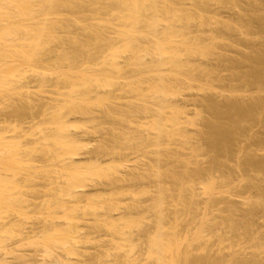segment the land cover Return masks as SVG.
Segmentation results:
<instances>
[{"label":"bare ground","instance_id":"obj_1","mask_svg":"<svg viewBox=\"0 0 264 264\" xmlns=\"http://www.w3.org/2000/svg\"><path fill=\"white\" fill-rule=\"evenodd\" d=\"M190 1V0H189ZM194 1V2H193ZM200 1H202V0H200ZM208 1V0H207ZM206 0H205V3H203L204 1H202V3L203 4H205V5H203V6H201V4L200 5H198L197 3V8L200 10V8L201 7H204V6H206L207 4H208V9L210 8V7H212L213 5H214V3H213V5H212V3H210L209 1H211V2H213L212 0H209L208 2H207ZM216 2H217V4H218V6H219V2H223L224 3V1L225 0H222V1H217V0H215ZM228 1V0H227ZM226 1V3H227V5H229V3ZM230 1V0H229ZM234 1V0H233ZM233 1H230L231 2V4H230V6L232 5V2ZM238 1V0H237ZM253 1V0H252ZM258 1V0H257ZM256 1V2H257ZM188 1L187 0H0V105H2V106H4V105H9V106H11L12 105V110H11V113H9L10 115L12 114V112H14V117L19 113V112H21V111H19V110H23L21 113H20V115L18 116V120H19V117L21 118H23V116H25L24 117V119L26 120V119H29V120H31V118H33L34 117V119L36 118V116H34V114L35 115H37V112L39 113V112H41L42 114H40V115H42V117H40V119L42 118V121L40 120V119H38V118H36V121H37V119L38 120H40L42 123H41V125H38V128L36 129L35 127V132H37L36 133V135H37V139H35V136L36 135H34V134H25L24 132H26V130H24L25 128H23V129H21V127H19V126H17V123H15V125H14V122H8L9 123V125H7V119H5V122L3 123V122H1L0 124H2L3 125V128H2V125L0 126V264H9V262L10 261H13V260H9V262H8V257L11 259H16V261L17 262H19V264H77V263H74V262H78V261H76L75 260V258H73L74 260H72V257H78V255L80 254H78L77 252H81V251H79L78 250V248L80 247L79 246V243H80V245H81V243H83V242H81V239L83 240L84 239V247H86L85 245H86V242H87V239L89 240V238H87V237H90V236H92V234L89 236H86V238H84L85 237V235L83 234V232H82V229L80 230H78V228L80 227L79 225L82 223V222H84V221H82L81 223L80 222H78L81 218L79 217L81 214H82V217H83V215L84 214H88V213H90V214H88V215H93V214H95L94 215V217L95 216H99V217H96V218H98V221H100V222H98L97 220V222L98 223H96V221L94 222L93 221V223H95V224H98L99 225V228L100 229H98V227H97V225L95 226V225H93V226H95L97 229H95L96 230V234H97V232L100 234V232L99 231H97V230H102L101 231V233L103 232V236H102V239L100 238V240H102V243L104 242L103 241V239H105V241H108V240H110V242H111V244H109V243H107V244H109V245H111L112 246V250H113V247H114V250H117V253H114L113 252V254H111L109 251H110V249H111V247H110V249H108V253H110L111 255H112V257H113V255L114 254H116V255H114V260L113 261H116L115 260V256L118 258V253H119V251H120V253L122 254L123 253V249H127L128 248V244L127 243H130L131 245L133 244V247L131 248V247H129V248H131L133 251H136V250H138V246H139V249H140V247L141 246H143L142 245V243H144V246L146 247H144L143 246V248L144 249H147V252H146V254H145V256H147V258L148 259H146V264H190V263H192V262H195L197 259H198V256H197V253H195V252H197L198 251V249H200L199 251H198V254H199V252L200 251H203V253H204V256H205V254H208V252H209V255H208V260L209 259H213L212 257H214V256H216L217 255V257L220 255V257H221V253L219 254V253H216V255L214 254V253H212L213 251L211 250V248L212 247H219V246H222V245H224L225 243H226V241H227V243L228 244H225L224 246H222L221 247V249H222V251H226V252H229L230 251V247H231V250H233V251H230V252H232V253H234V249H235V247L234 246H236L237 245V243L239 242L238 241V239H237V241H232L231 239H225V238H223L224 239V241H225V243H223V239H222V235H224V234H222L221 232V234L219 235V234H216L215 232H217L218 233V231H217V229L216 230H214V229H212V226L214 225V223H216L217 221V219H219V217L221 216V217H223L224 218V216L223 215H225V213H223L224 212V207H225V209H229V211H230V209L232 210L233 209V207H234V210L236 209L235 208V205H233V206H231L232 204L230 203V202H232V201H230V200H232L233 199V197H235L236 195V193H234L235 191H238V189H237V184L234 182V185H232V183H233V181H230L228 178H231L229 175H231V173L235 170H237V169H234V168H236V167H238V165L237 164H239V170L241 169V166H242V168L243 169H246V170H243V169H241L239 172H242L243 174H244V171H245V173H251V172H255L256 170H257V173H258V170L260 171L261 170V168H260V166H259V168L260 169H256L255 170V168L258 166L257 164H259V160L258 159H256V160H258L257 162H256V160H255V158L256 157H254L253 155H255L256 156V153H251V152H248L247 151V149H245V151L247 152H242L243 154L240 156V154L241 153H239V156H238V159L239 158H241L242 156H244V158H245V156L247 157V158H243L242 159V161H245L246 162V164H244L242 161H241V163H243L244 165H241L238 161H237V164H236V162L235 163H233L232 165H230V163H229V165L231 166V167H233V169L234 170H230V171H228L229 172V175H227L228 177L226 178L225 176H224V179H227V180H225L227 183H231V184H226V186H224L225 184H224V179H223V181H222V178L223 177H220V182H223V185L218 181L219 179H218V177L220 176V175H222V173H224L225 172V170H222V167L221 166H223V169H224V165H225V163H226V161L228 160L226 157H229V156H227V155H230V157H231V155H233V154H229V150H231V149H233L232 148V144H233V147H235L234 145H237L238 146V144H239V141L241 142V140H239V141H237L236 143L237 144H234L235 143V141H236V138L238 139L239 138V136H240V138L239 139H241L242 137H241V135L239 134L240 132L242 133V134H247L248 132H246V127H248L247 125H251V122L250 121H254V119L256 118V120H258V117L260 118L259 120H261V117H260V115L259 114H257V115H259V116H257L256 115V113L257 112H261L259 109H260V107L261 106H259L258 107V111H257V105H262L263 106V108H264V104H262V99H260V98H258V99H260V104H258V102L259 101H254V103H257V104H253L252 102H250V103H252L251 105H250V103H249V105L247 106H244L243 104H244V102H245V104H246V101H244V100H242L243 102H242V104H241V102L239 103H232L231 102V104L229 105V102H227L228 104H225V106H229V107H227L228 109H227V111L226 110H223L224 108H223V106H219V108H218V106H217V108L219 109V111H218V109H216V107L214 108H212L211 106H214V105H216L215 104V102L214 101H211V102H214V105H213V103H211L210 102V99H208L207 98V100L205 101V103H204V101L202 102V103H204V104H202L203 106V108L205 107V105H206V107H205V110L203 111V109H202V111H203V113H205L207 110H209V109H207V106H208V103L207 102H210L209 103V105H211L209 108H210V110H212L213 111V113H212V111L210 112L211 113V117L213 116V118L214 119H212L211 117V120H210V118H209V116H207V119L206 118H203V115H202V113H201V118L199 117H196V116H198V115H196L195 117H196V119H193L194 121H192L191 119H190V117L187 119L188 121H192V123H194V124H191V122H190V125L191 126H193V125H196L197 127H199L198 125H199V123L201 122V120H202V118H203V121H206V123H204L203 121V123H200V125L201 124H203L201 127H199L200 128V130H198L197 129V127H196V129H197V131H199V135H198V132H190V134L192 135H194V136H196V138H197V142H195L196 140H194L195 139V137H193L194 139H192V136H191V140H190V136H187V137H185L187 134H189V130L188 129H186V131H185V128H189V129H191L190 127H188L187 125H189L188 124V122H187V120H186V122L184 121V119L183 118H185V115H187V114H185V113H187V112H185L184 110H185V108L184 107H182L183 105H181L180 107L179 106H177L176 107V109L178 108L179 109V111L181 112V114L183 113V114H185L184 115V117L182 118H180V113L178 112V109L176 110L174 107H173V105H171V104H173V103H177L176 101L175 102H173L175 99V97H176V99H177V97L178 96H182V94H183V92L187 89H185V86L187 87L188 85V83L190 84L189 86H192L191 84H197V83H195L197 80V78L198 77H200L201 76V78H202V76H203V80L204 81H206L207 80V82H210L209 84H211L212 82L214 83L215 81H214V78H215V74H214V76H213V73H212V76H211V72H209L208 70V72L210 73V75L209 74H207L208 72L206 71V69L208 68H206V67H204V69L205 70H203L202 69V65H205L206 64V62H205V60H211V59H213V60H215V58H216V62L219 60V58L221 57V55L219 54V53H217L216 55V57H215V53H213V51H215L216 50V48L213 50L212 48H214V47H216V45H214L213 43H214V39H216V41L215 42H219L218 43V45L220 44V41H222V39L223 38H220V37H222L224 34H223V32L227 29L228 30V33H230L229 31H230V29L232 28V25H233V27H234V24H232L231 25V22H230V24H229V22H228V25H231V28L229 29V28H226V29H223L222 27V29H223V32L221 33V31L222 30H219L220 31V34L222 35H219L218 36V34H219V31H216V29L218 28H216L215 29V31L216 32H218V34L216 35L215 34V38H214V35L213 34H211L212 36L211 37H213V38H211V39H213V40H210L209 38H204V40L203 41H206V42H209L210 43V41H213V43L211 42L210 44H208L210 47H212V48H208V47H206V44H205V46L203 47V41H201V40H199L198 38V41H200V43L199 44H196L197 43V39H194L195 41H196V45H192V43H193V41L192 42H189L191 39H189L188 40V38L190 37V31H192L194 28V25H193V23H195L196 24V22H195V20L197 21V19L199 18L198 17V15H199V10H198V13L196 12V14H198L197 16H196V14H195V16L196 17H198V18H195V16L193 15V17H194V21H192L193 20V17H192V14L194 13H191L192 11H195L194 9H196V5H194L193 6V3L195 4V0H192V1H190V3H187ZM193 2V3H192ZM239 2H242V1H239ZM184 3V4H183ZM189 4V5H192V8H190L191 6H188V10L187 11H184L185 10V8H184V10H182L183 8H182V5L183 6H186L185 4ZM223 3L221 4V5H223ZM226 3H224V6H225V4ZM243 3V2H242ZM217 4H215V5H217ZM252 4H254V3H252ZM259 4V3H258ZM257 4V5H258ZM210 5H212V6H210ZM214 5V6H215ZM260 5V4H259ZM258 5V6H259ZM262 5H264V2H263V4ZM212 7L213 8V10L215 11V8H217V7ZM234 6V5H233ZM252 6V5H251ZM251 6H249V7H251ZM258 6L256 7V6H254V7H256V8H258ZM174 7H177V9H175ZM178 7H179V10H178ZM222 7V6H221ZM187 8V7H186ZM194 8V9H193ZM205 8L206 7H204V8H201L202 10H200L201 12L203 11V9L205 10ZM232 8V7H231ZM235 8V7H234ZM239 8V7H238ZM241 8V7H240ZM261 8H263V6H261ZM175 9V11H176V13L173 11ZM189 9H191V10H189ZM242 9V8H241ZM206 10H207V8H206ZM213 10H211V8H210V10L208 11V12H211L212 14L214 13L213 12ZM216 10H218V9H216ZM233 10V9H232ZM237 10V9H236ZM235 10V11H236ZM243 10V9H242ZM248 10V9H247ZM249 10H251L250 12H252V10H253V12H257L258 13V11H259V13L257 14H253V12L252 13H250V14H252V15H257L258 16V18L264 13H261V10L259 9H253L252 7H251V9H249ZM256 10H258V11H256ZM171 11H173V12H171ZM180 11V12H179ZM189 11V12H188ZM226 11V10H225ZM200 12V13H201ZM206 12V11H205ZM216 12H218V11H216ZM223 12V11H222ZM234 12V11H233ZM171 13H174L175 14V16H174V14H171ZM177 13H179L180 14V16L179 15H177L176 16V14ZM188 13V14H187ZM190 13V14H189ZM204 13V11L201 13V15H199L201 18H199L198 19V21H199V23H198V29H200L199 27H201V29L200 30H198V31H201V30H203V28L202 27H205V25L207 24V26L209 27V25H208V23H205L206 22V20L207 19H204V18H207V16H203V19L204 20H202V14ZM211 13H207L208 15H210ZM261 13V14H260ZM206 13H205V15H207ZM210 15V17L209 18H211V19H209L208 18V20H211L212 21V19H213V17H211V16H214L215 14H217V13H214L213 15ZM259 14H260V16H259ZM220 15V14H219ZM230 15V14H229ZM245 15V14H244ZM252 15H248V16H250V17H252ZM174 16V17H173ZM217 16H218V14H217ZM217 16H215L216 18H217V20H218V22L216 21V23H218L219 25H221L220 24V22H219V19H221V18H218ZM247 16V17H248ZM257 16H253V17H255V20H257V22L259 23L260 21L259 20H262L263 19V16H261L262 17V19H259L258 20V18H256ZM214 17V18H215ZM220 17V16H219ZM235 18V17H234ZM224 19L225 18H223L222 20L224 21ZM241 19V18H240ZM245 19V18H244ZM249 19V18H248ZM254 19V18H253ZM207 20V22H209ZM226 20V19H225ZM230 20V19H229ZM246 20V19H245ZM252 20V19H251ZM201 21H202V24H201ZM209 22V23H211V24H213V22ZM223 21H222V23H223ZM244 21V20H243ZM254 21V20H253ZM252 21V25H255L256 23H255V21L253 22ZM204 22V23H203ZM225 22H227V20L225 21ZM262 23H261V26H262V24H264L263 22H264V19H263V21H261ZM234 23V22H233ZM251 23V22H250ZM201 24V25H200ZM203 24H205L204 26H202ZM211 24H210V26H211ZM242 24V23H241ZM246 24V23H245ZM200 25V26H199ZM227 25V26H228ZM247 25V24H246ZM251 25V26H252ZM260 24H258V26L257 25H255L256 27H259L258 29L259 30H264V27L262 26V29H260L261 27L259 26ZM193 26V27H192ZM213 26V25H212ZM215 26V25H214ZM222 26H226V25H222ZM226 26V27H227ZM238 26H240V24H238ZM238 26H235L234 27V29H236V32H235V30L232 28L231 29V32H233L234 34H236L237 32H239L238 30H237V28H238ZM255 26H253L254 28H255ZM191 27H192V30H189V28L191 29ZM195 27H197L196 25H195ZM208 27H205L204 29H207ZM216 27V26H215ZM241 27V26H240ZM250 27V26H249ZM249 27H248V29H249ZM195 29H197V28H195ZM208 29H210V28H208ZM241 29H242V27H241ZM241 29H239L240 31H242ZM244 30L243 31H245V28H243ZM188 30H189V32H188ZM227 30L225 31V32H227ZM234 30V31H233ZM250 30V29H249ZM249 30H247V31H249ZM252 30H254V29H252ZM185 31H187L186 33H188L187 34V37H186V35H185ZM206 32H207V30H205ZM205 31H202L203 33H205ZM210 31V30H209ZM193 32V31H192ZM191 32V33H192ZM195 32V31H194ZM193 32V35L191 34V36L193 37V38H195L194 36L195 35H197V33L195 34ZM246 32V31H245ZM244 32V33H245ZM184 33V34H183ZM213 33H215V32H213ZM232 33V34H233ZM242 33V32H241ZM244 33L243 34H240V33H238L241 37H242V35H244ZM195 34V35H194ZM202 34V33H201ZM231 34V33H230ZM246 34V33H245ZM249 34V35H248ZM248 37L250 36V33L248 32ZM253 34V33H252ZM198 35H200V34H198ZM197 35V36H198ZM226 35V34H225ZM237 35V34H236ZM238 35V36H239ZM256 35V34H255ZM200 36H203V34L202 35H200ZM208 36H210V35H208ZM216 36L218 37V39H219V41H217L218 39L216 38ZM227 36L228 35H226V37H225V39H227ZM232 36L233 35H230V37L229 38H231V39H235V38H232ZM239 36V37H240ZM258 36V35H257ZM264 36V35H263ZM203 37H206V36H203ZM255 37V36H254ZM261 37V36H260ZM192 38V39H193ZM229 38H228V40H229ZM245 38V37H244ZM250 38V37H249ZM200 39H202L201 37H200ZM205 39H208V40H210V41H208V40H205ZM261 39V38H260ZM226 41V40H224L223 39V42L224 41H226V43H228L229 41V43H231L232 41L231 40H229V41ZM263 40V39H262ZM194 41V42H195ZM250 41V40H249ZM205 42V43H206ZM248 42V41H247ZM191 43V44H190ZM222 43V42H221ZM225 43V42H224ZM223 43V44H224ZM233 43H234V41H233ZM232 43V44H233ZM254 43V42H253ZM194 44V43H193ZM201 44V45H200ZM214 46H213V45ZM217 45V49H218V47H220V45L218 46ZM222 45V44H221ZM225 45V44H224ZM228 45H231V44H228ZM248 45V44H247ZM261 45V44H260ZM226 47V46H225ZM235 47V46H234ZM210 49V50H212L211 52H210V50H209V52H210V54H205L206 53V51L208 50V49ZM236 48V47H235ZM239 48V47H238ZM250 48V47H249ZM262 49H264V48H262ZM233 50V49H232ZM238 50H240V48L238 49ZM246 50V49H245ZM181 51V52H180ZM182 51L184 52L185 51V53H182ZM218 51H219V49H218ZM260 51L261 52H257V53H261V54H257V55H259V56H257L256 55V52H253V53H255V54H252V55H249V57H248V53H247V56H245V57H248L247 59L246 58H244L243 56H244V54H242L243 56H242V58L244 59V60H240V62L241 63H245L244 61H246V65L244 64V65H242L241 63H239V62H236V63H233V60H232V64H234V66H236V65H238L239 67L242 65L243 67H246L245 69H246V71H247V69L249 68V67H251L250 68V74L248 73L249 72V69H248V72H247V79H248V77H249V79L251 78H253V80L254 81H256V82H261V86H262V89H263V87H264V53H262V50L260 49ZM187 52V53H186ZM216 52V51H215ZM243 52H245V51H243ZM183 54V55H182ZM214 56H213V55ZM181 55V60L180 59H178V57ZM185 55H187V56H190V64H191V57H193L194 58V56L195 57H197V55L198 56H201L200 58H202L203 56H205L206 57V55H208L207 57L208 58H202V59H204V60H202L201 59V61H195V60H200L199 58L198 59H196L195 58V60H193V58H192V61H193V63L195 64V63H200L201 65V67L198 65V63H197V65H198V67H197V65L195 64V66L197 67V68H199L200 67V69H199V72H198V69L196 70V69H191L190 71H189V73L188 74H190L191 72H192V70H193V72L196 70L197 72H195V76H193L192 74H190V75H187V74H185L186 73V71L187 70H189L190 68H192V67H194V65L193 66H191L189 63H188V60L189 59H187V62H186V58H189V57H185V62H184V59L182 58V57H184ZM210 55V56H209ZM212 55V56H211ZM220 57H219V56ZM223 55V54H222ZM246 55V54H245ZM253 55H255V56H253ZM261 55H263V57H261ZM210 57V58H209ZM212 57V58H211ZM214 57V58H213ZM227 58V57H226ZM232 58V57H231ZM220 59H223L222 61L224 62V58H220ZM239 59V58H238ZM246 59V60H245ZM179 60V61H178ZM230 60V59H229ZM229 60H228V63H225L226 65H228V64H231V63H229ZM234 60H237V59H234ZM181 61H183V62H181ZM195 61V62H194ZM202 61H204L205 62V64L202 62ZM221 61V62H222ZM239 61V60H238ZM151 64H150V63ZM159 62H161V66H159ZM181 62V63H180ZM202 62V63H201ZM213 62V61H212ZM215 62V63H216ZM227 62V61H226ZM163 63V64H162ZM239 64H241V65H239ZM248 64V65H247ZM214 65V64H213ZM250 65V66H249ZM207 66V65H206ZM233 66V65H232ZM237 66V67H238ZM240 67L238 70H239V73H240V69H241V71H243L242 70V68L243 67ZM161 67H164V68H169V69H172V71H176V70H174V69H179V68H182V69H184L185 67H186V69L187 70H183V71H176L177 72V75H178V73H181V75L179 74V76H177L176 75V77H178V78H176L175 77V75H173V73H175L176 74V72H171V71H169V72H166L167 71V69H165L166 71H164V68H163V70H161ZM184 67V68H183ZM188 67H190L189 69H188ZM228 67H230V66H228ZM237 67L235 68V70L237 69ZM227 68V67H226ZM130 71V73H129V81L128 80H126V84L125 85H123V83L122 84H119V79H122L123 81H125V79L124 78H126L127 77V71L128 70ZM201 69H202V71H201ZM224 69H225V67H224ZM229 69V68H228ZM228 69H226V71L228 70ZM232 69H234V68H232ZM231 69V70H232ZM126 70V71H125ZM211 70V69H210ZM215 70V69H214ZM213 70V71H214ZM230 70V69H229ZM230 70V75H229V77L231 78L232 77V79L235 81V82H233L235 85H237L238 83L240 84V87L242 86V84L244 85V83L243 82H245V77H244V74H242V73H244V72H246L245 70L243 71V72H241L240 73V77H241V75H242V77L243 78H245V79H243L242 77H241V79H242V81H241V79H240V82H238L239 81V78H238V76L236 75L237 73H235V71H234V73L232 74V71ZM237 70V71H238ZM163 71H164V73H163ZM203 72V71H205V74H207V75H209L208 77H205L204 76V73H201V72ZM184 72V75L182 74ZM192 72V73H193ZM221 72V71H220ZM225 72V71H224ZM126 73V74H125ZM196 73H197V75H196ZM199 73L200 74H203V75H200L199 76ZM239 73H238V75H239ZM194 74V73H193ZM222 74V73H221ZM246 74V73H245ZM248 74H249V76H248ZM124 75V76H123ZM186 75H187V77H186ZM192 75V76H191ZM206 75V76H207ZM220 75V74H219ZM218 74H217V76H219ZM235 75L237 76V78L235 77ZM122 76V77H121ZM181 76H183V77H181ZM197 76V77H196ZM217 76H216V78H217ZM228 76V75H227ZM168 77V78H167ZM172 77H174V78H172ZM192 78L191 79V82H190V79L189 78ZM193 77H196V78H193ZM212 77H214V78H212ZM235 77V78H234ZM147 78H149V79H151L152 78V80L154 81V82H152L151 80H148ZM170 78H172V79H177V81L175 82V80H174V82H172L173 80H171ZM200 78V79H201ZM229 78V79H230ZM32 79H34L33 81H32ZM131 79V80H130ZM167 79H169L170 81L168 82V80ZM186 79H189L187 82H185V80ZM201 79V80H202ZM208 79L209 80H211V81H208ZM221 79H222V77H221ZM226 79V78H225ZM237 79H238V81H237ZM133 80V82H132V84H130L129 85V82L131 83V81ZM196 80V81H195ZM198 80H199V78H198ZM202 80V81H203ZM121 81V80H120ZM122 81V82H123ZM128 81V82H127ZM146 81L148 82V84L149 85H145L146 84ZM202 81H200V82H202ZM216 81H217V79H216ZM227 81V80H226ZM252 82V84H253V86L255 87V85L257 84H254L255 82ZM151 82H152V84H151ZM207 82H206V84L204 83V85H208L207 84ZM218 82V81H217ZM223 82H225L224 80H223ZM222 82V83H223ZM238 82V83H237ZM121 83V82H120ZM128 83V84H127ZM141 84V85H143V86H140L139 84ZM171 83L173 84V85H171ZM176 83H178L179 85H175ZM185 83V84H184ZM187 83V84H186ZM227 83H228V81H227ZM229 83H231L230 81H229ZM248 83V82H247ZM249 83H251V80H249ZM248 83V84H249ZM259 83L257 84V86L256 87H258V85H259ZM34 84V85H33ZM141 87V88H138L139 86ZM168 84L170 85V86H173V88H171L170 87V89H169V86H168ZM201 84V83H200ZM200 84H198V85H200ZM217 84H219V82L217 83ZM223 84H225V83H223ZM248 84H246L247 86H248ZM33 85V86H32ZM150 85H152V87H151V89H150V87H148V86H150ZM183 85H185L184 87H182ZM204 85H202L203 86V89H204ZM213 84H211V86H212ZM225 85H227V84H225ZM246 85H244V89H245V86ZM178 86H179V89H180V87H181V89L182 88H184L181 92H182V94L180 95V91H179V89H178ZM189 86H188V88H189ZM209 86V88L211 87L210 85H208ZM214 86V85H213ZM216 86V85H215ZM250 86H251V84H250ZM253 86H252V88H253ZM261 86L259 87V91L260 90H262V89H260L261 88ZM127 87H128V90H127ZM145 87V88H147L148 87V90H144L143 88ZM174 87H177V89H178V91L176 92V90H174ZM194 87V86H193ZM196 87V86H195ZM194 87V88H195ZM207 87V86H206ZM205 87V88H206ZM218 87L219 88H223V87H221L220 85H218ZM218 87H214V89L216 88H218ZM232 87V86H231ZM235 86H233L232 88H234ZM239 87V86H238ZM249 87V86H248ZM247 87V88H248ZM255 87V88H256ZM39 89V90H35V91H39L38 93H36V94H38V95H40L41 96V94H43L42 95V97H44V95L46 94V93H49V95H51V96H49L51 99H52V103H51V101H50V99H49V101H50V105L49 104H46V102H45V104H46V106L50 109H42L43 107L44 108H47V107H45V106H42V104H40L41 105V111H39L40 109L39 108H37L38 106H40V105H38V102H36V103H34V101L31 99V95H29V94H32V92L30 93V91H31V89ZM191 88V87H190ZM189 88V89H190ZM198 88V87H197ZM208 88V89H209ZM218 88V90H216V92L217 91H219V90H221V89H219ZM226 88V87H225ZM231 88V89H232ZM243 88V87H242ZM251 88V87H250ZM250 88H248L249 90H250ZM252 88H251V90H252ZM99 89H101L102 91L103 90H106L104 93L105 94H108L109 93V91H111V93H109V94H112V92H114V90L115 91H117V93L119 92V91H123V94L125 95V93H124V90H125V92H129L130 93V91H132L130 94H132L133 93V91L136 93V95H135V93H133L135 96H136V98H135V96L131 99V100H133V102H132V105H130V103H131V101L130 102H128V104H127V106H128V112L126 111V107L124 106V109H122L121 110V108L120 107H123V104L126 102L125 100H130L129 98L128 99H125L124 101H122V106H117L116 107V105H115V107L117 108V109H115V107H114V109H112V108H108V106H106V105H104V106H106L107 107V109L109 110V111H107V112H105L106 111V109H105V111L103 112L101 109H99V110H101L100 112H101V114H100V112H99V110L97 111L98 112V115L100 114V117H98L97 116V112H96V117L98 118V120H101L102 118V120L104 121L103 123L105 124V126H106V123H107V125L109 124V125H112V127H114L115 129H112L113 131L115 130L116 131V129H117V132H115L114 131V133H109V134H107L106 133V135L104 136V135H102L103 137H105V139L103 138L102 140H104V142L105 141H107L106 139H108L109 141V144H108V142L106 143V145L108 144L109 145V147H108V145H107V147L105 146V148H103V149H98L99 151H97L96 149V151L94 150L93 152H91V153H93V154H91V153H89V154H91V155H88V156H90L89 158H88V156H87V158L90 160V159H94V153H96L97 154V152H98V154H100V155H104L105 157L107 156V157H109V156H113V155H115L116 156V154L118 155L119 153H121L120 154V156L122 155V153L124 152H126V151H132L131 153H133V151H136L132 156L134 157V155L135 154H137L138 156L137 157H139V159H137V160H140V155L139 154H142V157L141 158H143L144 157V155L146 154L147 156H149L150 158H151V156H152V159H151V165H150V163H147V161H149L150 162V160H148V158H147V156L145 155V158H146V162H145V158H144V164L143 163H141V164H143L142 166H141V164H139L140 162H143L142 160L141 161H138L137 162V160H135L137 163H135V161H134V163H135V165H136V168L133 170V173H132V168H130L128 171H130L131 170V172H130V176H132V180L129 178H127V175L125 176V177H120L119 179H115L114 181H109V178H107V176H105V175H109V173H111L112 172V170H114V169H112L111 170V166L109 165V167H108V165H107V169L105 168V170H103V171H101L102 172V174H98V176H105L107 179H108V182H111L109 185L110 186H114V188L116 189L117 188V191H118V187L120 186V184L122 183V185L123 184H125L126 183V181L127 182H130V181H132V182H134L135 183V187H137V185L138 186H140V188L143 190V188L144 187H146V191H148V193L146 194V195H144V196H147V198H146V201L149 199V202L151 203H149V202H146V204H147V209H146V207L145 208H143V209H146V210H144L145 212H143L142 211V209H141V211L145 214V213H151V215H153L154 214V217L156 218V220H155V218H151L152 220H153V223H155L153 226H151V228L149 227L148 229H146L145 230V228H144V232L142 233L141 232V238H140V240H139V242H140V244H138V243H136V244H138V246L135 244V242H134V240L136 239V238H134V240H133V238H132V240L130 239V240H128V238H131L132 236H134L133 234L135 233V231L133 232V234H132V232H131V230L133 231V230H135L134 228L136 227L137 228V226H140V224H142L143 223V218L141 219L140 217L141 216H143L144 217V219L145 218H150L151 217V215L148 217L146 214V216L147 217H145V215L144 214H142V212L141 213H139V215H141L139 218H137V217H135L134 219L133 218H131L129 215H126V210H125V214H122V215H119V219L118 218H115L114 216H115V214H113L114 213V208H116V206L118 205L117 204V202L118 203H121V202H119L121 199H122V197H123V195H122V190L123 189H119L120 191H121V194H119L120 193V191H118L119 193V199H116L117 200V202H116V204L114 203L116 200H115V198H114V200L112 199L113 197H111V199L114 201H110V205L108 206L107 204V206L109 207V208H111V209H109V208H107V210L106 211H108L107 213L105 212V211H103L102 210V208L100 209V207H102V206H100L99 207V211H100V213H99V211L97 210L98 209V207L97 206H94V205H91V204H93V202H92V199L94 200V198H95V196L93 197L92 196V198L91 197H89V200H87V205H89V207L87 206V208H85V213L83 212V213H80V210L78 211V208L80 209V204H79V202H76V200H75V197H76V199L77 198H82V196H83V194H82V191H83V189L84 188H86L87 189V186L85 187L84 186V184H87V182L89 181H94V178H96L95 177V175L97 174L96 172H98V170H99V168L98 167H95V168H93L94 169V171L96 170V168H97V170H96V172H95V174H94V172H93V169L91 168L92 167V161L93 160H91L89 163H91V164H88V161L87 160H85L86 158H84L83 159V155H84V153H82L83 155H81L79 152L77 153L76 151H78V149H80V148H83V147H81L82 145H81V140L79 139V141H77L75 138H77V134H76V137L75 138H73V135L74 134H71V133H73L72 131H70L72 128H74V129H76L77 128V130H75V131H79V128H80V130H81V127L82 128H84L85 127V125H83L84 124V122L82 121L83 119H84V121L85 122H87L88 123V119L90 120H92L93 118L95 119V120H97V118H95V117H93V115H94V112H92L93 110L91 109V106L93 105V104H98V106L99 105H101V104H105V102H107V100H109L110 98H112V99H114L115 97V92L112 94V95H110V96H112V97H107V95H105L102 91H100ZM139 89V90H138ZM141 89H143L144 91H146V92H144V91H142ZM150 89V90H149ZM173 89V90H172ZM196 89V88H195ZM195 89H193L192 88V91L193 90H195ZM200 89H202L201 88V86H200ZM199 89V90H200ZM202 89V90H203ZM211 90H212V87L210 88ZM230 89V90H231ZM241 89V88H240ZM254 89V88H253ZM98 90L101 92V93H103L104 95V97L102 96L101 98H100V96L102 95L100 92H99V95L98 94H96V96H94L95 95V92L96 93H98ZM130 90V91H129ZM171 92V94L173 93V91L177 94H179L178 96L176 95V96H174L173 94H175V93H173L172 95L174 96H169V92ZM199 90H195L196 92H198ZM226 90V89H225ZM224 90V92H228V91H225ZM228 90V89H227ZM234 90V89H233ZM236 90V89H235ZM247 90V89H246ZM245 90V91H246ZM148 91V92H147ZM187 91H188V89H187ZM186 91V93H188ZM201 91V90H200ZM199 91V92H200ZM205 91V90H204ZM263 91H264V89H263ZM262 91V92H263ZM106 92H108V93H106ZM127 92V93H128ZM206 93L208 92V91H205ZM204 92V93H205ZM214 92V91H213ZM229 92H231V91H229ZM228 92V94H230V96H231V94H233L234 92H232V93H229ZM241 92V91H240ZM247 92V91H246ZM41 93V94H40ZM45 93V94H44ZM169 93V94H168ZM219 93V92H218ZM217 93V94H218ZM236 93L238 94L239 92H237L236 91ZM235 93V94H236ZM242 93H244V92H242ZM250 93V92H249ZM251 93H253V92H251ZM250 93V94H251ZM21 94V95H20ZM94 94V95H93ZM101 94V95H100ZM109 94H108V96H109ZM119 94V93H118ZM121 94V93H120ZM123 94H121V96L123 95ZM168 94V95H167ZM194 94V93H193ZM201 94V93H200ZM199 94V95H200ZM221 94V93H220ZM261 94V93H260ZM20 95V96H19ZM27 95V96H26ZM33 95V94H32ZM97 95H98V97L100 98H98L97 97ZM117 95V94H116ZM183 95H185V94H183ZM212 95V94H211ZM210 95V96H211ZM222 95V94H221ZM221 95H219V96H221ZM225 95V94H224ZM223 95V96H224ZM239 95V94H238ZM244 95V94H243ZM243 95H241L240 94V97L241 96H243ZM245 95H247V93L245 94ZM256 95H258V94H256ZM28 96H31L30 97V99H29V97ZM34 96H35V94H34ZM37 96V95H36ZM117 96H119V95H117ZM116 96V97H117ZM120 96V98H122ZM128 96V94L126 95V97ZM138 96V97H137ZM186 96V95H185ZM185 96H182V97H185ZM227 96V95H226ZM229 96V97H230ZM236 96V95H235ZM247 96H249V94L247 95ZM255 96V95H254ZM259 96V95H258ZM18 97V98H17ZM26 97V98H25ZM97 97L98 99H95V98ZM107 97V98H106ZM114 97V98H113ZM125 97V96H124ZM171 97H173V98H171ZM244 97V96H243ZM16 98H17V100H16ZM20 98H24L25 100H28L29 99V106H28V108H25V110H24V108H23V106H25L26 107V105H27V101H26V103H25V100L23 99V100H21ZM45 98H46V95H45ZM94 98V99H93ZM109 98V99H108ZM117 98H119V97H117ZM117 98H115L116 100H118L119 101V99H117ZM180 98V97H179ZM188 98V97H187ZM214 98V97H213ZM224 98V97H223ZM228 98V97H227ZM226 98V99H227ZM236 98H238V97H236ZM247 98V97H246ZM251 98V97H250ZM253 99L255 98V97H252ZM33 99H35V98H33ZM39 99V98H38ZM114 99V100H115ZM123 99V98H122ZM169 99H171V100H169ZM174 99V100H173ZM190 99V98H189ZM216 100H217V98H215ZM241 99V98H240ZM256 100H257V98H255ZM15 100H16V102L19 100H21V102H20V105H17V103L15 102ZM36 101H37V99H35ZM111 100V99H110ZM138 100V101H137ZM173 100V101H172ZM185 100V99H184ZM192 100V99H191ZM209 100V101H208ZM213 100V99H212ZM235 100V99H234ZM238 100H239V98H238ZM24 102V104H26V105H23V102ZM30 101L31 102H33L34 104L32 105V103H30ZM40 101V100H39ZM42 101V100H41ZM40 101V102H41ZM121 101V100H120ZM119 101V102H120ZM140 101V102H139ZM170 103H169V102ZM231 101H233V100H231ZM240 101V100H239ZM263 101H264V98H263ZM11 102H13V104H14V102L16 103V105L18 106V108H19V106H21V105H23V106H21L23 109H21V108H19V110L16 108V107H14V105L11 103ZM110 102H112V101H109V106L111 105L110 104ZM114 102V101H113ZM143 102H146L147 104L149 103V102H151V103H153L154 104V106H153V108H150V106L151 105H153V104H146V105H143ZM166 102H168L167 103V105L169 104L170 105V108H169V105L167 106L166 105ZM173 102V103H172ZM178 102H179V100H178ZM192 102V101H191ZM220 102V101H219ZM233 102H235V101H233ZM10 103H11V105H10ZM22 103V104H21ZM41 103H43V102H41ZM108 103V102H107ZM118 103V102H117ZM117 103H113V104H117ZM141 104V106L140 105H138L137 106V104ZM180 103V102H179ZM207 103V104H206ZM247 103V104H248ZM44 104V105H45ZM118 104H121V103H118ZM117 104V105H118ZM195 104V103H194ZM32 105V106H31ZM38 105V106H37ZM49 105V106H48ZM51 105H53V108L51 107ZM125 105V104H124ZM136 105L137 107H135V110L134 109H131V107H134V106ZM177 105H179V104H177ZM219 105V104H218ZM224 105V104H223ZM2 106L0 107V108H2ZM8 106V107H9ZM94 106V105H93ZM92 106V107H93ZM98 106H97V108H98ZM114 106V105H113ZM130 106V107H129ZM145 106V107H144ZM149 106V107H148ZM172 106V107H171ZM176 106V105H175ZM30 107V108H29ZM94 107H96V105L94 106ZM142 107V109H140ZM155 107V108H154ZM198 107H199V104H198ZM3 108H5V107H3ZM9 108H11V107H9ZM13 108H16L15 110H13ZM52 108V109H51ZM97 108H96V110H97ZM136 108L138 109L137 111H136ZM167 108V109H166ZM172 108L173 109H175L174 111H173V113H172ZM180 108H181V110H180ZM184 108V110H182ZM197 108V107H196ZM34 109L37 111L36 113L34 112ZM90 109L92 110V111H90ZM93 109H95V108H93ZM110 109H112L113 111L111 112V110ZM131 109V112H130V114H129V110ZM152 109H154V111H155V113H153L152 114ZM156 109V110H155ZM169 109V113L167 112V110ZM222 109V111H224V112H222V111H220ZM225 109H226V107H225ZM3 110V109H2ZM7 109H5V111H6ZM44 110V111H43ZM104 110V109H103ZM133 110V111H132ZM140 110H141V115L142 114H145L146 113V115H149V116H152L151 118L153 119V117L156 119L155 121L156 122H154V119H153V121H152V119L150 118L149 119V121L147 120V122H149L150 123V125L149 124H147V126L144 124V122H146L145 121V119L143 118V120H144V122L143 121H141V119H134L133 117H134V115L135 116H137L139 113H140ZM149 110H151L150 112H148ZM4 110H3V112H5ZM18 111V112H17ZM124 111H126L125 113H124ZM138 112L137 113V115H136V113L133 115H131V113L133 112ZM166 111V112H165ZM257 111V112H256ZM8 112H10V111H8ZM91 112L93 113V114H91ZM103 112V113H102ZM111 112V113H110ZM150 113V114H148V113ZM167 113V114H169V115H167L168 117L171 115V114H173L174 116H175V112L177 113L178 112V115L176 114V116H175V118L177 117V119H179V123H180V119H183V121H181V123L182 122H185V123H183V124H181L180 123V125H179V123L177 124V123H175V122H173V126H174V123L176 124V125H178V126H176L175 125V127L177 128L178 127V129H174V128H172V124L170 123V127H171V129H169V126H167V124L169 125V123H164L165 122V119L163 120V118L164 117H166L165 115V113ZM262 112H263V109H262ZM261 112V113H262ZM6 113V112H5ZM74 114V115H76V114H79V115H77V116H83V117H81V118H79V119H81V121H79V123H78V120H77V122H76V120H75V122L74 121H71L72 119V117L69 115V114ZM76 113V114H75ZM128 113V114H127ZM171 113V114H170ZM209 113V111H208V114H210ZM264 113V112H263ZM1 114V113H0ZM9 114H8V116H9ZM16 114V115H15ZM22 114V115H21ZM128 116H130V118L128 117L127 118V115ZM155 114V115H154ZM183 114L181 115V116H183ZM39 114H38V116H40ZM90 115L93 117V118H91L90 117ZM206 115H207V112H206ZM263 115V114H262ZM261 115V116H262ZM1 116V115H0ZM131 116H132V118L133 119H131ZM140 115H138V117H139ZM144 117H145V115H143ZM156 116H158V117H162V116H164L161 120H157V118L158 117H156ZM173 116V117H174ZM187 116H189V115H187ZM252 116H257V117H252ZM6 117V116H5ZM10 117V116H9ZM13 117V116H12ZM74 118H76L75 116H73ZM86 117H90V118H86ZM102 117V118H101ZM147 117V116H146ZM171 117H172V115H171ZM171 117H169L170 119H171V121H172V119L173 120H175L174 118H171ZM179 117V118H178ZM194 117V118H195ZM204 117H206V116H204ZM249 117H251V118H249ZM263 118H264V115L262 116ZM125 118L126 119H128V120H126V122L127 123H125ZM135 118H137V117H135ZM148 118V117H147ZM167 118V117H166ZM169 118H167V119H169ZM225 118L226 119H228V120H225ZM249 118V122L250 123H248V121H247V123H245V121H246V119H248ZM0 119H1V121H3V119H2V117H0ZM17 119V118H16ZM23 119V120H24ZM33 119V120H34ZM85 119H87V120H85ZM159 119V118H158ZM166 119V120H167ZM170 119H169V121H170ZM176 119V120H177ZM190 119V120H189ZM200 119V120H199ZM219 119H222V121L224 122V121H227V122H222L221 120L219 121ZM252 119V120H251ZM12 120H13V118H12ZM11 120V121H12ZM33 120L32 121H29V122H31V123H33ZM123 121L124 120V123L125 124H121L120 123V121ZM137 120H140V122L139 121H137ZM151 120V121H150ZM163 120V121H162ZM198 120H199V122H198ZM257 121L258 123H260V122H262V120H264V119H262L261 121ZM28 121V120H27ZM35 121V120H34ZM121 121V122H122ZM160 121L162 122V125H163V123H164V125L166 126V127H164V125L162 126V127H160L159 129L157 128L156 130H158L159 131V134L157 135V131H155V132H151L153 129H151L150 128V132L152 133V134H156V136H154V137H148L147 139H149V140H147L146 139V137L145 136H149L150 134H147V135H145L147 132H149L148 130L146 131V128L145 127H150L151 126V124L153 123V128H156V127H158L157 125H160ZM169 121H167V122H169ZM170 121V122H171ZM252 121V124H254V122ZM19 122V121H18ZM38 122V121H37ZM97 122V121H96ZM99 123H100V121H98ZM102 122V121H101ZM115 122V123H114ZM141 122H143V123H141ZM177 122V121H176ZM198 123V124H196V123ZM264 122V121H263ZM6 123V124H5ZM22 123V122H21ZM25 123V122H24ZM28 123V122H27ZM87 123H86V125H87ZM91 122H89V124H90ZM132 123V125L133 124H135L136 125V127H135V125L134 126H131V127H133V128H124V125H128V124H131ZM157 125H156V124ZM245 123V126L243 125ZM255 123H256V121H255ZM258 123H256V124H258ZM36 124V123H35ZM38 124V123H37ZM92 125H93V122L91 123ZM90 124V125H91ZM94 124H97V123H94ZM119 124H121L120 126H119ZM141 124L142 125H144V126H141ZM184 124H186V127H184ZM247 124V125H246ZM261 124V123H260ZM260 124H258L259 126H260ZM4 125H6V128H7V126H9L8 128H10L9 130V132H11V129H12V132L13 131H15V132H18L19 134H20V136H18V137H10L11 135L10 134H15V133H6L7 132V129L5 130L4 129ZM22 125V124H21ZM29 124H27L26 126H28ZM99 125V124H98ZM103 125V124H102ZM141 127H144L143 129L142 128H139L140 126ZM261 125H263V123L261 124ZM34 126V125H33ZM88 126V125H87ZM116 126H119V127H116ZM129 126V125H128ZM161 126V125H160ZM251 126H253V125H251ZM256 126V125H255ZM29 127V126H28ZM76 127V128H75ZM89 127V126H88ZM92 127V126H91ZM96 127V126H95ZM126 127V126H125ZM168 127V128H167ZM184 129H183V128ZM203 127V128H202ZM87 128V127H86ZM90 128V127H89ZM89 128H88V132L91 130H89ZM103 128V127H102ZM106 128V127H105ZM123 128V129H122ZM161 128L162 129H164V130H161ZM249 128V127H248ZM251 128V127H250ZM32 129H33V127H32ZM85 129V128H84ZM110 129H111V127H110ZM128 131H127V130ZM140 129H141V131H140ZM148 129V128H147ZM167 129H168V131L169 132H171L172 131V133H171V135H170V133L167 131ZM173 129V130H172ZM179 129L181 130V131H184V132H187V133H183V135H184V137L182 138V136H181V134L182 133H180V131H179ZM192 129H195V126H194V128L192 127ZM192 129H191V131H192ZM238 129H241V130H243V131H241V130H238ZM18 130V131H17ZM83 130V129H82ZM81 130V131H82ZM87 130V129H86ZM92 130H93V128H92ZM98 131L99 132V129H95V131ZM155 130V129H154ZM188 130V131H187ZM29 131H30V128H29V130L26 132V133H29ZM32 131H34V130H32ZM32 131H30V132H32ZM80 131V132H81ZM94 131V130H93ZM93 131H92V133H93ZM94 131V133H96ZM109 131V130H108ZM142 131H145V132H142ZM174 131V132H173ZM236 131H239L238 132V134H239V136H236L237 134H235V132ZM245 131V132H244ZM248 131V130H247ZM71 132V133H70ZM84 132V131H83ZM87 131H85L84 133H86ZM97 132V133H98ZM102 132V131H101ZM104 132V131H103ZM102 132V133H103ZM138 132H140L139 133V135L140 134H143V133H145V134H143L141 137L139 136V135H136ZM142 132V133H141ZM244 132V133H243ZM252 132V131H251ZM258 132V131H257ZM260 132V131H259ZM69 133L71 134V136H69ZM77 133V132H76ZM79 133V132H78ZM91 133V132H90ZM89 133V134H90ZM91 133V134H92ZM105 133V132H104ZM128 133H130V135H128ZM237 133V132H236ZM253 133V132H252ZM25 134V135H24ZM82 134V133H81ZM100 134V133H99ZM135 134V135H134ZM154 134V135H155ZM196 134V135H195ZM246 134H245V140H246V137L248 136V138H252V139H254V138H256V137H254L255 136V134L253 135V137H249V133L247 134V136H246ZM251 134V133H250ZM22 135V136H21ZM32 136V137H30V138H32V140L34 139V141H36V143L35 142H33L32 141V144L33 143H35V145H34V148L33 147H30V145H27V141L26 140H23V142H22V139L23 138H26V139H29V137L28 136ZM79 135H80V133H79ZM84 135V134H83ZM126 135H128L127 137H126ZM145 135V136H144ZM176 135H179V136H176ZM260 136H262L261 134H259ZM259 135H258V140L260 141V139H259ZM13 136H15V135H13ZM33 136H34V138H33ZM81 136V135H80ZM89 136V135H88ZM106 136H109V137H107L106 138ZM129 136L130 137H133L134 138V136H138V137H140V138H143V139H140V138H137V140L135 139H133V138H130L129 139V141H127L128 139L127 138H129ZM144 136V137H143ZM153 136V135H152ZM178 139H185V141L187 140V143H189L190 141V145H192L193 143L192 142H195V144H193L195 147H197V148H195V147H193L192 148V146H189V145H187V143L184 141L183 142V140H182V142L185 144V146H184V144L182 143V142H180V141H178L177 140V138ZM198 136H199V139H198ZM71 137V138H70ZM85 137V136H84ZM126 137V138H125ZM175 137V139L178 141V143L179 144H181L180 146L182 147V149H183V153H184V151L186 150V152L183 154V153H181V148L179 149V147L180 146H177L176 144L174 145V140L172 139V138H174ZM200 137L201 138H203L202 139V141H200L201 139H200ZM243 137V138H244ZM79 138H81V137H79ZM83 138V137H82ZM86 138H88V137H86ZM95 138V137H94ZM147 140V142L148 141H150L149 142V144H146V145H144V142L143 141H141V140H145V139ZM151 138V139H150ZM172 139L171 141H170V139ZM247 138V139H248ZM40 139L42 140V141H40ZM85 139V138H84ZM99 139H100V136H99ZM133 139V140H132ZM139 139V140H138ZM251 139V140H252ZM261 139L263 140L264 138H262L261 137ZM146 140H145V143H147L146 142ZM175 140V141H176ZM189 140V141H188ZM204 140V141H203ZM243 140V139H242ZM251 140H249L248 139V142L249 141H251ZM262 140L260 141V142H262ZM25 141V142H24ZM31 140H29V142H30ZM85 141V140H84ZM168 141H170V144H172V146H171V148H173V149H175V147H176V152H177V150L178 151H180L179 153H181V154H183V155H185V156H181V157H176L178 154H176V156H173V155H175V153L173 152V149H171V151H172V153H174L173 155H171L172 153H171V151H170V149L168 148V147H170V145L169 146H167L166 147V144H168L169 142ZM177 141L175 142V143H177ZM205 142L206 143V145H202V147H201V145L199 144L200 142ZM253 141V140H252ZM254 141H257V140H254ZM258 141V142H259ZM86 142V141H85ZM85 142H84V144H85ZM88 142V141H87ZM100 142H101V139H100ZM103 142V143H104ZM137 144H139V145H137ZM142 142H143V144H142ZM39 143H44V145L43 146H46V147H42L41 145H39ZM102 143V144H103ZM198 145H197V144ZM243 143V142H242ZM245 143V142H244ZM243 143V144H244ZM251 143H254V142H251ZM257 143V142H256ZM29 144V143H28ZM83 144V143H82ZM83 144V145H84ZM92 144H94V143H92ZM92 144H90V145H92ZM100 144V143H99ZM204 144V143H203ZM39 145V146H38ZM96 145V144H95ZM187 145V146H186ZM240 145H242V144H240ZM251 145V144H250ZM257 145V144H256ZM89 145H87V147H88ZM97 146H100V145H97ZM164 146V147H163ZM208 147V148H206V147ZM236 146V147H237ZM244 146H246V143L244 144ZM249 146V145H248ZM247 146V147H248ZM253 146V148H254V146L255 145H252ZM264 146V145H263ZM39 147V148H38ZM40 147H42V149H40ZM163 147V148H162ZM165 147L167 148V149H169V151H170V153H169V151L167 150V149H165ZM178 147V148H177ZM198 147H200V148H202L203 150H204V147H205V150L206 149H209L210 150V152L211 151H214V152H212V153H215L216 152V154H214V155H219L220 157H222L218 152H221L222 150H223V152H224V157H222V159H225V160H221V158L220 157H218V159H219V163L217 164L216 162H218V160L217 159H213L214 158V155H212L213 157H209V158H211L210 160L206 157V155H208L210 152L208 151L207 152V150L205 151H203V150H201V149H199L200 151H201V153H200V155L201 156H203V153L204 152H206V153H208V154H205L204 153V157H202V159H205V157L208 159V161L209 162H207L208 164L210 163V165H212L211 164V162L213 163V165L212 166H214L215 167V169H220L221 168V170L223 171L222 173H220V175H219V173L218 172H221V170H218V172H216L217 170H215V172H216V174H215V172L213 171L214 169V167H210L209 166V170H210V173L213 175V176H217L216 178L218 179L217 181L220 183V185L221 186H224V187H221L220 185L219 186H217L218 184H216V182H215V184L213 183V182H211L212 181V178L209 176V175H207V176H205V175H203L205 178H204V180L202 179L203 177L202 176H200L201 177V179H202V181L201 182H199L201 179L199 178V174H200V171H201V173L203 174H206L207 172V174H209V171H208V165H206L205 164V162L207 161V159L206 160H204L203 161V163H202V159L200 158V156H199V154H198V157L200 158V161H201V165H200V161H199V159H198V157H197V154H196V152L198 153ZM228 147H230L229 148V150H228V153H226L225 154V151L224 150H226L227 151V149H228ZM258 147V146H257ZM46 148H47V150H46ZM185 148H188V149H191L192 148V151L195 149H197L198 151H193V152H195V156L197 157V158H195L194 157V159L197 161H193V160H191V161H193V163L194 164H196L197 165V168H198V164L200 165V167L199 168H202V169H204L205 170V172H203V170H198V171H196L197 172V174L198 175H196L195 173L196 172H193L192 170V175H193V173H194V178H193V176L191 175V173H189V172H191L190 171V169H192V168H195L196 169V166L195 165H192L191 163L189 164V163H187L186 161H185V159H186V154H187V152H188V156L190 155L191 156V159H193L192 157V152L190 151V153H189V151H187V149H185ZM238 148V147H237ZM239 148H241V146H239ZM243 148V147H242ZM241 148V149H242ZM244 148H246V147H244ZM243 148V149H244ZM252 148V147H251ZM251 148L249 147L248 149H250L251 150ZM259 148H261V154H262V147H260V145H259ZM264 148V147H263ZM130 149H133V150H130ZM240 149V150H241ZM255 149V148H254ZM253 149V150H254ZM49 150H50V152L52 151L53 153H50L49 152ZM81 151H83L82 149H80ZM84 150H86V149H84ZM146 150V151H145ZM239 150V151H240ZM103 151V152H102ZM142 153H141V152ZM144 151V152H143ZM199 151V152H200ZM232 151V150H231ZM234 151H236L237 152V150L235 149ZM244 151V150H243ZM264 151V150H263ZM146 152V153H145ZM148 152V153H147ZM222 152V153H223ZM233 152V151H232ZM231 152V153H232ZM254 152V151H253ZM255 152H257V150H255ZM258 152H260V151H258ZM257 152V153H258ZM49 153V155H48V157H47V154ZM139 153V154H138ZM151 153V154H150ZM234 153V152H233ZM252 155H251V154ZM50 154H52V155H50ZM81 155V156H83L82 158H80V156H78V155ZM95 154V155H96ZM98 154H97V157H98ZM149 154V155H148ZM180 154V155H181ZM245 154V155H244ZM264 154V153H263ZM53 155H55V156H53ZM86 155V154H85ZM124 155V154H123ZM126 155V154H125ZM125 155H124V157H125ZM226 155V156H225ZM236 155V154H235ZM258 155H260V154H258ZM257 155V156H258ZM44 156H46V158H47V163L45 162V158H43ZM74 156V157H73ZM113 157V158H116V157ZM119 156V155H118ZM132 156H130L129 158L131 159V158H133ZM136 156V155H135ZM171 156H173L175 159L172 161V159L173 158H171ZM188 156H187V159H189V162H190V158H188ZM189 156V157H190ZM210 156H211V154H210ZM50 157V158H49ZM56 157V158H55ZM86 157V156H85ZM106 157V158H107ZM123 157V156H122ZM127 157H128V155H127ZM183 157H185V158H183ZM234 156H232L230 159H231V161H227V162H231L232 163V158H233ZM235 157H237V156H235ZM259 157V156H258ZM40 159V161H42L43 159H44V164L46 165L47 164V166L46 167H48V169L45 167V165L44 164H41L42 162H39V159ZM53 159V161H55V163L54 162H48L49 161V159ZM104 158V157H103ZM149 158V159H150ZM155 158V159H154ZM216 158V157H215ZM261 158V157H260ZM259 158V159H260ZM34 159H37V160H34V162H32ZM51 159V160H52ZM57 159V160H56ZM79 159H81V160H85V161H87V162H81V163H83V164H80V161H78ZM97 159V158H96ZM98 159H99V157H98ZM97 159V160H98ZM122 159H124V158H122ZM128 159V158H127ZM154 159V160H153ZM229 159V160H230ZM235 159V158H234ZM100 160H102L101 158H100ZM99 160V161H100ZM107 160V159H106ZM126 160V159H125ZM240 160V159H239ZM255 160V161H254ZM263 160H264V158H263ZM263 160H261V161H263ZM36 161V162H35ZM94 161H96V160H94ZM97 162V163H100V162ZM158 161V162H157ZM214 161V162H213ZM224 162V164H222L221 162ZM236 161V160H235ZM260 161V162H261ZM39 162V164H41V165H38L37 163ZM78 162V163H77ZM116 162H120V165H124V160H122V161H117L116 160ZM121 162H122V164H121ZM124 162V163H123ZM157 163V165H154V164H156ZM254 162H256V163H254ZM264 162V161H263ZM262 162V163H263ZM32 163V164H31ZM49 163V164H48ZM118 163L116 164L115 162L114 163H112V165H114V166H116V167H118L117 165H118ZM130 161H129V165H130ZM149 164V165H146V164ZM154 163V164H153ZM159 163V164H158ZM216 163V164H215ZM221 163V164H220ZM256 164V166H252L251 164ZM262 163H261V166H262ZM34 164V165H33ZM87 164H88V166H87ZM96 163L94 162V165H95ZM103 164V163H102ZM116 164V165H115ZM133 164V163H132ZM137 164H139V167H138V165ZM175 164V165H174ZM186 164H188V166L186 167V168H188V167H190V169L188 170V169H184V170H182L183 168H182V166H184V165H186ZM203 164V165H202ZM215 164V165H214ZM237 166H236V165ZM42 165H43V168H42ZM52 165V166H51ZM86 165V166H85ZM94 165H93V167H94ZM125 165H127V164H125ZM124 165V166H125ZM128 165V166H129ZM169 165H170V167H169ZM176 166V167H172L171 168V166ZM206 165V166H205ZM228 164H226L225 165V168H226V166L227 167H229L230 169H231V167L229 166ZM233 165H235V166H233ZM241 165V166H240ZM248 165H250V166H252L253 168V171H251V169L249 170V167L247 168V167H244V166H248ZM263 165H264V163H263ZM35 166L37 167V166H41L40 167V169L37 167L36 169L37 170H39V172L35 169ZM55 166H57L58 168L56 169V167ZM101 166V165H100ZM102 166H104V165H102ZM133 166V165H132ZM154 166V167H153ZM193 166V167H192ZM195 166V167H194ZM85 167H87V168H85ZM105 167V166H104ZM119 167H122V166H119ZM138 167V168H137ZM184 167V168H185ZM207 169H205V168ZM220 167V168H219ZM31 168L33 169L32 170V172L30 171L31 170ZM42 168V169H41ZM60 168V169H59ZM90 168H91V170H90ZM114 168V167H113ZM122 168H125V167H122ZM168 168H171L170 170L168 169ZM174 168H175V170L176 169H179L180 168V170L181 171H183V173H185V170H186V175H187V177L190 179V178H192L191 179V182L189 183V179L187 180L186 179V177L184 178L183 176H186L185 174H183L181 171H175L174 170ZM182 168V169H181ZM198 168V169H199ZM211 168L213 169V170H211ZM262 168H264L263 166H262ZM37 171H35V170ZM86 169V170H85ZM102 169H104V168H102ZM116 169H118V168H116ZM172 169L175 171H172ZM195 169H194V171H195ZM60 170V171H59ZM100 170H101V168H100ZM107 170V171H106ZM108 170H110V171H108ZM122 169H120V171H121ZM197 170V169H196ZM251 171V172H248V171ZM255 170V171H254ZM33 171L36 173V175H40V176H38V178H40L41 176H45L46 177V179L47 178H49V180L48 181H52V184L50 183V187H49V189H52L53 190V188H52V185L55 183H57L59 180H60V185H58V184H56L57 186H56V188L58 189V186H59V192L60 193H58V195H60V196H58V197H56L55 199L57 200V198H58V200H59V198L61 199L62 197V199H61V201L59 200V202L57 203V201L53 198V196L51 197L52 198V200H50L49 198V200L47 201V202H49V201H53V199L56 201V206H60V207H57V210H55L56 208V206L54 207V208H52V210L54 209L56 212H54L55 214H58L57 215V218L55 217V215H54V218H52V220L53 221H51V215H50V219L49 218H47L48 216L46 215L47 213H45V215L47 216L46 218H45V216H44V220L46 219V221H48V220H50V225H49V221L48 222H45V224L44 223H42V224H39V225H43L44 224V226H46V224L48 223V226L50 227V229H49V227L47 228V229H49V231L47 232V230H44L45 229V227L43 228V230H44V232L42 231V233H41V228H39L40 229V231H38V232H40V234L39 233H37L36 235H35V233H31V234H34L33 236L32 235H30V236H25L24 234H23V231H19V226H21V223H20V225L18 224V221L16 222V220H17V218H16V220L14 219V223L16 224L17 223V225H19V226H14L15 228L17 227V229H15L13 226H12V228L10 227V226H8L7 224H9V223H7V222H10V219H9V217H11V216H9L10 215V213L12 214V212L13 213H15V212H18L19 214H21V215H19L20 216V220H21V216L22 215H24V216H22V219H27V217L26 218H24L25 216H26V214H27V211L29 210L28 208L29 207H31V206H33V205H31V198L29 197V194H33V192L35 193V189L37 188H33V187H30L28 190V192H27V189L25 190V189H20L19 188V186H18V188H17V185L16 184H19L20 186L22 185H24L23 187H25L26 185L28 186H30V182L31 181H29L30 179H34V177H37L36 175H34L33 174ZM41 171V172H40ZM93 173H92V172ZM104 171H105V173H104ZM119 171V172H120ZM170 171V172H169ZM207 171V172H206ZM214 172V174L212 173V172ZM232 171V172H231ZM235 171L233 172L234 174H235ZM238 171H237V173H238ZM247 171V172H246ZM61 172H65L66 174H64V173H62L63 175L61 176ZM100 172V171H99ZM98 172V173H99ZM114 172H115V170H114ZM126 172V171H125ZM173 172V173H172ZM263 172V171H262ZM26 174L25 176H26V178H25V181H27V182H29V184L27 183L26 184V182H24V184H20V182H21V180H24V177H22L23 179H21L20 181H19V176L21 175V174ZM29 173V174H28ZM31 173V174H30ZM38 173V174H37ZM116 173V172H115ZM123 173V172H122ZM227 173V172H226ZM257 173H251L253 176V179H254V175H256ZM261 173V172H260ZM19 176H18V175ZM23 174H22V176H23ZM91 174H92V176H91ZM104 174V175H103ZM117 174V173H116ZM228 174V173H227ZM250 174V175H251ZM259 174V173H258ZM29 175V176H28ZM64 175H66V177L63 179V183H66L65 182V180L67 181V183L68 184H66V185H68L69 186V188H67L66 187V185L65 184H63V185H65V191L64 190H62V192H61V188H60V186H61V181H62V179H60V178H63V176ZM113 175V174H112ZM190 175H191V177H190ZM211 175V176H212ZM224 175V174H223ZM222 175V176H223ZM240 175V174H239ZM247 175V176H246ZM263 175V174H262ZM68 176V177H67ZM93 176H94V178H93ZM97 176V175H96ZM110 176H111V174H110ZM123 176H124V174H123ZM129 176V175H128ZM197 176V178H199L198 179V183H199V185H198V183H197V178H195ZM234 176V175H233ZM236 176V175H235ZM243 176V178H244V176H245V178L246 177H249V174H245V175H242ZM264 176V175H263ZM262 176V177H263ZM104 177V178H105ZM136 177V178H135ZM207 177H209V181H208V179H206ZM251 177V178H252ZM258 177V176H257ZM67 178V179H66ZM90 178V179H89ZM93 178V179H92ZM124 178V179H123ZM135 178V179H134ZM214 178V177H213ZM216 178H214V179H216ZM235 178V177H234ZM242 178V179H243ZM250 177L246 180L248 183H249V181H250V179H251ZM41 179V178H40ZM44 179V178H43ZM43 179L42 180H40V181H43ZM97 179H99L98 177H97ZM169 179H171L170 181L173 183L174 181V183H173V185L172 186H174L173 188L174 189H171L172 188V186H171V188H170V186H169V183H171L170 181H169ZM205 179H206V181L207 182H209V183H207V182H204L205 181ZM241 179V180H242ZM253 179H251V183H249L248 185H246L247 186V188L249 187L250 189H252V187H255L256 185H254L255 184V181L257 180V179H259V178H255L256 180H253ZM96 180V179H95ZM100 181L102 180V178L101 179H99ZM133 180H136V181H133ZM196 182H195V181ZM211 180V181H210ZM235 180H236V178H235ZM34 181H36L35 179H34ZM33 180H32V182L33 183H36V182H34ZM82 181V182H81ZM169 181V182H168ZM228 181H230V182H228ZM240 181V180H239ZM244 181H245V179H244ZM243 181V182H244ZM252 181H254V183H253V186H252ZM263 181V180H262ZM23 182V181H22ZM37 182H38V180H37ZM44 182H46L45 180H44ZM124 182V183H123ZM217 182V183H218ZM225 182V183H226ZM40 183V182H39ZM49 183V182H48ZM102 183H104V181H102ZM114 183V184H113ZM133 183V184H134ZM137 183V184H136ZM150 183V184H149ZM194 183H197V184H195V186L197 185V186H201L202 187V189H203V191H205L204 193H202V196H199L200 194H199V191H198V188L199 187H197V191H198V196L199 197H203V202H204V195L203 194H205V196H207L208 197V194H209V196H210V200L208 201V199L209 198H206L207 199V201L208 202H211L212 201V206L214 207H211V206H209L208 204H211V203H208L207 202V204H205V203H203V204H205L206 206H208L207 208H208V210H207V213H205L206 212V208H205V206H204V208H205V210H203L204 208H203V204L202 205H200L201 204V202H200V200H198L199 198L197 197V195H195V193H197V192H195L194 193V191H196V187L194 186V185H192V187L194 186V189L195 190H192V187L190 186L191 184H194ZM202 183H206L205 185H202ZM258 183V182H257ZM37 184V183H36ZM45 184V183H44ZM43 184V185H44ZM55 184L53 185V187L55 186ZM90 184H92V182L90 183ZM95 184V183H94ZM127 184V183H126ZM177 184V187H175V185ZM235 184H236V188H235V190H233V188H234V186H235ZM240 184V183H239ZM242 184V183H241ZM244 184H245V182H244ZM16 185V186H15ZM46 185H48V184H46ZM88 185V184H87ZM106 185V184H105ZM108 185V187H110ZM130 185V184H129ZM132 185V184H131ZM145 185V186H144ZM151 185V186H150ZM231 185V186H230ZM32 186H33V184H32ZM36 186V185H35ZM38 186V185H37ZM103 186V185H102ZM102 186H101V188H102ZM150 188H149V187ZM245 185H244V187H246ZM250 186H252V187H250ZM261 186H264V183H262L261 184ZM260 186V187H261ZM61 187H63V186H61ZM81 187H83L82 188V191H78L79 190V188H81ZM127 187V186H126ZM132 187H133V185H132ZM201 187L199 188L200 190H201ZM220 187V188H219ZM225 187H227V188H225ZM229 187H233L232 188V190H233V192H231L232 190H228L229 192H231V193H228V195L229 194H232V196L233 197H229L228 195H227V193H223V191H225V190H223L222 191V189L223 188H225L226 190L227 189H230ZM258 187V186H257ZM28 188V187H27ZM32 188V189H31ZM113 187H112V189H114ZM121 188V187H120ZM125 188V187H124ZM128 188V187H127ZM138 188V187H137ZM148 188V189H147ZM151 188H152V190H151ZM249 188L247 189V190H249ZM259 188V187H258ZM34 189V191L33 192H31L32 190ZM38 189H40V188H38ZM48 189V190H49ZM55 189V188H54ZM56 189V191H58ZM89 189V188H88ZM97 189V188H96ZM109 189V188H108ZM129 189V188H128ZM127 189V190H128ZM134 189V188H133ZM219 189H221V190H219ZM15 190V191H14ZM47 190V191H48ZM81 190V189H80ZM85 190V189H84ZM91 190V189H90ZM100 190V189H99ZM103 190V189H102ZM135 190H137V189H135ZM140 190V189H139ZM173 190V191H172ZM240 190V189H239ZM244 191L246 190V189H243ZM263 190H264V187L263 188H261V194L260 195H264V193H263ZM13 191V192H12ZM25 191L27 192V193H25ZM37 191V193H39V192H41V191H39V190H36ZM39 191V192H38ZM50 191V190H49ZM55 191V190H54ZM55 191V192H56ZM64 191V192H63ZM71 191V192H70ZM114 191V190H113ZM126 191V190H125ZM132 191V190H131ZM141 191V190H140ZM150 191L151 192H153V193H151V194H149L150 193ZM202 191V192H203ZM260 191V190H259ZM31 192V193H30ZM51 192V191H50ZM97 192V191H96ZM101 192V191H100ZM99 192V193H100ZM110 192V191H109ZM115 192H116V190H115ZM130 192V191H129ZM142 192V191H141ZM140 192V193H141ZM144 192V193H145ZM201 192V191H200ZM52 193H53V191H52ZM87 193V192H86ZM91 193H93V192H91ZM111 193H112V191H111ZM136 193V192H135ZM172 193V194H171ZM186 193H189L190 195H192L193 194V197L192 196H190V195H188L187 194V196L185 195ZM192 193V194H191ZM242 193V192H241ZM26 196H28L29 198V201L30 202H28L26 199H25V195ZM28 194V195H27ZM53 194H55V193H53ZM79 194H82V195H79ZM84 194H85V192H84ZM88 194V193H87ZM96 194V193H95ZM101 194V193H100ZM116 194H117V192H116ZM118 194H117V196H118ZM130 194V193H129ZM174 194V196H171V195H173ZM220 194H221V196H220ZM222 194H224L227 198H229V203L228 202H226V200L227 199H225L226 197L224 196V195H222ZM237 194H239L238 192H237ZM249 194H250V192H249ZM257 194V193H256ZM24 195V196H23ZM38 197H40V194H36ZM44 195V194H43ZM62 195H64V196H62ZM66 195V196H65ZM79 195V196H78ZM89 195V194H88ZM87 195V196H88ZM94 195V194H93ZM105 195V194H104ZM121 195H122V197H121ZM136 195V194H135ZM137 195H139L138 193H137ZM151 195V196H150ZM195 195V196H194ZM235 195V196H234ZM243 195V194H242ZM37 196H35V194L33 195V196H31V197H33V202L35 201L34 199H37L36 197ZM42 196V195H41ZM46 196V195H45ZM54 196H56V195H54ZM68 196V197H67ZM69 196H71V197H69ZM78 196V197H77ZM86 198H88L86 195H84ZM83 196V197H84ZM90 196V195H89ZM97 196V195H96ZM101 196V195H100ZM103 196V195H102ZM109 196H112L111 194L109 195ZM129 196V195H128ZM130 196H132V193H131V195ZM140 196V198H138V199H143V196L140 194L139 195ZM142 196V197H141ZM224 197V199L223 198H221L222 199V201L223 200H225V201H223L222 203L219 201L220 200V197ZM246 196V195H245ZM255 196V195H254ZM253 196V197H254ZM35 197V198H34ZM44 197V196H43ZM74 197V198H73ZM106 197V196H105ZM171 197H173L174 198V200H173V198L171 199ZM187 197H192L194 200H196V202H197V200L200 202V203H196L195 204V202H194V204L195 205H197V207L199 208V214L198 213H196L197 212V210H196V212H195V205L193 204V207H192V203H191V200H192V202L194 201L192 198H188L187 199ZM194 197H196L197 199H195ZM237 197H240V195L239 196H237ZM236 197V198H237ZM247 197H248V195H247ZM261 197H263V196H260L259 198L257 197V199H252L251 201H255V202H257L258 201V203H260V200H261V202H263L264 203V197H263V201H262V198ZM27 198V197H26ZM65 198H68L70 201H71V199L70 198H72V200H75V202L76 203H78L77 205L79 206H77V205H75V206H77V207H73V209H68V210H70V211H68V212H66V207L65 206H63V204L62 203H64L65 204V202H62V200H64ZM98 198V197H97ZM96 198V199H97ZM104 198V197H103ZM102 197L101 198H99L98 200L100 201V199L102 200L103 199ZM108 198V197H107ZM106 198V199H107ZM230 198H232V199H230ZM249 198V197H248ZM252 198V197H251ZM39 199H41V198H39ZM83 199V201L85 200V198H82ZM124 199V198H123ZM133 199V198H132ZM142 199H141V203L143 202L142 201ZM206 199H205V202H206ZM242 199V198H241ZM244 199H245V197H244ZM247 199V198H246ZM91 200V201H90ZM105 200V199H104ZM119 200V201H118ZM128 200H129V198H128ZM143 200H145V199H143ZM172 201V203H171V201ZM188 200H190V201H188ZM202 200V199H201ZM234 200V199H233ZM236 200V199H235ZM238 200H239V198H238ZM257 200V201H256ZM39 201H41V200H39ZM38 201V202H39ZM66 201H67V199H66ZM69 201V202H70ZM77 201H79V200H77ZM89 201V202H88ZM94 201H97V200H94ZM98 201V202H99ZM130 201V200H129ZM134 201H135V199H134ZM242 201V200H241ZM246 201V200H245ZM244 201V202H245ZM36 202V201H35ZM42 202V201H41ZM41 202H39L40 203V205H39V209H40V206H43V205H41ZM46 202V201H45ZM44 202V203H45ZM60 202H62L61 204H60ZM81 202V201H80ZM91 202V203H90ZM101 202H103V201H101ZM113 202V203H112ZM136 202V204H137V201H135ZM190 202V203H189ZM225 202H226V205L227 206H225ZM243 202V201H242ZM254 202V203H255ZM30 203V204H29ZM37 203V202H36ZM52 204H54L53 202H51ZM66 203H68V201L66 202ZM90 203V204H89ZM130 203V202H129ZM133 205L135 204L134 202H131ZM178 203V204H177ZM233 203V202H232ZM240 203V202H239ZM246 203V202H245ZM247 203H249L248 205H245V208H246V206H249V205H254V203H252V204H250L251 202H247ZM257 203V204H258ZM33 204H35V203H33ZM69 204V203H68ZM73 204H75V203H73ZM73 204H72V206H73ZM83 204H85V203H83ZM94 204L95 205H97V203L96 202H94ZM101 204H103V203H101ZM114 204V205H113ZM122 204H123V202H122ZM122 204H120V206H122ZM144 204V203H143ZM142 204V206H144ZM146 204H145V206H146ZM220 204H222L221 206L222 207H220L219 209H223L222 211L221 210H218V207L216 208L215 206H220ZM229 204H231L230 206L232 207H230L229 206ZM241 204V203H240ZM256 204V205H257ZM50 206L51 204H50V202L47 204V206ZM71 205V204H70ZM104 206H105V204H103ZM116 205V206H115ZM128 205H130V204H128ZM190 205V206H189ZM239 205V204H238ZM256 205H254V208H256L255 206ZM259 205H261V206H264L262 203L261 204H258L257 206H259ZM52 206V205H51ZM50 206V207H51ZM54 206V205H53ZM63 206V207H62ZM98 206H99V204H98ZM111 206V207H110ZM115 206V207H114ZM120 206H118V207H120ZM125 206H127V205H125ZM132 206V205H131ZM131 206H129V208L131 207ZM138 206H140V205H138ZM200 206H202V208H200ZM237 206V205H236ZM36 207V206H35ZM44 207H46V205L45 206H43V207H41L42 209L44 208ZM50 207H48V208H50ZM65 207V208H64ZM112 207H114L113 209H112ZM118 207H117V209H115L116 211L117 210H119L118 209ZM128 207V206H127ZM141 207V206H140ZM170 207H171V209H170ZM172 207L174 208L173 209V211H172ZM192 207V208H191ZM226 207H230V208H226ZM244 207V206H243ZM250 208L252 207V206H249ZM249 207H247L246 209H247V212H249V214H251L252 215V209L249 211ZM260 207V206H259ZM259 207H257V208H259ZM32 208V207H31ZM37 208V210H39L38 209V206L36 207ZM35 208V209H36ZM59 208V209H58ZM67 208H69V207H67ZM82 208V207H81ZM135 208V207H134ZM189 208H191V209H189ZM210 208H212V209H210ZM239 208V207H238ZM242 208V207H241ZM240 208V209H241ZM244 208V210L246 211V209ZM249 208V209H248ZM253 208V209H254ZM42 209H40L41 211H42ZM44 209H46V208H44ZM83 209H84V207H83ZM106 209V206H105V208H104V210ZM139 209V208H138ZM138 209H137V207H136V210L138 211ZM197 209V208H196ZM202 209V211H200ZM214 209H216L217 211L215 212V213H213V211H215ZM240 209H236L237 211H239ZM243 209V208H242ZM241 209V210H242ZM32 210V209H31ZM33 210H34V208H33ZM36 210V212H38ZM47 210V209H46ZM51 209L49 210L50 212H48V214L49 213H51V211H52ZM82 210V209H81ZM89 211V212H86V211ZM189 210H190V212L193 210L198 216L200 215V216H202V217H204L203 219H206V215L205 214H207V215H210V213L211 214H215L216 215V213L218 212L219 214H220V212H222L221 213V215L220 216H218L217 215V217L214 215V217H215V219L213 218V215H211L210 217L208 216L207 217V219L205 220V222H202L203 221V219H202V217H200L201 218V222L202 223H204L203 225L201 224V222L199 221H197V220H200V218H197V219H195L194 217H197V215L194 213V215H196V216H194V217H192L193 215V213L191 212V214H190V212H189ZM210 210V211H209ZM212 210V211H211ZM233 210V212L235 213V215L237 214V216L238 215H240V217H242L241 215L243 214H239V213H241L242 211H244V210H242L241 212H237L236 210V212ZM257 210V209H256ZM255 210V211H256ZM35 211V210H34ZM111 211H113V215L114 216H109V217H111V218H109L108 216H107V214H109V215H111ZM115 211V212H116ZM120 211V210H119ZM118 211V212H119ZM121 211H122V209H121ZM128 211V210H127ZM129 211L131 212V211H133V210H131V209H129ZM129 211H128V213H129ZM208 211H209V214H208ZM226 211V210H225ZM254 211V212H255ZM260 211V210H259ZM33 212V211H32ZM32 212H31V215H32ZM52 212V213H53ZM62 212H66L64 215L63 214H61ZM82 212V211H81ZM102 212H105V217L106 218H108V219H106V221H104V219H105V217L104 218H102L103 216H104V213L102 214ZM135 212L136 211H134V212H132V215H133V213L135 214ZM227 212V211H226ZM252 212V213H251ZM29 213H30V211H29ZM42 213H43V211H42ZM77 213V214H76ZM79 213H80V215H79ZM117 213V212H116ZM201 213L203 214L204 213V216L203 215H201ZM232 212H230V214H229V212H228V215H225L226 217H227V219H234L235 217H236V219L238 218L237 216H235L234 214V216H232V214H231ZM33 214H34V212H33ZM37 214V213H36ZM171 214V215H170ZM190 214V215H189ZM227 214V213H226ZM245 214H247V213H245ZM244 214V215H245ZM15 215V214H14ZM18 215H16V216H18ZM37 215H44V214H40V213H38ZM37 215H34V216H36L37 217ZM59 215H60V217H59ZM88 215H85L86 217L88 216ZM126 215V216H125ZM149 215V214H148ZM233 217V218H231V216ZM244 215H243V218H244V220H245V217H244ZM250 215V216H251ZM13 216V215H12ZM30 216V214H28V217ZM41 216V217H42ZM89 216V217H90ZM171 216H173V217H171ZM188 216H191V221H194V220H192L193 218L195 219V221L194 222H192L193 224L195 223V225L196 226H194L192 223H190V217L189 218H187ZM246 216V215H245ZM35 217V218H36ZM39 217V216H38ZM85 217V218H86ZM88 217V218H89ZM133 217H134V215H133ZM213 219H212V218ZM220 217V218H221ZM225 217V218H226ZM248 217L249 216H246V218L248 219ZM13 218V217H12ZM30 218L32 219V217L30 216ZM101 220H100V219ZM212 220H214V221H216V222H214L213 223V225L211 224V223H209L210 221H212ZM222 218V219H223ZM264 218V217H263ZM9 219V220H8ZM34 219V218H33ZM38 219V218H37ZM39 219H40V217H39ZM48 219V220H47ZM61 219H64V220H62L61 222H64V223H61L60 222V220ZM87 219V218H86ZM85 219V220H86ZM169 219H171V220H169ZM186 219V220H185ZM235 219V220H236ZM29 219H27L26 221H28ZM91 220V219H90ZM141 220H142V223H141ZM209 220V221H208ZM220 220V219H219ZM218 220V221H219ZM233 221V220H231V221H227L226 220V222H228V223H230L231 222V224H232V227H230V225L231 224H228V228H229V231H230V229H233V226L235 225V226H238L239 225V223L241 222L240 220H243L242 218H240V219H237L236 221L237 222H239L238 224L237 223H235L234 224V222H236V221ZM239 220V221H238ZM244 220L242 221V222H244ZM42 221V220H41ZM60 222V225L58 224L59 222ZM66 221V222H65ZM103 221V223H101ZM119 221L120 222H123L124 221V224H120L119 223ZM147 221V222H146ZM148 221H150V223L151 224H153L152 223V221L151 220H145V223L146 224H150V223H148ZM155 221V222H154ZM206 221H207V223L208 224H206ZM225 221V220H224ZM20 222V221H19ZM34 222V221H33ZM77 222H78V225H77V227H76V224H77ZM89 222V221H88ZM105 222V223H104ZM109 224H108V223ZM213 222V221H212ZM246 222H248V221H246ZM12 223V222H11ZM10 223V224H11ZM26 223V222H25ZM31 223V222H30ZM41 223V222H40ZM92 223V222H91ZM91 223H90V225H91ZM109 225V226H106L107 224ZM120 224V226L119 225H116V224ZM174 223H176V224H174ZM178 223V224H177ZM188 223H190L191 224V226L190 227H192V226H194V229L197 231H195L194 232V229H193V231H191V229L193 228H190L189 227V224ZM197 223H199V224H197ZM253 223V222H252ZM23 224H24V222H23ZM84 224V223H83ZM86 224V223H85ZM88 224V223H87ZM106 224V225H105ZM150 224V225H151ZM171 224H174L173 226H175V225H177L176 227H173ZM201 224V225H200ZM205 224H206V226L207 225H209L210 224V228H209V230L207 229L208 227H206L205 226ZM217 224L218 223H216V227H217ZM237 224V225H236ZM244 224V223H243ZM243 224H241V225H243ZM13 225V224H12ZM31 225H32V223H31ZM30 225V226H31ZM39 225L37 226V227H39ZM91 225V226H92ZM124 227H123V226ZM143 225H145L144 223H143ZM171 225V227H173L172 229H170L171 227H169ZM178 225H180V226H178ZM212 225V226H211ZM245 225H247V224H244V226ZM253 225V224H252ZM257 225V224H256ZM27 226H28V224H27ZM29 226V227H30ZM33 226V225H32ZM120 227V229H119V227ZM201 226H203V228L201 227ZM205 226V227H204ZM243 226V227H244ZM34 227H36V226H34ZM47 227V226H46ZM61 227H63V228H61ZM84 227V226H83ZM82 227V228H83ZM147 227V226H146ZM169 227V228H168ZM179 227V229H182V228H184V230L182 231V230H180V231H182V233L181 232H179V229H175V228H178ZM181 227V228H180ZM215 227V228H216ZM255 227V226H254ZM264 227V226H263ZM23 228V227H22ZM28 228V227H27ZM85 228V227H84ZM90 227H88V229H89ZM92 228V227H91ZM121 228H123V229H121ZM143 228V227H142ZM214 228V227H213ZM225 228V227H224ZM234 228H236V227H234ZM242 228V227H241ZM246 228H247V226H246ZM246 228H244L243 230H245ZM248 228L250 229V226H248ZM248 228H247V230H248ZM24 229V228H23ZM30 229V228H29ZM33 229V228H32ZM35 229V228H34ZM33 229V230H34ZM37 229V228H36ZM36 229H35V231H36ZM54 230V231H52V230ZM56 229V230H55ZM87 229V228H86ZM92 229H94V228H92ZM128 231H127V230ZM139 229H140V227L138 228V231H139ZM168 229H170V230H168ZM202 229H203V231H202ZM210 229H212V230H214V232H211V230ZM238 229V228H237ZM237 229H235L236 231H237ZM18 230V231H17ZM91 230V229H90ZM106 230H107V232H108V234H107V232H106ZM130 230V231H129ZM177 230H178V232H179V234H177L178 232H177ZM189 230H190V232H194L195 233V235H194V233H192L190 236L189 235H185V234H187V233H189ZM206 230H208V232H211L212 233V235L210 234V233H206L207 231ZM227 230V229H226ZM241 230V229H240ZM246 230V231H247ZM264 230V229H263ZM27 231H28V229H27ZM52 231V232H51ZM55 231H56V233H57V231H58V233L57 234H55ZM84 231V230H83ZM127 231V232H126ZM141 231V230H140ZM143 231V230H142ZM185 231V232H184ZM206 231V232H205ZM220 231V230H219ZM224 231V230H223ZM228 231V230H227ZM253 231H255L254 230V228H253ZM260 231V230H259ZM26 232V231H25ZM29 232V231H28ZM31 232V231H30ZM82 232V233H81ZM92 232V231H91ZM109 232L111 233L110 235H109ZM131 232V233H130ZM136 232H137V230H136ZM256 232V231H255ZM258 232V231H257ZM85 234H86V232H84ZM130 233V234H129ZM183 234V233H185V234H183L182 236H181V234ZM197 233V234H196ZM240 233H245V232H238V234H240ZM252 233V232H251ZM258 233H260V232H258ZM262 233H263V231H262ZM135 234H137V233H135ZM139 234H140V232H139ZM209 235L210 234V236H209V238H208V242H210L209 244H210V247H208V242L206 241L205 243L206 244H208L207 246H205L206 244H204L203 242L207 239V235ZM215 234V235H214ZM232 234V233H231ZM238 234H236V236H238ZM242 234H240L239 235V239L242 237L241 235ZM248 235L247 236H249V237H247L246 235H243V238H244V236H245V238L248 240V238H250L251 236L253 237L254 236V238L255 239H259V238H257V236L259 235V234H256L257 236H255V235H249V233H247ZM253 234V233H252ZM39 235V236H38ZM42 235V236H41ZM53 235H55V236H53ZM94 235H95V233H94ZM94 235H93V237H94ZM102 235V234H101ZM101 235H98V236H101ZM143 235V236H142ZM179 235H180V237H179ZM217 235V236H216ZM226 235H228V234H226ZM225 235V236H226ZM264 235V234H263ZM43 237V236H45L46 238H38L37 239V237ZM119 238H121V239H118L117 237ZM178 236V237H177ZM184 236V237H183ZM186 236V237H185ZM217 238H216V237ZM221 236V238H218V237H220ZM229 236V235H228ZM241 236V237H240ZM92 237V238H93ZM137 237V236H136ZM185 238V239H183V238ZM213 237V238H212ZM232 237H234L233 235H232ZM231 237V238H232ZM251 237V238H252ZM81 238V239H80ZM91 238V237H90ZM92 238L90 239L91 241H93V244L91 243L90 244V242L91 241H88V243L90 244V245H93L94 246V242H95V247H97L96 248V250L98 249V247H99V244H98V246H97V243L96 242H98V243H100L99 242V240L98 241H95L96 239L94 238V240H92ZM96 238H98V237H96ZM107 238H108V240H107ZM125 240H124V239ZM178 238H180L179 240H183L182 241V243H179V242H181V241H179L178 242ZM211 238L212 239H218V242H221L222 243V245H220V243H218L217 244V242H216V240H215V242L214 243H212L214 240H212V242L210 241L211 240ZM242 238V240H244L245 242H246V239L244 238L243 239ZM250 238V239H251ZM253 238V239H254ZM263 238V237H262ZM40 239V240H39ZM85 239H86V241H85ZM119 241H118V240ZM210 239V240H209ZM43 240V241H42ZM142 240V241H141ZM185 240V241H184ZM220 240V241H219ZM231 240V241H230ZM236 240V239H235ZM242 240H240V242L241 243H239L240 244V246H239V244L237 245V246H239L238 247V249H239V251H238V249H236L237 250V254H239L238 252H240V251H242V250H244L245 248L247 249V251H248V247H250L251 245V247H253V244L255 243L256 245L258 244V243H256V242H253L252 243V239L249 241L250 242V244H248V246L247 247H242ZM259 240H263V239H259ZM15 241H16V243L17 244H15ZM124 242L125 241V245L127 246V247H125L124 248V245H123V243L122 242ZM128 241V242H127ZM230 242V244H229V242ZM243 241V242H244ZM256 241V240H255ZM233 242V243H232ZM234 242H235V244L236 245H234V246H230L231 245V243L232 244H234ZM237 242V243H236ZM257 242H259V241H257ZM264 242V241H263ZM183 243H184V246H183ZM247 243H248V241H247ZM252 243V244H251ZM262 242L260 241V243L259 244H261ZM16 246H15V245ZM88 244V245H89ZM136 246H135V245ZM146 244V245H145ZM196 244H198L196 247H195V245ZM204 244V245H203ZM215 245V246H211V245ZM218 246H217V245ZM245 244V243H244ZM259 244L257 245V248H259V247H262V248H264V244L262 243L261 244V246H259ZM28 245H31L32 246V248H33V246H35V248H33V250L34 249H37V251H38V249H39V253H40V250L43 252V254L42 255H40L41 256V259H44L43 260V262L42 261H40L41 259L39 258L38 259V261H37V258L35 259V258H33V256L32 257H30L29 255H27L29 252H26L25 254H22V249H25V247H27ZM68 245L70 248H68L67 247V249H66V246ZM81 245V246H82ZM87 245V246H88ZM130 245V246H131ZM230 247H229V246ZM250 245V246H249ZM256 245H254V246H256ZM263 245V246H262ZM100 246H103L102 244L100 245ZM105 246V245H104ZM103 246V247H104ZM183 246V247H182ZM200 246V247H199ZM226 246V248L227 247H229V248H227V250L229 249V251H227V250H225L224 249V247ZM236 246V247H237ZM246 246V245H245ZM37 247V248H36ZM92 247V246H91ZM90 247V248H91ZM103 247H99V248H103ZM108 247V248H109ZM195 247V248H194ZM198 247V249H197V251L196 250H194L193 252H192V250L193 249H196ZM204 247H208L207 249H205ZM232 247H233V249H232ZM80 248H82V247H80ZM79 248V249H80ZM87 248H89V247H87ZM105 248V247H104ZM103 248V250H105ZM142 248V249H143ZM261 248V249H262ZM30 249V248H29ZM62 249H63V251H62ZM66 249V250H65ZM125 249V250H126ZM131 249H129L128 251L126 250V251H124L125 253H126V256L124 257V253L122 254L123 255V257H124V259H122V261H121V258H123V257H120L119 256V259H120V261H118V262H123V260H127L130 264H137L138 262H140L141 260H140V258L138 259V262H137V260H136V262H134V259H136L137 257H135V256H132V255H134V253L136 254V252H133ZM135 249V250H134ZM213 249V248H212ZM219 250H220V252H222L221 251V249H220V247L218 248ZM246 249H245V251L244 252H246ZM250 249H252V251H254L253 249H254V247L253 248H250ZM20 250H21V252H20ZM31 250V249H30ZM65 250V251H64ZM84 250H85V248H84ZM83 249H82V251H84ZM87 251H88V249H86ZM90 250V249H89ZM95 250V251H96ZM113 250V251H114ZM121 250H123L122 252H121ZM130 250H131V252H130ZM206 250H207V253H205L206 252ZM208 250H211V252L210 251H208ZM213 250H215L216 252H219V250H217L216 248H214ZM235 250V251H236ZM257 250V251H256ZM19 251V252H18ZM92 251V250H91ZM99 251V250H98ZM140 251V254H141V251L143 252V250H139ZM251 251V252H252ZM263 252V249H262V251L260 250V248L259 249H256V247H255V251L254 252H252L253 254L255 253V255H253V254H251V261H250V259H249V262H258L257 261V259H260L261 261L264 259L263 257H264V255H263V259H261V253L260 252ZM35 252V251H34ZM61 252V253H60ZM64 252V253H63ZM92 252H94V251H92ZM101 252V254H102V251H100ZM99 252V253H100ZM116 252V251H115ZM130 254H129V253ZM145 252V251H144ZM191 252L192 253H194L196 256H197V258H193V256H192V254H191ZM243 251H242V254H245ZM59 253V254H58ZM82 253V252H81ZM84 253H86V252H84ZM88 253H89V251H88ZM97 253V252H96ZM107 253V254H108ZM127 253H128V255H127ZM211 253V254H210ZM223 253V252H222ZM236 253V252H235ZM247 253H249V255H250V250H249V252H246V254L245 255H247ZM261 254L260 255V258H258L259 257V255H257V254ZM30 254V253H29ZM33 254H35V253H33ZM60 254H62V255H60ZM78 254V255H77ZM100 254V255H101ZM104 254H106L105 252H104ZM121 254H119V255H121ZM138 254V253H137ZM193 254V255H194ZM212 254H214L213 256H212ZM228 254V253H227ZM227 254L226 253H223V255H226V258L224 257V259H222V260H224L225 261V259L226 260H228V261H225V262H227V263H225V264H230V263H232V260L234 259V260H236V259H239V257H240V255L242 256V254L240 253L239 254V256L237 257H235V256H233L234 258H232V256L231 257H227ZM231 254V253H230ZM229 254V255H230ZM264 254V253H263ZM66 255V256H65ZM82 255V254H81ZM81 255H79L80 257L79 258H77V259H79V261L81 260V262H79V263H81L82 264V257L85 255H83V256H81ZM88 255V254H87ZM100 255H99V258H101L100 260H99V258H97L96 256L94 257V258H92L93 260L95 259V260H99V262H100V264H102L101 263V261H103L102 259H104L103 257H105V258H107L108 259V257H106V256H104L103 254V257H100ZM101 255V256H102ZM111 255H109L108 254V256H109V259L111 258L110 256ZM143 255V254H142ZM192 256V258L194 259V260H191L192 258H190L191 256ZM194 255V256H195ZM200 255L201 256H203V254H199V259H198V264H204V262H202L203 260L204 261H206V256L205 257H200ZM210 255L212 256L211 258H210ZM236 255V254H235ZM10 256H12V257H10ZM36 256V255H35ZM38 256V255H37ZM86 256V255H85ZM84 256V257H85ZM93 256V255H92ZM128 256V257H127ZM144 256V257H145ZM195 256V257H196ZM57 257V258H56ZM88 257V256H87ZM128 259H127V258ZM139 257V256H138ZM141 257V256H140ZM143 257V258H144ZM216 257V258H217ZM220 257H218V258H220ZM59 258V259H58ZM61 258H62V261H61ZM81 258V259H80ZM116 258V259H117ZM131 258V259H130ZM216 258L214 259V264H215V260H216ZM217 258V260H219ZM221 258H223V257H221ZM230 258L232 259L231 260V262H230ZM248 256L246 257V259H247V262H248ZM63 259H65V260H63ZM86 259V258H85ZM107 259H105L104 261H106V262H108V260ZM190 259V260H189ZM240 259H244V261L246 262V260H245V256H243V258L242 257H240ZM239 259V260H240ZM94 260V261H95ZM112 260L110 261L111 263H114V262H112ZM125 260V263L127 262ZM140 260V261H139ZM202 260V261H201ZM217 260H216V264L218 263V264H223V262L224 261H222V262H220L219 263V261L217 262ZM233 260V261H234ZM237 260V262L236 263H239L240 264V261H242V260ZM16 261H13V262H15V263H17ZM87 261V260H86ZM89 261V260H88ZM87 261V262H88ZM93 261V264L95 263V264H99L98 263V261H97V263H96V261L94 262ZM192 261V262H191ZM239 261V262H238ZM264 261V260H263ZM40 262H42V263H40ZM45 262V263H44ZM87 262H85V264H87ZM92 262V261H91ZM117 262V261H116ZM145 262H143L142 264H145ZM200 262H202V263H200ZM244 262V264H248V263H245ZM11 263V262H10ZM90 263V262H89ZM88 263V264H89ZM110 263V264H111ZM129 263H127V264H129ZM197 263V261L195 262V264ZM206 263V262H205ZM207 263H208V261H207ZM209 263L210 264H213V263H211V260H209ZM208 263V264H209ZM235 262H233L232 264H234ZM235 263V264H236ZM242 264H243V261L241 262ZM13 264V263H12ZM103 264H106V263H103ZM108 264V263H107ZM114 264H116V263H114ZM117 264H119V263H117ZM121 264V263H120ZM123 264H124V262H123ZM140 264V263H139ZM193 264V263H192ZM250 264V263H249ZM252 264V263H251ZM254 264H258V263H254ZM260 264H264V262L263 263H260Z\"/></svg>","mask_w":264,"mask_h":264},{"label":"rangeland","instance_id":"obj_2","mask_svg":"<svg viewBox=\"0 0 264 264\" xmlns=\"http://www.w3.org/2000/svg\"><path fill=\"white\" fill-rule=\"evenodd\" d=\"M187 1H188L187 3H190V1H192V0H190V1L187 0ZM196 1H197V2L199 1L200 3L198 2V3H199V4H198ZM202 1H204L203 3H205V0H202ZM202 1H200V0H195V4L193 3L194 1L192 2V3H193V6L196 5V6H195L196 9L193 8L195 11H192L191 9H189V10L192 11L191 13L194 12V13L192 14V17H193V15L195 16L196 12L198 13V10H199V9L197 8V7H198L197 4H198V5L201 4V6L205 5V4L202 3ZM206 1H207V0H206ZM208 1H209V0H208ZM208 1H207V2H208ZM212 1H213V0H212ZM217 1H218V0H217ZM219 1H222V0H219ZM219 1H218V2H219ZM226 1H227V0H225L224 3H226ZM230 1H233V0H230ZM230 1L228 0L227 2L229 3V5H227V3H226L225 6H224V3H223V2H222L223 5H221L222 3L219 2V6H218V4H217V2H216L215 0H214L213 2L209 1L210 3H212V5H213V3H214V5L217 4V5H215V6L213 5L214 7H217V8H215V11H214L213 8H212L213 6L210 5V6H212V7H210L211 10H213L214 13H217V14H218V16H217V14H215L214 16H211V17H213L212 21H211V20H208V18H209L210 15L212 14V13H211L212 11H211V12H208V11L210 10V8L208 9V7H209L208 4H207L206 6H204V7L207 8V10H206V8H205V10L203 9L204 13L202 14V20L207 19L209 22H210V21L213 22V24L207 22V20H206L205 23H208L209 27L207 26V24H206V25L203 24L202 26L205 25V27H208V28H210V29H208V28H207V29H204L205 27H202L203 30L198 31V30L201 29V27H199L200 29H198V23H199V21L201 20V19H200V20L198 21V19L201 18L199 15H201V13L203 12V11L201 12L200 10H202L201 8H204V7H201V8H200V10H199V15L196 14V16L198 15V17H199V18H198V17L195 16V18H198L197 21H196V20L194 19V17H193V20H192V21L195 20L196 24L193 23L194 27H193V26H192V27H193L194 29L192 30V27H191V29L189 28V30H192L193 32L195 31L194 33H195V34L197 33V35H198V34H200V35L203 34V36H206V37H203V36H200V35L197 36V35L194 34V35H195V36H194L195 38H193V37L191 36V34L193 35V32L190 31V33H189V34H190V37L188 36V37H189V38H188V37H187V34H188V33H186L187 31L184 32L185 35H186V37L188 38V40L191 39L189 42H192L194 39H197V38H198L199 40L203 41L204 38H209V37H210L209 39H210V40H213V39L215 38V34H216V35L218 34V32H216V31L222 30V31H221V33H222V32H223V29H226V28H229V27L231 28V25H232V24H234V27H235V26H238V24H240V26L242 27V29H241V27L238 26L237 30H238L239 32L236 33L237 35L234 34L233 32H231V29H232V28L234 29L233 25H232V28H231V29L229 28V29H230L229 32H230L231 34L228 33V30L226 29L227 32H225V31H226V30H225V31L223 32L224 35L222 34V35H223V36H222V35L220 34V31H219L218 36L221 35L222 37H220V38H223V39L226 40V41L228 40V38L230 37V35H233L232 38H235V37H236L235 39H231V38H229V40L232 41L231 43H229V42H230L229 40H228V41H229L228 43H226V41H224V42H225V43H224V42H223V39H222V41H220V44H219L220 47H218L219 51H218V49H217V45H218L219 42H218V43L215 42L216 39H214V40H215L214 43H213V41H210V40H208V39H205V40L210 41V43L212 42L214 45H216V47H214V48H212V47H210V46L208 45V44H210L209 42L203 41V44H204L203 47H204L205 44H206V47L209 46L208 48H212L213 50L216 48V50H215L216 52L213 51V53H215V54H214L215 57L217 56L216 54L220 52L219 54L221 55L222 58H224V62L222 61L223 59H220L221 57H220L219 55H218V56H219L220 58H219V60H218L217 62H216V58H217V57L215 58V60H213V59H211V60H210V59H209V60H208V59L205 60L206 64H205L204 61H202V62L205 64V65H202V69L205 70L204 67H206V68L208 67V68L206 69V71L208 70L209 72H211V76H212V73H213V72H214V73H213V76H214V74H215L216 76H217V74H218V75L220 74L219 76H217V78H216V76H215V78L212 77V78H214V81H215V82H214V83L212 82L211 84H213L214 86H213V85L211 86V84H209L210 82H207V80L204 81L205 79H204V80L202 79L203 76H202V78H201V76H200V75H203V74H200V73H199V76H200V77H198L199 80H198V78L196 79L197 81L195 80V81H196L195 83L198 82L196 85H195V84H191L192 86H189L190 84H189V83H188V84L186 83V84L189 86V88L191 87L190 89L188 88V86L186 87L185 85H183V86L181 85L182 87L185 86V89L187 88L188 91H187V89H186V90L183 92L182 90H183L184 88L181 89V87H180V89H179V86H180V85H179L178 83L175 84V85H179V86H178L179 91L181 90V91L183 92V94H185L186 96L183 95L181 91H180V95L182 94V96H185V97L178 96L179 94H178V93L176 94V93L173 91V93H175V94H173V93H172V94H173L174 96L177 95L178 97H177V99H176V97H175V98H174L175 100L173 99L174 101L172 100L173 102L176 101L177 103H173V102H172L173 104H171V105H173V107H174L175 109H176L177 106L180 107L181 105H183L182 107H184L185 110H184V108H183L182 110H184L185 112H187V113H185V114H187V115H189V116H187V115H185V114H183V113H182L183 116H181L182 114H181V112H180L179 109H178L179 107H178L177 109H178V112L181 114V115H180V118H181V117L183 118L184 115H185V118H183L185 122H186V120H187L189 117H190V119H191L192 121H194L193 119H196V117L199 118V117L201 116V113H202V115H203V118H206V119H207V116H209V118H210V117H211V116H210V115H211L210 112H211L212 110H210V108H209V107L211 106V105H209V103H210L211 101H214L215 104L217 103L216 105H214V102H211V103H213V105H214V106H211L212 108H213V107H214V108L216 107V109H218L219 106L222 104L221 106H223V108H224L223 110H226V111H227V109H228L227 107H229V106H225V104H228L227 102H229V101H230V102H229V105H230L231 102H232V103H238V102L240 103V102H241V104H242V102H243L242 100H244V101H246V104H245V102H244L243 105H244V106H246V105L248 106L250 102H252L253 104H257V103H254V101H256V102L259 101L258 104H260V103H261V102H260V99H262V100H261V101H262V104H264V101H263V98H264V91H263V89H264V87H263V89H262V86L260 85L261 82H260V83H259V82H256V81L253 80V78H252V79H251V78L249 79V77H248V79L246 78V77H247L246 75H247L248 69H249V72H248V73L250 74V68H251V67H249V68L247 69V71H246V69H245L246 67H243V66H242V65H244V64L246 65V61H244V62H245L244 64L240 62L241 59L244 60V59L242 58V56H243L242 54H244L243 57L247 59V58L249 57V55L255 54V53H253V52H256V51H257V52H258V51L261 52L260 49L262 50V53H264V49H262V48H264V36H263V35H264V30H259V29H258L259 27H256V26H255V25L258 26V24H260V25H259V26L261 27L260 29H262V26L264 27V24H262V26H261V23H262L261 21H263V19H264V13H263V12H264V5H262L263 2H264V0H258V1H257V0H253V1H252V0H238V1H237V0H234V1L232 2V5H231V6H230V4H231ZM239 1H242L243 3H242V2H239ZM256 1H257V2H256ZM187 3L185 4L186 6H183V5H182V8H183V7L185 8V10H184V8H183L182 10L187 11V10H188V6H191L190 8H192V5H189V4H187ZM196 3H197V4H196ZM252 3H254V4H252ZM258 3H259L260 5H259ZM183 4H184V3H183ZM190 4H191V3H190ZM202 4H203V5H202ZM257 4H258L259 6H258ZM233 5H234V6H233ZM251 5H252V6H251ZM221 6H222V7H221ZM249 6H251L253 9H258V10L260 9V10H261V13H263V14L261 15V16H263V19H262V17L260 16L261 13L259 14V16H260L259 18H258L257 15H252V14H250V13L253 12V10H252V12H250L251 10H249V9H251V7H249ZM254 6H256V7L258 6V8L254 7ZM261 6H263V8H261ZM186 7H187V8H186ZM231 7H232V8H231ZM234 7H235V8H234ZM238 7H239V8H238ZM240 7H241L243 10H242ZM174 8L177 9V7H174ZM175 9H174L173 11L176 13ZM197 9H198V10H197ZM216 9H218V10H216ZM232 9H233V10H232ZM236 9H237V10H236ZM247 9H248V10H247ZM178 10H179V7H178ZM225 10H226V11H225ZM235 10H236V11H235ZM258 10H256V11H258ZM173 11H171V12H173ZM205 11H206V12H205ZM216 11H218V12H216ZM222 11H223V12H222ZM233 11H234V12H233ZM179 12H180V11H179ZM188 12H189V11H188ZM200 12H201V13H200ZM205 13H206V14H207V13H211V14H210V15H208V14L205 15ZM214 13H213V14H214ZM256 13H257V12H256ZM256 13L253 12V14H256ZM258 13H259V11H258ZM258 13H257V14H258ZM171 14H174V13H171ZM187 14H188V13H187ZM189 14H190V13H189ZM213 14H212V15H213ZM219 14H220V15H219ZM229 14H230V15H229ZM244 14H245V15H244ZM177 15L180 16L179 13H177L176 16H177ZM248 15H252V17H250V16H248ZM174 16H175V14H174ZM174 16H173V17H174ZM203 16H207V18H204V19H203ZM208 16H209V17H208ZM215 16H217L218 18H221V19H219V22H220L221 25H219L218 23H216V21L218 22V20H217V18H216ZM219 16H220V17H219ZM247 16H248V17H247ZM253 16H257L256 18H258V20H259V19H262V20H259L260 22L258 23L257 20H255V17H253ZM214 17H215V18H214ZM234 17H235V18H234ZM223 18H225V19L227 20V22H225V21H226L225 19H224V21H223V20H222ZM240 18H241V19H240ZM244 18H245L246 20H245ZM248 18H249V19H248ZM253 18H254V19H253ZM209 19H211V18H209ZM229 19H230V20H229ZM251 19H252V20H251ZM215 20H216V21H215ZM243 20H244V21H243ZM253 20H254L255 23H256L255 25H252V21H253ZM222 21H223V23H222ZM254 21H253V22H254ZM228 22H229V24H230V22H231V25H228ZM233 22H234V23H233ZM250 22H251V23H250ZM203 23H204V22H203ZM241 23H242V24H241ZM245 23H246L247 25H246ZM263 23H264V22H263ZM201 24H202V21H201ZM201 24H200V25H201ZM210 24H211V26H210ZM195 25H196L197 27H195ZM200 25H199V26H200ZM212 25H213V26H212ZM214 25H215L216 27H215ZM222 25H226V26L228 25V26L226 27V26H222ZM251 25H252V26H251ZM249 26H250V27H249ZM253 26H255V28H254ZM217 27H218V28H217ZM221 27H222L223 29H222ZM248 27H249L250 30L248 29ZM195 28H197V29H195ZM216 28H217V29H216ZM235 28H236V27H235ZM243 28H245V31H246V32L243 31V30H244ZM215 29H216V31H215ZM239 29H241L242 31H240ZM252 29H254V30H252ZM189 30H188V32H189ZM205 30H207V32H206ZM209 30H210V31H209ZM234 30H235V32H236V29H234ZM234 30H233V31H234ZM247 30H249V31H247ZM202 31H205V33H203ZM191 32H192V33H191ZM211 32H212V33H211ZM213 32H215V33H213ZM241 32H242V33H241ZM244 32H245L246 34H245ZM248 32L250 33V36H249L250 38L248 37V35H249ZM184 33H183V34H184ZM201 33H202V34H201ZM210 33L214 35V38L211 37L212 35H211ZM232 33H233V34H232ZM238 33H240V34H243V33H244V35H242V37H241ZM252 33H253V34H252ZM225 34L229 36V37L227 36V39H225V37H226ZM247 34H248V35H247ZM255 34H256V35H255ZM208 35H210V36H208ZM238 35H239L240 37H239ZM257 35H258V36H257ZM254 36H255V37H254ZM260 36H261V37H260ZM200 37H201L202 39H200ZM244 37H245V38H244ZM192 38H193V39H192ZM211 38H213V39H211ZM216 38L218 39L217 36H216ZM220 38H219V39H220ZM260 38H261V39H260ZM198 39L196 40L197 43H196V41L194 40L195 42L193 41L194 44L192 43V45L199 44L200 41H198ZM219 39H218L217 41H219ZM262 39H263V40H262ZM249 40H250V41H249ZM233 41H234V43H233ZM247 41H248V42H247ZM198 42H199V43H198ZM205 42H206V43H205ZM221 42H222V43H221ZM253 42H254V43H253ZM195 43H196V44H195ZM223 43H224L225 45H224ZM232 43H233V44H232ZM190 44H191V43H190ZM213 44H212V45H213ZM221 44H222V45H221ZM228 44H231V45H228ZM247 44H248V45H247ZM260 44H261V45H260ZM200 45H201V44H200ZM210 45H211V44H210ZM214 45H213V46H214ZM219 45H218V46H219ZM225 46H226V47H225ZM234 46H235L236 48H235ZM238 47L240 48V50H238V49H239ZM249 47H250V48H249ZM208 48H207V49H208ZM232 49H233V50H232ZM245 49H246V50H245ZM209 50H210V49H208V50L206 51L205 54H207V53L209 52ZM211 51H212V50H210V52H211ZM243 51H245V52H243ZM252 51H253V52H252ZM180 52H181V51H180ZM210 52H209L208 54H210ZM246 52L248 53V57H245V56H247V53H246ZM257 52H256V55H257V54H261V53H257ZM182 53H185V51H184V52L182 51ZM186 53H187V52H186ZM222 54H223V55H222ZM245 54H246V55H245ZM182 55H183V54H182ZM212 55H213V54H212ZM212 55H211V56H212ZM214 55H213V56H214ZM190 56H191V55H190ZM190 56L185 55L184 57H182V58L184 59V62H185V57H189V58H186V62H187V59H189V60H188V63L190 64ZM207 56H208V55H206V57H205V56H203V57H204V58H208ZM209 56H210V55H209ZM253 56H255V55H253ZM257 56H259V55H257ZM200 57H201V56H198V55H197V57L194 56V58L191 57V64H192V65H191V64H190V65H191V66L194 65V67H192V68L188 67V69L190 68L189 70H187L186 67H185V68L183 67L184 69H182V68L177 69V68H176V69H174V70H176V71L187 70L185 74H187V75L192 74L193 76H195V72H197L196 70L198 69V72H199V69H200V67H201V66H200L201 64L198 63V62L201 61V59H202L203 57H202V58H200ZM226 57H227V58H226ZM231 57H232V58H231ZM261 57H263V55H261ZM180 58H181V55L178 57V59H180ZM192 58H193V60H195V58H196V59H198V58L200 59V60H195V61H198L197 63H198V65L200 66L199 68H197V67H198L197 63H195V64L197 65V67L195 66V64H194L193 61H192ZM209 58H210V57H209ZM211 58H212V57H211ZM213 58H214V57H213ZM238 58H239V59H238ZM229 59H230V60H229ZM234 59H237V60H234ZM246 59H245V60H246ZM180 60H181V59H180ZM202 60H204V59H202ZM228 60H229V63H231V64L226 65L225 63H228ZM232 60H233V63L239 62V63L242 64V65H241V64H239V65H241V66L243 67V68H242L243 71H244V70L246 71V72L242 73V74H244V77L246 76V77H245L246 79L243 78L242 75H241V77H242L243 79H245V82H243L244 80L242 81V79H241V77H240V73L243 72V71H241V69H240V73H239V70H238L241 66H240V67H239L238 65L234 66V64H232ZM238 60H239V61H238ZM178 61H179V60H178ZM195 61H194V62H195ZM212 61H213V62H212ZM221 61H222V62H221ZM226 61H227V62H226ZM181 62H183V61H181ZM181 62H180V63H181ZM202 62H201V63H202ZM215 62H216V63H215ZM149 63H150V62H149ZM150 64H151V63H150ZM160 64H161V62H159V66H161ZM162 64H163V63H162ZM213 64H214V65H213ZM206 65H207V66H206ZM232 65H233V66H232ZM247 65H248V64H247ZM228 66H230V67H228ZM237 66H238V67H237ZM249 66H250V65H249ZM224 67H225V69H224ZM226 67H227V68H226ZM236 67H237V69L235 70ZM163 68H164V67H161V70H163ZM228 68H229L230 70H231L232 68H234V69H232L233 71L231 70V71H232V74L234 73V71H235V73H237V72L239 73V75H238V73L236 74V75L238 76V78H239V81H238V79H237L238 82H240V79H241V81L244 83V85H246V84L249 83V80H251V83L248 84L249 87L246 85V86H245V89H244V85L242 84V86L240 87V84H239L238 82H237L238 84L235 85L233 82H235L236 80L234 79V80H235V81H234V80L232 79V77H231V78L229 77V75H230L231 73H230V70H229ZM165 69H167V71H166ZM191 69H196L194 72H193V70H192V72H193L194 74H193L192 72H191L190 74H188L189 71H190ZM202 69H201V71H202ZM210 69H211V70H210ZM214 69H215V70H214ZM226 69H228V70L226 71ZM127 70H128V69H127ZM213 70H214V71H213ZM237 70H238V71H237ZM125 71H126V70H125ZM164 71H166V72H169V71H171V72H176V71H172V69H169V68H167V67L164 68ZM164 71H163V73H164ZM201 71H200V72H201ZM208 71H207V72H208ZM220 71H221V72H220ZM224 71H225V72H224ZM128 72L130 73L129 70L127 71V74L125 73V74L127 75V77L124 78L125 81H123L122 79H119V84H122V83H123V85L126 84V80H128V79H129L128 77L130 76ZM209 72H208L207 74L210 75ZM201 73H204V76H205V77H208V76H209V75L205 74V71H203V72H201ZM221 73H222V74H221ZM235 73H234V74H235ZM245 73H246V74H245ZM179 74L181 75V73H178V75H177V72H176V74L173 73V75H175V77H176V75L179 76ZM182 74L184 75V72H183ZM249 74H248V76H249ZM128 75H129V76H128ZM187 75H186V77H187ZM192 75H191V76H192ZM196 75H197V73H196ZM206 75H207V76H206ZM227 75H228V76H227ZM236 75H235V77L237 78ZM123 76H124V75H123ZM121 77H122V76H121ZM181 77H183V76H181ZM196 77H197V76H196ZM196 77H193V78H196ZM221 77H222V79H221ZM235 77H234V78H235ZM167 78H168V77H167ZM172 78H174V77H172ZM172 78H170V79L173 80L172 82H174V80H175L176 78H178V77H176L175 79H172ZM200 78H201L203 81H202ZM208 78H209V77H208ZM225 78H226V79H225ZM229 78H230V79H229ZM147 79H148V80H151L152 82H154V81H153L154 79L152 80V78H151V79L147 78ZM189 79H190V82H191V79H192V78L190 77ZM189 79H186L185 82H187ZM216 79H217V81L219 82V84H217L218 82L216 81ZM33 80H34V79H32V81H33ZM120 80H121V81H120ZM130 80H131V79H130ZM167 80H168V82L170 81L169 79H167ZM192 80H193V79H192ZM223 80H224L225 82H223ZM226 80L228 81V83H227ZM122 81H123V82H122ZM128 81H129V80H128ZM128 81H127V82H128ZM176 81H177V79L175 80V82H176ZM193 81H194V80H193ZM200 81H202V82H200ZM208 81H211V80L208 79ZM229 81H230L231 83H229ZM253 81L255 82L254 84H256V83L258 84V83H259L258 87H256L257 84L255 85L256 88L253 86V84H252ZM120 82H121V83H120ZM132 82H133V80L131 81V83L129 82V85L132 84ZM152 82H151V84H152ZM206 82H207L208 85H210V86L212 87V90L210 89L211 87L209 88L208 85H204V83L206 84ZM222 82L225 83V84H227V85L223 84ZM247 82H248V83H247ZM124 83H125V84H124ZM200 83H201V84H200ZM127 84H128V83H127ZM138 84H139V83H138ZM138 84H137V85H138ZM173 84H174V83H173ZM173 84L171 83V85H173ZM184 84H185V83H184ZM198 84H200V85H198ZM250 84H251V86H250ZM33 85H34V84H33ZM33 85H32V86H33ZM139 85H140V86H143L144 84H143V85L139 84ZM139 85H138V86H139ZM145 85H149L147 81H146V84H145ZM202 85H204V89H203V86H202ZM215 85H216V86H215ZM218 85H220V86L223 87V88H219ZM263 85H264V84H263ZM140 86H139L138 88H141ZM168 86H169V89H170V87L173 88V86H170L169 84H168ZM193 86H194V87L196 86V87H195L196 89H195ZM200 86H201V88H202L203 90L200 89ZM206 86H207V87H206ZM231 86H232V87L235 86V87L232 88ZM238 86H239V87H238ZM252 86H253L254 89L252 88ZM260 86H261L260 89H262V90L259 91L258 89H259ZM148 87H150V89H151L152 85H150V86H148ZM148 87H147V88L144 87L145 89H144L143 87H142V88H143L144 90H148ZM197 87H198V88H197ZM205 87H206V88H205ZM214 87H218V88L221 89V90H219V91L216 92V90H218V88H217V89L215 88V89H216V90H215ZM225 87H226V88H225ZM242 87H243V88H242ZM247 87H248V88L251 87L252 90H251V88H250V90H249ZM175 88L177 89V87H174V90H176ZM192 88L195 89L196 91L199 90V89H200L201 91H200V90H199L200 92H199V91L196 92L195 90L192 91ZM208 88H209V89H208ZM231 88H232V89H231ZM240 88H241V89H240ZM257 88H258V89H257ZM36 89H37V88H36ZM36 89H35V88H34V89H33V88L31 89L30 93L32 92L33 95H32V94H29V95L32 96V97H31V96H28L29 99H30V97H31V99L34 101V103L38 102V105L42 104V106H45V107H47L46 104H49L50 101H51V103H52V99L49 97V96H51V95H49V93H46V94L44 93V94L46 95V98H45V95H44V97H42L43 94H41V93H40L41 96L38 95V94H36V93L39 92V91H38V92L35 91ZM143 89H141V90L144 91ZM150 89H149V90H150ZM178 89L176 90V92L178 91ZM225 89H226V90H225ZM227 89H228V90H227ZM230 89H231V90H230ZM233 89H234V90H233ZM235 89H236V90H235ZM246 89H247V90H246ZM37 90H39V89H37ZM99 90L102 91L101 89H99ZM99 90H98V93L95 92V95H94V94H93V95H94V96H96V94L99 95V92H100ZM127 90H128V87H127ZM138 90H139V89H138ZM172 90H173V89H172ZM204 90H205V91H208V92L206 93ZM224 90H225V91H228V92L231 91V92H229V93H232V92H234V93L231 94V96H230V94H228V92H224ZM245 90H246L247 92H246ZM105 91H106V90H103L102 92L104 93ZM129 91H130V90H129ZM167 91H168V90H167ZM169 91H170V90H169ZM169 91H168V92H169ZM186 91H187L188 93H186ZM213 91H214V92H213ZM236 91L239 92V93H238L239 95L236 93ZM240 91H241V92H240ZM262 91H263V92H262ZM114 92H115V96H114L115 98H117V97L120 98L121 94H123V91H122V90L118 92L119 94H118L117 91H115V90H114ZM114 92H112V94H113ZM127 92H128V91H127ZM127 92H125V90H124L125 95L123 94V95L121 96L123 99H122V98H120V99L117 98V99H119V101L121 100L120 102H119L118 100H116V99L113 97L115 100L112 99V98H110V99H111V100H110V99L108 98V99H109V100H107L108 103L105 102V104H101V105H99V106H98L97 103H96V104H93L94 106L96 105V107H94L93 105H92L93 107L91 106V109H92L93 111L90 109V111H92V112L95 111L93 117L97 118L95 115H96V112H97L99 109H101L103 112H104L105 109H106L105 112H107V111H109V110L107 109L106 106H108V108L110 107V108L114 109L115 105H116V107H117V106H122V104L124 103V102L122 103V101H124L125 99H128V98H129L130 100H129V101H128V100H125V101H126V102L124 103L125 105L123 104V107H120L121 110L124 109V106L126 107L127 104H128V102H130V101H131L130 105H132L133 100H131V99L136 95V93L133 91V93H135V95H134L133 93L130 94L132 91H130V93H129V92L127 93ZM144 92H146V91H144ZM147 92H148V91H147ZM171 92H172V91H171ZM171 92H169L170 94L168 93L169 96L172 95ZM204 92H205V93H204ZM218 92H219V93H218ZM242 92H244V93H242ZM249 92H250V93L253 92V93L250 94ZM100 93H101V92H100ZM103 93H101L102 95L100 94V95H101L100 98L105 94V93H104V94H103ZM106 93H108V92H106ZM109 93H111V91H109ZM109 93H108V94H109ZM120 93H121V94H120ZM193 93H194V94H193ZM200 93H201V94H200ZM217 93H218V94H217ZM220 93H221L222 95H221ZM235 93H236V94H235ZM246 93H247V95L249 94V96L245 95ZM260 93H261V94H260ZM34 94H35V96H34ZM108 94H105V95H107V97H112V96H110V95H112V94H109V96H108ZM116 94L119 95V96H117ZM127 94H128V96L126 97ZM168 94H167V95H168ZM199 94H200V95H199ZM211 94H212V95H211ZM224 94H225V95H224ZM240 94H241V95L244 94V95H243L244 97H243V96L240 97ZM256 94H258L259 96L256 95ZM20 95H21V94H20ZM20 95H19V96H20ZM36 95H37V96H36ZM98 95H97V97H98ZM113 95H114V94H113ZM173 95H172V96H173ZM210 95H211V96H210ZM219 95H221V96H219ZM223 95H224V96H223ZM226 95H227V96H226ZM235 95H236V96H235ZM254 95H255V96H254ZM26 96H27V95H26ZM116 96H117V97H116ZM124 96H125V97H124ZM174 96H173V97H174ZM229 96H230V97H229ZM97 97H96V98L94 97V98H95V99H98L99 97H98V98H97ZM103 97H104V96H103ZM107 97H106V98H107ZM137 97H138V96H137ZM173 97H171V98H173ZM179 97H180V98H179ZM187 97H188V98H187ZM213 97H214V98H213ZM223 97H224V98H223ZM227 97H228V98H227ZM236 97H238L240 101H239L238 98H236ZM246 97H247V98H246ZM250 97H251V98H250ZM252 97L257 98V100H256L255 98L253 99ZM260 97H261V98H260ZM17 98H18V97H17ZM17 98H16V100H17ZM25 98H26V97H25ZM33 98L37 99V101H36L35 99H33ZM38 98H39V99H38ZM94 98H93V99H94ZM100 98H99V99H100ZM124 98H125V99H124ZM135 98H136V96H135ZM189 98H190V99H189ZM207 98L210 99V102H207V103H208V106H209V107L207 106V109H209V110L206 111V112H207V115H206V112L203 113V111L205 110L206 105H205V107L203 108V107H202V106H203L202 104L205 103V101L207 100ZM215 98H217V100H216ZM226 98H227V99H226ZM240 98H241V99H240ZM258 98H260V99H258ZM20 99L23 100L24 98H20ZM29 99H28V100H25V99H24V100H25V103H26V101H27V105L24 104V102L22 101V102H23V105H26V107L23 106V105H21V106H23L24 110H25V108H28V106H29V105H28V104H29V103H28V102H29ZM31 99H30V100H31ZM49 99H50V101H49ZM133 99H134V98H133ZM184 99H185V100H184ZM191 99H192V100H191ZM205 99H206V100H205ZM212 99H213V100H212ZM234 99H235V100H234ZM16 100H15V102H16ZM21 100H20V101L18 100V101L16 102L17 105H20ZM39 100H40V101L42 100L41 102H43V103H41ZM43 100H44L45 102L47 101L46 104H45V102H44ZM169 100H171V99H169ZM178 100H179L180 103L178 102ZM204 100H205V101H204ZM231 100H233V101H235V102H233V101H231ZM109 101H112V102H110V104H111L110 106H109ZM113 101H114V102H113ZM137 101H138V100H137ZM191 101H192V102H191ZM203 101H204V103H202ZM208 101H209V100H208ZM219 101H220V102H219ZM226 101H227V102H226ZM15 102H14L15 105L13 104V102H11V103L14 105V107L17 106ZM117 102H118V103H121V104H118ZM139 102H140V101H139ZM168 102H169V101H168ZM168 102H166V105H167ZM248 102H249V103H248ZM11 103H10V105H11ZM30 103H32V105L34 104V103L31 102V101H30ZM39 103H40V104H39ZM113 103H117L118 105H117V104H113ZM126 103H127V104H126ZM145 103H146V102H143V105H146V104H147V103H146V104H145ZM150 103H151V102H149L148 104H150ZM169 103H170V102H169ZM194 103H195V104H194ZM201 103H202V104H201ZM207 103H206V104H207ZM211 103H210V104H211ZM247 103H248V104H247ZM252 103H250V105H251ZM21 104H22V103H21ZM44 104H45V105H44ZM141 104H142V103H141ZM141 104L139 103V104H137V106H138V105L141 106ZM148 104H147V105H148ZM151 104H153V103H151ZM177 104H179V105H177ZM198 104H199V107H198ZM218 104H219V105H218ZM223 104H224V105H223ZM32 105H31V106H32ZM34 105H35V104H34ZM38 105H37V106H38ZM49 105H50V104H49ZM49 105H48V106H49ZM104 105H106V106H104ZM113 105H114V106H113ZM147 105H146V106H147ZM168 105H169V104H168ZM168 105H167V106H168ZM175 105H176V106H175ZM250 105H249V106H250ZM1 106H2V105H0V107H1ZM8 106H9V105H8ZM8 106H7V105H4V106H2V108H0V113H1V114H0V115H1L0 117H2V119H3V121H1V119H0V123H1V122L4 123V122H5V119H7V120H6V121H7V122H6L7 125H9V123H8L9 121H10V122H14V125H15V123H17V126L21 127V129H23V128H25L24 130L27 129L26 132L29 130V128H30V131L34 130V131H32V132L29 131V133L24 132L25 134H34V135H36L37 132H35V131H36L35 128H36V127L38 128V125H41V123L43 122V121H42V118L40 119V117H42V115H40V114H42V113H41V112L38 113V112L34 109V112H35V113L37 112V115L34 114V116H36V118L39 117L38 119H40L42 122H41L40 120H38V119H37V121H38V122H37V121H36V118L34 119V117L31 118V120H29V119H26V120H25V119H24L25 116H23V118H22V117H21V118L19 117V120H18V116H19L20 113L23 111V110H19V108H21V109H23V108H22L21 106H19V108H18V106H17L16 108H17L19 111H21V112L18 113L19 115L17 114L18 116L15 114L16 116L14 117V112H12L11 115L9 114V113H11L12 105L9 106V107H11V108H9ZM97 106H98V108H97ZM133 106H134V105H133ZM137 106L135 105L134 107H131V109H134V110H135V107H137ZM153 106H154V104L151 105L150 108H153ZM217 106H218V108H217ZM221 106H220V107H221ZM259 106H261L259 110L262 112V109H263V112H264V108H263L262 105H257V111H258V107H259ZM3 107H5V108H3ZM51 107L53 108V105H51ZM116 107H115V109H117ZM129 107H130V106H129ZM144 107H145V106H144ZM148 107H149V106H148ZM171 107H172V106H171ZM196 107H197V108H196ZM225 107H226V109H225ZM16 108H13V110H15ZM29 108H30V107H29ZM37 108H39V109H40L39 111H41V108H42V107H41V105H40V106H38ZM52 108H51V109H52ZM93 108H95V109H93ZM96 108H97V110H96ZM154 108H155V107H154ZM169 108H170V105H169ZM221 108H222V107H221ZM2 109H3L4 111H5V109H7V110L5 111L6 113L3 112ZM10 109H11V110H10ZM17 109H16V110H17ZM42 109H45V110L47 109V110H48L49 108H48V107H47V108H44V107H43ZM103 109H104V110H103ZM112 109H110L111 112L113 111ZM127 109H128V106L126 107V111L128 112ZM131 109L129 110V114H130V112H131ZM138 109H139V108H138ZM138 109L136 108V111H137ZM140 109H142V107H141ZM166 109H167V108H166ZM175 109L172 108V113H173V111H174ZM177 109H176V110H177ZM202 109H203V111H202ZM219 109H220V108H219ZM219 109H218V111H219ZM49 110H50V109H49ZM101 110H99V112H100ZM155 110H156V109H155ZM176 110H175V111H176ZM180 110H181V108H180ZM8 111H10V112H8ZM43 111H44V110H43ZM126 111H124V113H125ZM132 111H133V110H132ZM136 111H135L134 113L132 112L131 115H132V114L134 115L135 113H136V115H137L138 112H136ZM150 111H151V110H149L148 112H150ZM152 111H153V112H152ZM152 111H151L152 114L155 113L154 109H152ZM168 111H169V109L167 110V112H168ZM170 111H171V110H170ZM170 111H169V112H170ZM208 111H209L210 114H208ZM220 111H222V109H221ZM257 111H256V112H257ZM17 112H18V111H17ZM92 112H91V114H93ZM103 112H102V113H103ZM111 112H110V113H111ZM148 112H147V113H148ZM151 112H150V113H151ZM165 112H166V111H165ZM165 112H164V113H165ZM169 112H168V113H169ZM178 112H177V113L175 112V116H176V114L178 115ZM222 112H224V111H222ZM261 112H257L256 115L259 114V113H260L261 115H262V114L264 115V113H263V112L261 113ZM22 113H23V112H22ZM141 113H142V112H141V110H140V113L138 114V115H140V116L138 117V115H137V116L134 115L133 118H134V119H141V121H143V122H144V120H143V118H144L145 121H146V122H144V124L146 123V124H145L146 126H147V124L150 125V123L147 122V120L149 121V119H150L153 115H152V116H149V115H146V113L141 115ZM150 113H148V114H150ZM212 113H213V111H212ZM224 113H225V112H224ZM8 114H9L10 117L8 116ZM38 114H39L40 116H38ZM75 114H76V113H75ZM100 114H101V112H100ZM100 114L98 115V112H97V116H98V117H100ZM127 114H128V113H127ZM127 114H126V115H127ZM165 114H166L165 116H166L167 118L171 117V115H172L171 118H174L175 120L172 119V121H171V119L169 118L170 121H171V122H170L169 119H167V118L164 117V116H162V117H158V116H156V117L159 118V119L157 118V120H161V119L164 117V118H163V120L165 119V122H164V123H169V125L167 124V126H169V129H171V127H170V123L172 124V125H171L172 128H174L175 125H176L175 123H177V124L179 123V122H178L179 119H177V117L175 118V116H174L173 114H171V113H170L171 115H170L169 117L167 116V115H169V114H167V113H165ZM260 114H259V115H260ZM21 115H22V114H21ZM69 115L72 117V118H71V119H72L71 121H74V122H75V120L77 119V120H78V123H79V121H81V119H79V118L83 117V116H81V115H80L81 117H80V116H77V115H79V114L74 115V114L71 113V114H69ZM143 115H145V117H144ZM150 115H151V114H150ZM154 115H155V114H154ZM196 115H198V116H196ZM259 115H257V116H259ZM261 115H260V117H261V120H262V119H264V118L262 117L263 115H262V116H261ZM5 116H6V117H5ZM12 116H13V117H12ZM73 116H75L76 118H74ZM146 116H147L148 118H147ZM173 116H174V117H173ZM178 116H179V115H178ZM195 116H196V117H195ZM204 116H206V117H204ZM257 116H252V117H257ZM78 117H79V118H78ZM90 117L93 118L91 115H90ZM90 117H86V118H90ZM128 117L130 118V116L127 115V118H128ZM135 117H137V118H135ZM154 117H155V116H154ZM154 117H153L154 122H156V121H155L156 119H155ZM187 117H188V118H187ZM194 117H195V118H194ZM4 118H5V119H4ZM12 118H13V120H12ZM16 118H17V119H16ZM101 118H102V117H101ZM133 118H132V116H131V119H133ZM178 118H179V117H178ZM192 118H193V119H192ZM198 118H197V119H198ZM200 118H201V117H200ZM203 118H202V120H201L200 123H203V122L206 123V121H203ZM209 118H208V119H209ZM211 118L214 119L213 116H212ZM211 118H210V120H211ZM249 118H251V117H249ZM249 118L246 119L245 123H247V121H248V123L251 122V125H253V126H251L250 124H249V125L246 124V125L249 127V128H248V127L245 126V123H244L243 125L246 127V132L249 133V137H253V135L255 134L254 137H256V138H254V139L251 138V139L253 140V141H252L250 138H248V136H247L248 133H247V134L245 133L246 136H247V137H246V140H245V137H244L245 134H242V133L240 132L239 134L241 135V137L243 136L244 138L242 137L241 139H239V138H240V136H239V134H238L239 131H236L237 133L235 132V134H237L236 136H239V138H238V139L236 138V141H235L234 144H237L236 142L239 141V140H241V142L239 141L238 146H237V145H234L235 147H233V144H232V148H233V149H231V150H232L234 153H233L231 150H229L230 147H228L227 151L224 150V151H225V154L228 153V150H229V154H233V155H231V157L234 156V157L232 158L233 160H232V163H231V162H227V161H231V159H230V158H231L230 155H227V156H229V157H226L228 160L226 161L225 165H226V164L229 165V163H230V165H232V164L235 163V162H236V164H237V161H238V162L240 161L239 163H240L241 165L246 164L245 161H242V159L244 158V156H242L243 158H242V157L239 158L240 160L238 159L239 153H241V154H240V156H241V155L243 154L242 152H244V153L246 152L245 149H247V151L249 150L248 152H251V153H253V154L256 153V156H255V155H253V156L256 157L255 160H256V159L259 160V161L256 160V162L258 161L259 164H257L258 162H257V163L254 162V163H256V164L258 165V166L255 168V170H256L257 168H258V169L261 168L260 171L258 170V173H259V174L257 173V170H256V171L254 170L255 172H251V171H253V169H254L252 166H256V164H253V163H252V164H251L252 166H250V165H248V166H244V167H247V168L249 167V170L251 169V171H248V170H247L248 172H251V173H257L256 175H254V179H253V177H252L253 175H252L251 173H245V171H244V174H243V173H242L243 171H242V172H239L241 169H243L242 166L240 165V166H241V169L239 170V164H237L238 167L234 168V169H237V168H238L236 171H235V170L233 169V167H231L230 165H229V166L231 167V169H230L229 167H227V166H226V168H225V165H224V169H223V166H221V167H222V170H225L224 173H222L223 171L221 170L220 167H219L220 169H215V167L212 166V165H213L212 162H211L212 165H210V163L208 164V163H207V162H209L208 159H209V160L211 159V158H209V157H213L212 155L216 154V152H215V153H212V152H214V151H211V152H210L209 149H206L207 152H208V151L210 152L209 154L206 153V152H204L205 154H208V155H206V157H207L208 159H207L206 157H205V159H202V157H204V153H203V156H201V155H200L201 151H200L199 149L203 150V149H202V148H203L202 145L204 146V145H206V143L203 142V143H204V144H203L202 142H200V141H202V139H203V138L200 137L201 140L199 141V142H200L199 144L201 145L202 148L198 147V150H199L200 152H199L197 149H196V150L194 149L193 151H198V153L196 152V154H197V157H198V154H199L200 158L202 159V160H201L202 163H203L204 160L207 159V161H206V162L204 161V162H205V164L207 163L206 165H208V171H209V174H207V173H208L207 171H206V172H207L206 174H204V173L202 174V173H201L200 170H203V172H205V170L202 169L203 167H202V168H199L200 165H201L200 158L198 157V159H199V161H200V165L198 164V168H199V169L197 168V165L193 163V161L195 160L194 157H195V158H197V157L195 156V155H196L195 152L192 151V148L196 146V145L194 146L193 144H195V142H197V138H196V136H194L193 134L191 135L190 132H191V133H192L193 131H194V132H198V135H199V131H197V129H198L199 127H201L203 124L200 125V123H199V125H198L199 127H197L196 125L191 126V125H190V122H191V124H194V123H192V121H188V120H187V122H188V124H189V125H187L188 127L191 126L190 128L192 129V127L194 128V126H195V129H192V131H191V129H189V128H185V131H186V129L189 130V131L187 130V131L189 132V134H187V135L185 134V133H187V132L181 131V130L179 129L180 133H182V134H181L182 138L184 137L183 133L186 135L185 137L190 136V137H189L190 140H191V136H192V139H194L193 137H195L194 140H196V141H195V142H192V143H193V144H192L193 146L190 145V144H191V143H190L191 141H190L189 143H187V140L185 141L186 138L183 140V139H178L179 137H178V138L176 137V136H179V135H176V136H175V137L177 138L178 141L182 142V140H183V142L185 141V142L187 143V145L192 146L191 149H188V148H185V149H187V151L190 150V151L192 152V154L194 153L195 155L193 154V155H192V156H193V157H192L193 159H191V156L189 155V156H190V157H189V156H188V152H187L185 161L187 160L188 162H187V161H186V162L189 163V164L192 162L193 164H192V163H191V164L196 166V169H197V170H196L195 168H192V169H190V167H188V168L190 169V171L192 170L193 172H196V171L199 170V171H200V174H199V173H198V174H199V178H200V179H201L200 176H202V177H203L202 179L204 180L205 177H204L203 175H205V176L209 175V176L212 178V181H211V180H210V181H211V182L214 181L213 183L215 184V182H216L218 179H219L218 181L220 182V180H221L220 177H223V178H222V181H223V179H224V176L227 178V177H228L227 175H229V172H228V171H230V170H234V171H235V174L233 173L234 171H233V172L231 171L232 173H231V175H229L231 178H228V179H229L230 181H233L232 185H234V182L238 185V186H237L238 191H235V192H234V193H236V194H235L236 196L234 195L235 197H233V196H232L233 193L228 195V193H231V192H233V190H235V188H236V184H235L234 188L232 187L233 190H232L231 187H229L230 189H227V190H226L225 188H227V187H225V188L222 189V191L225 190V191H223V193H227V192H228L227 195H228L229 197H233V199H234V200H233L232 198H230V199H232V200H230V201H232L233 203L230 202L232 205L229 204V206H230V205H231V206L235 205V208H236V209H240V208L242 207V208H243V209L241 208L242 210H244L245 205H248V204H249V203H247L248 201L251 202L250 204H252V203L255 202V201H251L253 198H254V199H257V197L259 198L260 196H263V197H264L263 194L260 195V194H261V188L264 187V186H261V184L264 183V176H263V175H264V168H262V166L264 167V165H263V163H264V162H263V161H264V160H263V158H264V154H263V153H264V151H263V150H264V148H263V147H264V146H263V145H264V139H263V140L261 139V137L264 138V122H263L264 120H262V122H260L261 124L263 123V125H261L260 123L257 122V121L260 119L259 117H258V120H256V118H255L254 121L251 119V120L254 122V124H252V121L249 122ZM23 119H24V120H23ZM33 119H34L35 121H34ZM102 119H103V118H102ZM102 119H101V120H98V118H97V120H95L94 118H93L92 120H91V119H90V120H89V119H88V120L85 119V120L88 121V123L85 122L84 119H83L82 121L84 122L83 125H85V127H84L85 129L82 128V127H83V126H82V127H81V130L83 129L82 131L80 130V128H79V131H75V130H77L76 127H75L76 129L72 128V129L70 130V131L73 130V131H72L73 133L70 132L71 134H74V135H73V138L76 137V134L78 135L77 138H75L76 140L78 139L77 141H79V139H80V140L82 139L81 142H82L83 144H84V142L86 141L84 145L81 143V145H82L81 147H83V146H84V147H83V148H80V149H82L83 151H81L80 149H78V151H76L77 153L80 151L81 153H80V152H79V153H80L81 155H83L82 153H84V155H83L84 157L81 156L80 154L78 155V156H80V158H82V157H83V159L86 158L85 160L88 161V160H89L88 158L90 157V156H88V155L93 154V153H91V152H93L96 148H97L96 150L99 151L98 149H100V148L103 149V148H105V146L107 147V145L109 144V142H108L109 140H108V139H106L107 141H105V142H104V140H102L103 138L105 139V137H103L102 135H104V134L106 135V133H107V134H109V133H114L115 130L113 131L112 129H115V128L112 127V125H109V124L107 125V123H106V126H105V124L103 123L104 121H103ZM151 119H152V118H151ZM153 119H152V121H153ZM166 119H167V120H166ZM176 119H177V120H176ZM183 119H180V123H181V121H183ZM185 119H186V120H185ZM190 119H189V120H190ZM197 119H196V120H197ZM208 119H207V120H208ZM11 120H12V121H11ZM27 120H28V121H27ZM32 120H33V123L29 122V121H32ZM77 120H76V122H77ZM126 120H128V119L125 118V123H127ZM163 120H162V121H163ZM199 120H200V119H199ZM199 120H198V122H199ZM220 120L222 121V119H219V121H220ZM225 120H228V119L225 118ZM261 120H259V121H261ZM18 121H19V122H18ZM96 121H97V122H96ZM98 121H100V123H99ZM101 121H102V122H101ZM121 121H122V120H121ZM121 121H120L121 124H122V123L125 124V123H124V120H123L122 122H121ZM137 121L140 122V120H137ZM150 121H151V120H150ZM167 121H169V122H167ZM176 121H177V122H176ZM202 121H203V122H202ZM255 121H256V123L260 124V126H259L258 124H256ZM21 122H22V123H21ZM24 122H25V123H24ZM27 122H28V123H27ZM76 122H75V123H76ZM89 122H91V123L93 122V125H92L91 123H90V124H91V125H90ZM143 122H141V123H143ZM173 122H175V123H174V126H173ZM185 122H182L181 124H183V123H185ZM222 122H223V121H222ZM224 122H227V121H224ZM224 122H223V123H224ZM3 123H2V124H3ZM6 123H5V124H6ZM35 123H36V124H35ZM37 123H38V124H37ZM86 123H87V125H88L90 128L86 125ZM94 123H97V124H94ZM114 123H115V122H114ZM164 123H163V125H164ZM180 123H179V125H180ZM195 123H196V122H195ZM2 124H0V126H1ZM21 124H22V125H21ZM27 124H29V125H28L29 127L26 126ZM98 124H99V125H98ZM102 124H103V125H102ZM121 124H119V126H120ZM155 124H156V123H155ZM196 124H198V123H196ZM10 125H11V124H10ZM10 125H9V126H10ZM33 125H34V126H33ZM128 125H129V126H128ZM128 125H127V124L124 125V128H127V127H128L129 129H130V128H133V127H131V126H134L135 124L132 125V123H131V124H128ZM156 125H157V124H156ZM160 125H161V126H160ZM160 125H157L158 127L153 128V126H154L153 123L151 124L150 127H145L144 125L141 124V126H144V127L146 128V131H147V130L149 131V132H147L146 134L143 133V134H145V135L150 134L149 136H145V135H144V136L146 137V139H147L148 137H150V136H151V137L156 136L155 133H154V134H155V135H154V134H152L151 132H155V131H157V135H158V134H159V131L156 130V129H157V128L159 129L160 127L163 126L161 121H160ZM255 125H256V126H255ZM9 126H7V128H6V125H4V129H5V128L7 129V132H6V133H8V132L10 131V130H9L10 128H8ZM91 126H92V127H91ZM95 126H96V127H95ZM119 126H116V127H119ZM121 126H122V125H121ZM121 126H120V127H121ZM125 126H126V127H125ZM139 126H140V125H139ZM141 126H140L139 128H142V129H143L144 127H141ZM176 126H178V125H176ZM203 126H204V125H203ZM32 127H33V129H32ZM34 127H35V128H34ZM86 127H87V128H86ZM102 127H103V128H102ZM105 127H106V128H105ZM110 127H111V129H110ZM122 127H123V126H122ZM135 127H136V125H135ZM164 127H166V126L164 125ZM184 127H186V124H184ZM196 127H197V129H196ZM250 127H251V128H250ZM2 128H3V125H2ZM37 128H36V129H37ZM88 128H89V130L91 129L89 132H88ZM92 128H93L94 131H95V129H99V132L96 130V131H95L96 133H94V131L92 130ZM147 128H148V129H147ZM150 128L153 129V130L151 131ZM167 128H168V127H167ZM182 128H183V127H182ZM202 128H203V127H202ZM6 129H5V130H6ZM86 129H87V130H86ZM122 129H123V128H122ZM129 129H128V130H129ZM154 129H155V130H154ZM174 129L176 130V129H178V127H177V128L175 127ZM183 129H184V128H183ZM108 130H109V131H108ZM126 130H127V129H126ZM128 130H127V131H128ZM143 130H144V129H143ZM161 130H164V129L161 128ZM172 130H173V129H172ZM198 130H200V128H199ZM238 130H241V129H238ZM247 130H248V131H247ZM15 131H16V130H15ZM15 131L12 132V129H11V132H12V133H15V134H10V135H11L10 137H13V138H14V137H18V136H20V134H19L20 132H19L18 130H17V131H18L19 133H18V132H15ZM80 131H81V132H80ZM83 131H84V132L87 131V132L84 133ZM92 131H93V133H92ZM101 131H102V132L104 131L105 133H104V132L102 133ZM129 131H130V130H129ZM140 131H141V129H140ZM150 131H151V132H150ZM167 131H168V129H167ZM241 131H243V130H241ZM251 131H252L253 133H252ZM257 131H258V132H257ZM259 131H260V132H259ZM11 132H9V133H11ZM76 132H77V133H76ZM78 132L80 133L81 136L79 135ZM90 132H91L92 134H91ZM97 132H98V133H97ZM115 132H117V129H116ZM142 132H145V131H142ZM142 132H141V133H142ZM168 132H169V131H168ZM173 132H174V131H173ZM194 132H193V133H194ZM244 132H245V131H244ZM244 132H243V133H244ZM70 133H69V136H71ZM81 133H82V134H81ZM89 133H90V134H89ZM99 133H100V134H99ZM139 133H140V132H138L136 135H139ZM169 133H170V135H171L172 131L169 132ZM250 133H251V134H250ZM25 134H24V135H25ZM83 134H84V135H83ZM143 134H140L139 136L141 137ZM259 134H261L262 136H260ZM13 135H15V136H13ZM88 135H89V136H88ZM105 135H104V136H105ZM128 135H130V133H128ZM128 135H126V137H127ZM134 135H135V134H134ZM152 135H153V136H152ZM195 135H196V134H195ZM258 135H259V139H260V141L262 140V142H260V141L258 140ZM21 136H22V135H21ZM74 136H75V137H74ZM84 136H85V137H84ZM99 136H100L101 142H100ZM144 136H143V137H144ZM199 136H200V135H199ZM199 136H198V139H199ZM28 137H29V139L23 138V139H22V142H23V140H26V141L28 140V141L26 142L27 145H30V144H31L30 147H33V148H34V145H35L36 141H34V139L32 140V138H30V137H32V136L29 135ZM79 137H81V138H79ZM82 137H83V138H82ZM86 137H88V138H86ZM94 137H95V138H94ZM107 137H109V136H106V138H107ZM126 137H125V138H126ZM135 137H136V136H134V138H135ZM140 137L137 136L135 139L137 140V138H140ZM175 137L172 138V139L174 140V141H173V142H174V145L176 144L177 146H180L183 142H182L181 144H179L180 142L178 143V141L175 139ZM33 138H34V136H33ZM70 138H71V137H70ZM84 138H85V139H84ZM130 138H133V137H130V136H129V138H127V139H128L127 141H129ZM134 138H133V139H134ZM247 138H248L249 140H251V141L248 142V139H247ZM35 139H37V135L35 136ZM133 139H132V140H133ZM135 139H134V140H135ZM140 139H143V138H140ZM144 139H145V138H144ZM146 139H145V140H146ZM150 139H151V138H150ZM169 139H170V138H169ZM172 139H170V141H171ZM242 139H243V140H242ZM29 140H31V141L29 142ZM84 140H85V141H84ZM130 140H131V139H130ZM138 140H139V139H138ZM145 140H141V141L144 142V145L149 144L150 141L147 142V140H149V139L146 140L147 143H145ZM175 140L177 141V143H175V142H176ZM254 140H257V141H254ZM32 141L35 142V143H33L34 145L32 144ZM40 141H42V140L40 139ZM87 141H88V142H87ZM170 141H168L169 143L166 144V147L170 145V147H168L169 149H170L171 146H172V144H170ZM188 141H189V140H188ZM203 141H204V140H203ZM258 141H259V142H258ZM24 142H25V141H24ZM103 142H104V143H103ZM107 142H108V144L106 145ZM143 142H142V144H143ZM242 142H243V143L245 142V143H246V146H244L245 143L243 144ZM251 142H254V143H251ZM256 142H257V143H256ZM28 143H29V144H28ZM92 143H94V144H92ZM99 143H100V144H99ZM102 143H103V144H102ZM135 143H136V142H135ZM41 144H42V145H41ZM90 144H92V145H90ZM95 144H96V145H95ZM136 144H137V143H136ZM183 144H184V143H183ZM183 144H182V145H183ZM196 144H197V143H196ZM240 144H242V145H240ZM250 144H251V145H250ZM256 144H257V145H256ZM39 145H41L42 147H46V146H43L44 143H39ZM39 145H38V146H39ZM87 145H89V146L87 147ZM97 145H100V146H97ZM137 145H139V144H137ZM182 145H181V146H182ZM187 145H186V146H187ZM197 145H198V144H197ZM248 145H249V146H248ZM252 145H255V146H254L255 149L253 148ZM259 145H260V147H262V154H261V148H259ZM103 146H104V147H103ZM181 146L179 147V149H180V148L182 149L183 146H182V147H181ZM184 146H185V144H184ZM236 146H237L238 148H237ZM239 146H241V148H242V147H243V148L246 147V148H244V149L242 148V149H241V148H239ZM247 146H248V147H247ZM257 146H258V147H257ZM42 147H40V149H42ZM102 147H103V148H102ZM108 147H109V145H108ZM163 147H164V146H163ZM163 147H162V148H163ZM166 147H165V149H167ZM205 147H206V146H205ZM205 147H204V150H205ZM249 147H250V148L252 147L251 150L248 149ZM38 148H39V147H38ZM177 148H178V147H177ZM183 148H184V147H183ZM195 148H197V147H195ZM206 148H208V147H206ZM84 149H86V150H84ZM169 149H167V150L169 151ZM171 149H173V148H171ZM171 149H170V151H171ZM179 149H178V150H179ZM235 149L237 150V152L234 151ZM240 149H241V150H240ZM253 149H254V150H253ZM46 150H47V148H46ZM96 150H95V151H96ZM130 150H133V149H130ZM178 150H177V152L179 153L180 151H178ZM204 150H203V151H204ZM206 150H205V151H206ZM239 150H240V151H239ZM243 150H244V151H243ZM255 150H257V152H258V151H260V152L257 153V152H255ZM145 151H146V150H145ZM170 151H169V153H170ZM190 151H189V153H190ZM253 151H254V152H253ZM49 152H50V150H49ZM102 152H103V151H102ZM131 152H132V151H126L125 153L123 152L121 156H120L121 153L118 154L119 156L116 154L117 157H116L115 155H113V156H109V157L106 156L107 158H106L104 155L102 156V155L98 154V152H97L99 159H98V157H97V154L94 153V159H90V160L88 161V164H91V163H92V167H91L92 169L95 168V167H98V168L100 167L101 170H100V168H99L98 172H99V171H100V172L98 173V172H96L97 168H96L95 171H94V169H93L94 174H95V172L97 173V174H96L97 176L95 175L96 178H94V176H93L94 181H93V180L90 181V182L88 181V182H87L88 185H87V184H84L85 187L87 186V189L84 188L85 190L83 189V191H82V188H83V187H81V188H79V190H78L79 192L82 191L83 196H84V195L87 196L88 194H89L90 196L88 195V196H87L88 198H86L85 196H84V197L82 196V198H85L84 201H83V199H82L81 197H80V198H77V199H76V197H75L76 202H79V204L81 205V206H80V209L78 208V207H79V206L77 205L78 203H76L75 200H72V198H70V199H71V201H70L68 198H65L64 200H62V202H65V204L62 203V202H60V204L62 203L63 206L66 207V208L64 207V208L66 209V212L70 211V210H68V209H73V207L75 208V207L78 206V207H77V208H78V211L80 210V213H83V212L85 213V211H84L85 208H87V206L89 207V205H87V203H86L87 200H89V197L92 198V196H93V197L95 196L94 200H97V201H94V200L92 199L93 204H91V205L97 206V207H98V209H97L98 211H99V207L102 206V207H100V209L102 208V210L105 211V212L107 213L108 211H106V210H107V208H109L108 206L110 205V204H109L110 201H111L112 199L114 200V198H115V200H116V199H119V198H118V197H119V194H121V191H120L119 189H123V190H122V192H123L122 195H123V194H124V195H123V197H122V195H121L122 199H121L120 201H119V200H118V201H119V202L122 201L123 204H122V202H121V203H118L117 200H116V201L114 200L115 202L112 200L115 204H116V202H117L118 205H117V204H116L117 206L115 205L116 208H114L115 206L112 207V209L114 208V209H113V210H114V213H113V211H111V215L107 214L108 217H109V216L112 217V216H114L113 214H115L114 217L119 219V215H122V214H125V213H126V215H129V214H130L129 216H130L131 218L134 219V218L137 217V216L139 215V213H141L142 211L145 212L144 210H146L147 207L151 204V203H150L151 201L149 202V199L146 201V198H147L148 195H147V196H144V195H146V194L148 193V191L145 190L146 187H144L145 189L143 188V190H142V189H141L142 187L140 188V186H138V185H137L138 188L135 187V183H134V182H132V181L127 182V181H126L127 184L125 183V184L122 185V183H121L120 186L118 187V191H120V193H119V192L117 191V188L115 189L113 185H112V186L109 185V184H110L112 181H114L115 179L117 180V179H119L120 177H121V178H122V177H125L127 174L129 175V176L127 175V178L129 179V178L131 177L130 179L132 180V176H130V175L133 173V170L136 168L135 163H137L138 161H141L142 159L144 160L146 154L144 155L143 158H141V157H142V154H139V153H138L141 157H140V160H137V159H139V157H137V156H138L137 154H135L136 156L134 155V157L132 156L136 151H133V153H131ZM140 152H141V151H140ZM143 152H144V151H143ZM173 152L175 153V155H173L174 153H172V151H171V153H172L171 155H173V156H176V154H178V153L176 152V147H175V149H173ZM185 152H186V150L184 151V153H185ZM222 152H223V150H222L221 152H218V153H219L222 157H224V155H223L224 152H223V153H222ZM231 152H232V153H231ZM50 153H53V152L51 151ZM89 153H91V154H89ZM141 153H142V152H141ZM145 153H146V152H145ZM147 153H148V152H147ZM181 153H183V149L181 150ZM181 153H179L176 157H178V156L181 157V156L184 154V153H183V154H181ZM246 153H247V152H246ZM246 153H245V154H246ZM251 153H250V154H251ZM85 154H86V155H85ZM87 154H88V155H87ZM95 154H96V155H95ZM123 154H124V155L126 154L125 157H124ZM150 154H151V153H150ZM180 154H181V155H180ZM190 154H191V153H190ZM210 154H211V156H210ZM235 154H236V155H235ZM245 154H244V155H245ZM258 154H260V155H258ZM48 155H49V153L47 154V157H48ZM50 155H52V154H50ZM127 155H128V157H127ZM148 155H149V154H148ZM251 155H252V154H251ZM257 155H258L259 157H258ZM53 156H55V155H53ZM85 156H86V157H85ZM87 156H88V158H87ZM114 156H115L116 158H113ZM122 156H123V157H122ZM130 156H132L133 158L130 159V158H129ZM146 156H147V155H146ZM173 156H171V158H173L172 161L175 159ZM183 156H185V155H183ZM187 156H188V158H190V162H189V159H187ZM208 156H209V157H208ZM225 156H226V155H225ZM235 156H237V157H235ZM73 157H74V156H73ZM103 157H104V158H103ZM215 157H216V158H215ZM218 157H220V156H219V155H218V156H217V155H214V158H213L214 160H215V159L218 160V162H216L217 164H218L221 160H225V159H222V157H220L221 160L219 161ZM260 157H261V158H260ZM43 158H45V162L47 163V158H46V156H44ZM49 158H50V157H49ZM55 158H56V157H55ZM96 158H97L98 160H97ZM100 158H101L102 160H100ZM122 158H124V159H122ZM127 158H128V159H127ZM136 158H137V159H136ZM147 158H148V160H150V162L147 161V163H150V165H151V159H152V156H151V158H150L149 156H147ZM149 158H150V159H149ZM183 158H185V157H183ZM234 158H235V159H234ZM245 158H247V157L245 156ZM245 158H244V159H245ZM259 158H260V159H259ZM38 159H39V158H38ZM51 159H52V158H51ZM51 159H49L48 162H49V163H50V162H54V163H55V161H53V159H52V160H51ZM106 159H107V160H106ZM125 159H126V160H125ZM154 159H155V158H154ZM154 159H153V160H154ZM229 159H230V160H229ZM244 159H243V160H244ZM32 160H33V159H32ZM34 160H37V159H34ZM34 160H33L32 162H34ZM56 160H57V159H56ZM85 160H81V159H79L78 161H80V164H83V163H81V162H87V161H85ZM91 160H93V161H92L91 163H89ZM94 160H96V161H94ZM99 160H100V161H99ZM116 160H117V161H122V160H124V162H125V163L123 162L124 165H125V164H127V165H125V166H124V165H120V162L118 163V162H116ZM135 160H137V162H136ZM143 160H142V161H143ZM191 160H193V161H191ZM211 160H212V159H211ZM235 160H236V161H235ZM255 160H254V161H255ZM261 160H263V161H261ZM42 161H43V162H42ZM42 161H40V159H39V162H42L41 164H44V163H45V162H44V159H43ZM98 161H99L100 163H97ZM129 161L131 162L130 165L128 164ZM134 161H135V163H134ZM195 161H196V160H195ZM195 161H194V162H195ZM197 161H198V160H197ZM197 161H196V162H197ZM199 161H198V162H199ZM241 161H242L244 164L241 163ZM260 161H261V162H260ZM35 162H36V161H35ZM39 162H38L37 164H38V165H41V164H39ZM94 162L96 163L95 165H94ZM114 162H115L116 164L118 163V165H117L118 167L112 165V163H114ZM145 162H146V158H145ZM157 162H158V161H157ZM213 162H214V161H213ZM224 162H225V161H224ZM224 162L222 161L221 163L224 164ZM262 162H263V163H262ZM49 163H48V164H49ZM77 163H78V162H77ZM102 163H103V164H102ZM132 163H133V164H132ZM138 163H139V162H138ZM141 163L144 164V161H143V162H140L139 164H141ZM155 163H156V162H155ZM216 163H215V164H216ZM221 163H220V164H221ZM261 163H262V166H261ZM31 164H32V163H31ZM88 164H87V166H88ZM116 164H115V165H116ZM121 164H122V162H121ZM139 164H137L138 167H139ZM143 164H141V166H142ZM145 164H146V163H145ZM153 164H154V163H153ZM158 164H159V163H158ZM215 164H214V165H215ZM236 164H235V165H236ZM33 165H34V164H33ZM44 165H45V164H44ZM93 165H94V167H93ZM100 165H101V166H100ZM102 165H104L105 167L102 166ZM107 165H108V167H109V165H110V166H111V170L114 169L115 172L117 173V174H116V173L114 172V170H112V172H111L110 170H108V171H110L111 173H109V175L107 174V175H105V176H107V178H109V181H111V182H108V179H107L105 176H103V177H102V176H98V174H102L101 171L105 170V168H106V169L108 168ZM128 165H129V166H128ZM132 165H133V166H132ZM146 165H149V164H146ZM154 165H157V163L154 164ZM174 165H175V164H174ZM174 165L171 166V168H172V167H176V166H174ZM202 165H203V164H202ZM206 165H205V166H206ZM235 165H233V166H235ZM237 165H236V166H237ZM246 165H247V164H246ZM46 166H47V164L45 165V167H46ZM51 166H52V165H51ZM85 166H86V165H85ZM89 166H90V165H89ZM89 166H88V167H89ZM119 166H122V167H125V168H122V167H119ZM185 166L187 167L188 164L182 166L183 169H182V168H181V169H182V170H184V169H188V168H186ZM195 166H194V167H195ZM209 166H210V167H211V166L214 167V168H213L214 170L211 168V170H213L214 172H215V170H217L216 172H218V170H221V172H218L219 175H220V173H222V175H223V174H224V175H223V176L220 175V176L218 177V179H217V178H216L217 176L215 175L216 172H215V174H214V172L211 171V172L215 175V176H213V175L210 173ZM259 166H260V168H259ZM37 167L40 169L41 166H37ZM37 167L35 166V169H36ZM48 167H49V166H48ZM48 167H46V168L48 169ZM55 167H56V169L58 168L57 166H55ZM113 167H114V168H113ZM138 167H137V168H138ZM153 167H154V166H153ZM169 167H170V165H169ZM184 167H185V168H184ZM192 167H193V166H192ZM42 168H43V165H42ZM42 168H41V169H42ZM85 168H87V167H85ZM91 168H90V170H91ZM102 168H104V169H102ZM116 168H118V169H116ZM130 168H132V169H131V170H132V173H131V174H130L131 170L128 171ZM171 168H168V169L170 170ZM204 168H205V167H204ZM206 168H207V167H206ZM206 168H205V169H206ZM252 168H253V169H252ZM35 169H34V170H35ZM59 169H60V168H59ZM120 169H122V170L120 171ZM189 169H188V170H189ZM194 169H195V171H194ZM228 169H229V170H228ZM32 170H33V169L31 168L30 171L32 172ZM36 170H37V169H36ZM36 170H35V171H36ZM85 170H86V169H85ZM174 170H175V168H174ZM174 170L172 169V171H174ZM206 170H207V169H206ZM227 170H228V171H227ZM238 170H239V171H238ZM243 170H246V169H243ZM37 171L39 172V170H37ZM37 171H36V172H37ZM59 171H60V170H59ZM106 171H107V170H106ZM119 171H120V172H119ZM125 171H126V172H125ZM175 171L178 172V171H181V170H180V168H179V169H176ZM175 171H174V172H175ZM192 171L189 172V173H191V175H192ZM237 171H238V173H237ZM247 171H246V172H247ZM262 171H263V172H262ZM40 172H41V171H40ZM91 172H92V171H91ZM93 172H92V173H93ZM122 172H123V173H122ZM169 172H170V171H169ZM181 172L183 173V171H181ZM226 172H227L228 174H227ZM260 172H261V173H260ZM62 173L66 174L65 172H61V176L63 175ZM104 173H105V171H104ZM126 173H127V174H126ZM172 173H173V172H172ZM187 173H188V172H187ZM187 173H186V170H185V173H183V174L186 175ZM189 173H188V174H189ZM22 174H23V173H22ZM22 174H21L20 176L17 174V175L19 176V181H20L21 179H23L22 177H24V176L26 175V174H25V175L23 174V176H22ZM28 174H29V173H28ZM30 174H31V173H30ZM33 174L36 175V173H35L34 171H33ZM37 174H38V173H37ZM110 174H111V176H110ZM112 174H113V175H112ZM123 174H124V176H123ZM195 174L198 175L197 172H196ZM239 174H240V175H239ZM245 174H249V177H250V178L252 177L251 179H253V180H256L255 178H259V179H257V180L255 181V184H254V185L257 184L255 187H252V186H253V183H254V181H252V186H250V187H252V189H250V188L248 187L249 190H247L248 188H247L246 185H248L249 183H251V179H250V181H249V183H248L246 180H247L249 177H246V178H245V176H244V178H243V176H242V175H245ZM250 174H251V175H250ZM262 174H263V175H262ZM103 175H104V174H103ZM191 175H190V177H191ZM211 175H212V176H211ZM233 175H234V176H233ZM235 175H236V176H235ZM28 176H29V175H28ZM36 176H37V177H34V179H35L36 181H34L33 178L29 180V181H31V182H30V186H29V185H28V186L26 185L25 187H23L24 185H23V186H22V185L20 186L19 184H16V185H17V188H18V186H19L20 189H25V190L27 189V192L29 191L28 189H29L30 187H33V188H34V187H35V188L37 187V188L35 189V193L33 192V191H34V189H33V190L31 191V192H33V194H32L31 192H30L31 194H29V197L31 198V202H32L31 205H33V206H31L32 208H31V207L28 208L29 210L27 211V214H26V216L24 217V218L27 217V219H29V220L26 221L27 219H22V216H24V215L21 216V220H20V219H19V218H20L19 215H21V214H19L18 212H15V213L12 212V214L10 213V215H9V216H11V217H9L10 222H7V223H9V224H7V225L10 226L11 228H12V226H13V227H14V226H19L20 223H21V226H19L18 229H19V231H23V234H24V233H25V234L27 233L26 235L24 234V235L27 236V237L30 236V235H32V236L34 235V234H31V233H35V235H36L37 233L40 234V232H38V231H40L39 228H41V233H42V231L44 232V230H47V232L49 231L50 227L48 226V223L46 224L47 227L44 226V224H45V222H48V221H49V225H50L51 222H50V220L47 219L48 221H46V219L44 220L43 218H44V216H45V218H46L47 216H48L47 218H49L50 215H51V217H50V218H51V221H53L52 218H54V215H55V217L57 218V215H58V214H55L54 212H56L55 210H57V207H60V206H59V205L56 206V201H57V203H58L59 200L61 201V199L63 198V197H62L61 199L59 198V200H58V198H57V200L55 199L56 197L60 196V195H58V193H60V192H59V186H58V189L56 188V186H57L56 184L59 183L58 185H60V180H59L56 184L54 183V184H55L54 187H53L54 184L52 185V188H53V190H52V189H49V187L51 186L50 183L52 184V181H51V182L48 181L49 178H47V179H48V180H47L45 176H41V177H40L41 179H40V178H38V176H40L39 174L36 175ZM91 176H92V174H91ZM119 176H120V177H119ZM192 176H193V178H194V176H195L194 173H193ZM246 176H247V175H246ZM257 176H258V177H257ZM262 176H263V177H262ZM65 177H66V175H64L63 178H60V179H62V181H61V186H63V187L60 186V188H61V192H62V190H64V189L68 186V185H66V184H68L66 180H65L66 183H63V179H64ZM67 177H68V176H67ZM97 177H98L99 179L102 178V180L100 181L99 179H97ZM104 177H105V178H104ZM183 177H184V178L186 177L187 180L189 179V178L187 177V175H186V176H183ZM213 177L216 178V179H214ZM234 177L236 178V180H235ZM20 178H21V179H20ZM25 178H26V176L24 177V180H21L20 184H24V182H26V184H27V183L29 184V182L25 181ZM43 178H44V179H43ZM93 178H92V179H93ZM135 178H136V177H135ZM135 178H134V179H135ZM195 178H197V176H196ZM199 178H197V183H198V179H199ZM242 178H243V179H242ZM42 179H43V181H40V180H42ZM66 179H67V178H66ZM89 179H90V178H89ZM95 179H96V180H95ZM123 179H124V178H123ZM191 179H192V178L189 179V183L191 182ZM202 179H201L199 182H201ZM206 179H208V181H209V177H207ZM206 179H205L204 182H207ZM241 179H242V180H241ZM244 179H245V181H244ZM32 180H33L34 182H36L37 184H36V183H33ZM37 180H38V182H37ZM44 180H45L46 182H44ZM170 180H171V179H169V181H170ZM215 180H216V181H215ZM225 180H227V179H224V181H225ZM239 180H240V181H239ZM262 180H263V181H262ZM22 181H23V182H22ZM102 181H104V183H102ZM133 181H136V180H133ZM169 181H168V182H169ZM171 181H172V180H171ZM171 181H170V182H171ZM194 181H195V180H194ZM218 181H217V182H218ZM224 181H223V182H224ZM230 181H228V182H230ZM243 181L245 182V184H244ZM39 182H40V183H39ZM48 182H49V183H48ZM81 182H82V181H81ZM91 182H92V184H90ZM114 182H115V181H114ZM174 182H175V181H174ZM174 182H173V183H174ZM192 182H193V181H192ZM192 182H191V183H192ZM195 182H196V181H195ZM202 182H203V181H202ZM217 182H216V184H218L217 186H219L220 183L223 185V182H220V183H219V182L217 183ZM225 182H226V181H225ZM225 182H224V184H225L224 186H226V184H227V185H228V184H231V183H227V182L225 183ZM257 182H258V183H257ZM44 183H45V184H44ZM94 183H95V184H94ZM108 183H109V184H108ZM123 183H124V182H123ZM133 183H134V184H133ZM173 183H172V182L169 183L170 188H171V186L173 185ZM197 183L191 184L190 186H191V187H192V185L195 186V184H197ZM207 183H209V182H207ZM239 183H240V184H239ZM241 183H242V184H241ZM32 184H33V186H32ZM43 184H44V185H43ZM46 184H48V185H46ZM63 184H65L66 187H65V185H63ZM105 184H106V185H105ZM113 184H114V183H113ZM129 184H130V185H129ZM131 184L133 185V187H132ZM136 184H137V183H136ZM149 184H150V183H149ZM171 184H172V185H171ZM205 184H206V183H202V185H205ZM16 185H15V186H16ZM35 185H36V186H35ZM37 185H38V186H37ZM102 185H103V186H102ZM108 185H109L110 187H108ZM198 185H199V183H198ZM244 185H245L246 187H244ZM101 186H102V188H101ZM126 186H127L129 189H128ZM144 186H145V185H144ZM150 186H151V185H150ZM194 186L192 187V190H195V189H196V191H194V193L197 192V193H195V195H197V194H198V191H199V194H200L199 196H202V193L205 192V191H203L204 188L202 189V187L200 186V187H201V190H200V189H199L200 187L196 185L197 187H199V188H198V191H197V187L195 186L196 188L194 189ZM220 186H221V185H220ZM224 186H221V187H224ZM230 186H231V185H230ZM248 186H249V185H248ZM257 186H258L259 188H258ZM260 186H261V187H260ZM27 187H28V188H27ZM64 187H65V188H64ZM112 187H113L114 189H112ZM120 187H121V188H120ZM124 187H125V188H124ZM148 187H149V186H148ZM173 187H174V186H172L171 189H174ZM175 187H177V184L175 185ZM19 188H18V189H19ZM38 188H40V189H38ZM50 188H51V187H50ZM54 188H55V189H54ZM63 188H64V189H63ZM67 188H69V186H68ZM88 188H89V189H88ZM96 188H97V189H96ZM108 188H109V189H108ZM133 188H134V189H133ZM149 188H150V187H149ZM219 188H220V187H219ZM31 189H32V188H31ZM48 189H49L51 192H50ZM56 189H57L58 191H56ZM80 189H81V190H80ZM90 189H91V190H90ZM99 189H100V190H99ZM102 189H103V190H102ZM127 189H128V190H127ZM135 189H137V190H135ZM139 189H140L142 192H141ZM147 189H148V188H147ZM239 189H240V190H239ZM243 189H246V190L244 191ZM36 190H39V191H41V192L38 191L39 193H37ZM47 190H48V191H47ZM54 190H55L56 192H55ZM113 190H114V191H113ZM115 190H116L117 194L119 193L118 196H117ZM125 190H126V191H125ZM131 190H132V191H131ZM151 190H152V188H151ZM204 190H205V189H204ZM219 190H221V189H219ZM228 190H232V191L229 192ZM259 190H260V191H259ZM14 191H15V190H14ZM52 191H53V193H55V194H53ZM64 191H65V190H64ZM64 191H63V192H64ZM96 191H97V192H96ZM100 191H101V192H100ZM109 191H110V192H109ZM111 191H112V193H111ZM129 191H130V192H129ZM145 191H146L147 193H146ZM172 191H173V190H172ZM200 191H201V192H200ZM202 191H203V192H202ZM12 192H13V191H12ZM27 192L25 191V193H27ZM70 192H71V191H70ZM84 192H85V194H84ZM86 192H87L88 194H87ZM91 192H93V193H91ZM99 192H100L101 194H100ZM135 192H136V193H135ZM140 192H141V193H140ZM144 192H145V193H144ZM237 192H238L239 194H237ZM241 192H242V193H241ZM249 192H250V194H249ZM28 193H29V192H28ZM95 193H96V194H95ZM129 193H130V194H129ZM131 193H132V196H130ZM137 193H138L139 195L141 194V195L143 196V199H145V200H143V199L141 198L142 201H143L142 203L140 202L141 199H138V198H140V196L137 195ZM151 193H153V192L150 191L149 194H151ZM256 193H257V194H256ZM263 193H264V190H263ZM34 194H35V196H37L36 194H40V197L37 196V197H36L37 199H34L37 203H36L35 201L33 202V197H31V196H33ZM43 194H44V195H43ZM82 194H79V195H82ZM93 194H94V195H93ZM104 194H105V195H104ZM110 194H111L112 196H109ZM135 194H136V195H135ZM171 194H172V193H171ZM187 194L190 195L189 193H186L185 195L187 196ZM191 194H192V193H191ZM205 194H206V193H205ZM205 194H203V195H204V202H203V197L201 198V197H199V196L197 195V197L199 198L198 200H200V202H201L200 205H202L203 203L207 204V202L210 200V196H209V194H208V197L205 196ZM242 194H243V195H242ZM24 195H25V194H24ZM24 195H23V196H24ZM27 195H28V194H27ZM41 195H42V196H41ZM45 195H46V196H45ZM54 195H56V196H54ZM79 195H78V196H79ZM96 195H97V196H96ZM100 195H101V196H100ZM102 195H103V196H102ZM114 195H115V196H114ZM128 195H129V196H128ZM151 195H152V194H151ZM151 195H150V196H151ZM195 195H194V196H195ZM206 195H207V194H206ZM222 195H224V194H222ZM227 195H226V196H227ZM239 195H240V197H237V196H239ZM245 195H246V196H245ZM247 195H248L249 198L247 197ZM254 195H255V196H254ZM43 196H44V197H43ZM52 196H53V198H54L56 201H55L54 199H53V201H49L50 204L52 205V206L50 205V206H51V207H50L49 205L47 206V204L49 203V202H47V201H48L49 199L52 200V198H51ZM62 196H64V195H62ZM65 196H66V195H65ZM78 196H77V197H78ZM105 196H106V197H105ZM113 196H114V197H113ZM142 196H141V197H142ZM171 196H174V194L171 195ZM190 196L193 197V194L190 195ZM220 196H221V194H220ZM220 196H219V197H220ZM224 196H225V195H224ZM226 196H225V197H226ZM228 196H227V197H228ZM253 196H254V197H253ZM26 197H27V198H26ZM29 197L25 195V199H26V200H27ZM45 197H46L47 199H48V198H49V199L47 200ZM67 197H68V196H67ZM69 197H71V196H69ZM97 197H98V198H97ZM101 197H102V198L104 197V198H103L102 200L100 199V201H99L98 199L101 198ZM107 197H108V198H107ZM111 197H113V198L111 199ZM192 197H190V198H192ZM205 197H206V198H209L208 201H207V199H206ZM227 197L225 198V199H227L226 202L229 201V198H227ZM236 197H237V198H236ZM244 197H245V199H244ZM251 197H252V198H251ZM263 197H261V198H262V201H263ZM30 198H29V199H30ZM34 198H35V197H34ZM39 198H41V199H39ZM73 198H74V197H73ZM96 198H97V199H96ZM106 198H107V199H106ZM123 198H124V199H123ZM128 198H129L130 201L128 200ZM132 198H133V199H132ZM172 198H173V197H171V199H172ZM188 198H189V197H187V199H188ZM190 198H189V199H190ZM194 198L197 199L196 197H194ZM221 198L224 199V197H220V200H219V201L222 203V202L225 201V200L222 201ZM238 198H239V200H238ZM241 198H242V199H241ZM246 198H247V199H246ZM29 199L27 200L28 202H30ZM66 199H67V201H68L69 204L66 203V202H67ZM104 199H105V200H104ZM134 199H135V201H137V204H136V202L134 201ZM192 199H193V198H192ZM201 199H202V200H201ZM205 199H206V202H205ZM235 199H236V200H235ZM254 199H253V200H254ZM259 199H260V198H259ZM39 200H41L42 202L39 201ZM77 200H79V201H77ZM173 200H174V198H173ZM193 200H194V199H193ZM198 200H197V202L200 203ZM241 200H242L243 202H242ZM245 200H246V201H245ZM257 200H258V199H257ZM257 200H256V201H257ZM38 201L41 202V205H43V206L46 205V207H44V208H46L47 210L44 209V208L42 209L41 207H43V206H40V209H42L43 213H42V211L39 209V205H40V203H39ZM45 201H46V202H45ZM69 201H70V202H69ZM80 201H81V202H80ZM90 201H91V200H90ZM98 201H99V202H98ZM101 201H103V202H101ZM170 201H171V200H170ZM188 201H190V200H188ZM244 201H245L246 203H245ZM44 202H45V203H44ZM51 202H53L54 204H52ZM88 202H89V201H88ZM94 202H96L97 205H95ZM113 202H112V203H113ZM129 202H130V203H129ZM131 202H134L135 204L133 205ZM146 202H149L150 204L147 206ZM194 202H195V204L197 203L196 200H194L193 202H192V200H191L192 207H193ZM226 202H225V206H227V205H226ZM239 202H240L241 204H240ZM33 203H35V204H33ZM73 203H75V204H73ZM83 203H85V204H83ZM90 203H91V202H90ZM90 203H89V204H90ZM101 203L105 204V206H106V209H105V210H104L105 206H104L103 204H101ZM143 203H144V204H143ZM171 203H172V201H171ZM189 203H190V202H189ZM208 203H211V204H208V205L211 206V207H213V206H212V201H211V202H208ZM223 203H224V202H223ZM228 203H229V202H228ZM257 203H258V201L255 202L254 205H256ZM261 203L264 205V203L261 202V200H260V203H258V204H261ZM29 204H30V203H29ZM62 204H61V205H62ZM70 204H71V205H70ZM72 204H73V206H72ZM98 204H99V206H98ZM106 204H107V205L109 204V205L107 206ZM120 204H122V206H120ZM128 204H130V205H128ZM142 204H143L144 206H142ZM145 204H146V206H145ZM177 204H178V203H177ZM195 204H194V205H195ZM205 204H203L202 206H203V208H204V206H205V208H206V212H205V213H207V210H208L207 207H208V206H206ZM238 204H239V205H238ZM258 204H257V205H258ZM53 205H54V206H53ZM75 205H77V206H75ZM113 205H114V204H113ZM125 205H127L128 207L125 206ZM131 205H132V206H131ZM138 205H140L141 207L138 206ZM221 205H222V204H220V206L218 205V206H215V207H216V208L218 207V210H221V211H222V210H223L222 208L219 209L220 207L223 206V205H222V206H221ZM236 205H237V206H236ZM254 205H249V206H252L251 208H250L249 206H246V208H247V207L250 208V209L248 208L249 211H250L251 209L253 210V211H252L253 213L251 212L252 215L249 214V212H247V209H246V208H245L246 211H245V210L242 211L241 209H240L239 211H237V210L235 209L237 212H241V211H242L241 213H239V214H242V213H243V214L241 215L242 217H240V215L237 216L238 213L234 210V207H233L232 210L230 209V211H229V209H225V207L223 206V207H224V212H223V211H222V212L225 213V215H228V212H229V214H230V212H232L231 214H232V216H234V215H235V213L233 212V210H234V211L237 213V214L235 215V216L238 217L237 219L242 218V219L244 220L243 215H244L245 213H247V214H245V215H246V216H249L248 219H247L246 216L244 215L245 220H244V222H242L243 220H240V221H241L240 223L236 221V220H237L236 217H235L234 219H227V217H228L229 215H228L227 217H226L225 215H223L224 218L221 217L220 215H221L222 212H220V214L217 212L219 215H218L217 213H216V215H215V214H211L212 212L210 213V215H207V214H205V215H206V219H207L208 216L210 217L211 215H213V218H214V219H215L214 215H215L216 217H217V215L221 217V218L219 217L220 220H219V219L216 220L217 222L214 221V220H212L213 218L211 217L212 219H211V218H210V219H211L213 222L210 221L209 223H211L212 225H213L214 222L218 223V224H217V227H216V223H214V225H213V226L211 225V226H212V229H214V230L217 229L218 233L215 232L216 234H219V235H220L221 233L224 234V235L221 234V235L223 236L222 239H223V238H225V239H226V238H227V239L229 238V239H231L232 241H237V239H238L239 242H238V243L236 242L237 245H238L239 243H241L240 240H242L243 235H246V236H247V235H248L247 233H249L250 236H251V235H255V236H257L256 234H259V235L257 236V238H259V237L261 236L260 238L263 239V240H259L260 238H259V239H255L254 236H253V237L251 236L252 238H251V237H250V238L252 239V243H253V242H256V243L259 244L260 241H261V242L264 244V242H263V241H264V235H263V234H264V230H263V229H264V227H263V226H264V218H263V217H264V206L259 205V206H260V207H259V206L256 205V206H255L256 208H254ZM35 206H36V207L38 206V209H39V210H37V208H36ZM55 206H56V207H55ZM63 206H62V207H63ZM118 206H120V207H118ZM129 206H131V207L129 208ZM189 206H190V205H189ZM202 206H200V208H202ZM231 206H230V207H231ZM243 206H244V207H243ZM48 207H50V208H48ZM54 207H55L56 209H55V210H54V209L52 210V208H54ZM67 207H69V208H67ZM81 207H82V208H81ZM83 207H84V209H83ZM110 207H111V206H110ZM117 207H118V209H119L120 211H119V210H117V211L115 210V209H117ZM134 207H135V208H134ZM136 207H137V209L139 208L138 211L136 210ZM145 207H146V209H143V208H145ZM192 207H191V208H192ZM230 207H226V208H230ZM238 207H239V208H238ZM257 207H259V208H257ZM33 208H34L35 211L33 210ZM35 208H36V209H35ZM191 208H189V209H191ZM196 208H197V209H196ZM205 208H204L203 210H205ZM213 208H214V207H213ZM231 208H232V207H231ZM253 208H254V209H253ZM31 209H32V210H31ZM50 209H51L52 211H51V213L48 214V212H50V211H49ZM58 209H59V208H58ZM81 209H82V210H81ZM109 209H111V208H109ZM121 209H122V211H121ZM124 209L126 210V212H125ZM129 209H131V210H133V211L130 212ZM141 209H142V211H141ZM170 209H171V207H170ZM173 209H174V208L172 207V211H173ZM210 209H212V208H210ZM256 209H257V210H256ZM36 210H37L38 212H36ZM67 210H68V211H67ZM127 210L129 211V213H128ZM196 210H197V212H196ZM214 210H215V211H213V213H215V212L217 211L216 209H214ZM225 210H226L227 212H226ZM255 210H256V211H255ZM259 210H260V211H259ZM29 211H30V213H29ZM32 211L34 212V214H33ZM53 211H54V212H53ZM81 211H82V212H81ZM115 211H116L117 213H116ZM118 211H119V212H118ZM134 211H136V212H135V214L133 213V215H134V217H133L132 212H134ZM192 211H193V210H192ZM192 211H191V212H192ZM200 211H202V209H201ZM209 211H210V210H209ZM209 211H208V214H209ZM211 211H212V210H211ZM254 211H255V212H254ZM31 212H32V215H31ZM52 212H53V213H52ZM66 212H65V213H66ZM86 212H89V211L87 210ZM105 212H102V214L104 213V216H103L102 218L105 217ZM124 212H125V213H124ZM143 212H142V214H144ZM189 212H190V210H189ZM191 212H190V214H191ZM193 212H194V211H193ZM193 212H192V213H193ZM195 212H196V213L199 212V208L197 207V205H195ZM195 212H194V213H195ZM202 212H203V211H202ZM36 213H37V214L40 213V214H44V215H43V216H42V215H37ZM45 213H47V214H46L47 216L45 215ZM60 213H61V212H60ZM65 213L62 212L61 214L64 215ZM80 213H79V215H80ZM90 213H91V212H90ZM90 213H88V214H90ZM99 213H100V211H99ZM108 213H109V212H108ZM112 213H113V214H112ZM194 213L192 214V215H193L192 217H194V216L197 215L196 213H195L196 215H194ZM199 213H200V212H199ZM199 213H198V214H199ZM226 213H227V214H226ZM14 214H15V215H14ZM18 214H19V215H18ZM28 214H30V216L32 217V219L30 218V216L28 217ZM53 214H54V215H53ZM76 214H77V213H76ZM88 214H84L83 217H82V214L79 216L81 219H80L78 222H80V223H81L82 221H84V222H82V223L79 225L80 227L78 228V230H79V229H80V230L82 229V232H83V234L85 235L84 238H86V236H88V235L90 236L91 234H92V236H90V237L92 238L93 235H94V233H95V235H94V237L92 238V240H94V238L96 239L95 241H98V240H99L100 243L96 242V243H97V246H98V244H99V247H103V246L105 245L104 247H105L106 249L103 247V248L105 249V250H103V248L101 249V248L98 247V249L96 250L97 247H95V245H96L95 242H94V246H93V245H90L91 243L93 244V241L90 240V239H91L90 237H87V238H89V240L86 238V239H87V242H86V245H85L86 247L83 246V245H84V244H83V243H84V239L82 240V239L80 238V239H81V242H83V243H81V245H82V244H83V245L81 246L80 243H79V246L82 247V248L79 247L80 249L78 248V250L81 251L82 253H81V252H77V253H78V254L80 253L79 255L82 254L81 256H83L84 254L86 255V256L84 255L85 257H84V256L82 257V260H83V261H82V264H85V262H87L88 260H89V261L87 262V264H88L89 262H90L89 264H93V261H94L95 259L93 260L92 258H94L95 256H96L97 258H99V255L101 254L100 251H102V254H103L104 256L108 257V259L105 258V257H103V255L101 254L102 256L100 255V257H103V258H104V259H102L103 261H101V263H102V264H103V263H106V264L108 263V264H110V263H111L110 261H111L112 259L114 260V258H113L114 255H116V254H114L113 257H112L111 254H113V252H114V253H117V250H114V247H113V250H114V251L112 250V246H111L112 244H111L110 240H108V238H107V240H108L110 243H109L108 241H105V239H103L104 242L102 243V240H100V238L102 239V236H103V232L101 233L102 230H97V231L100 232V234H99L98 232H97V234H96V230H95V229H97V228H96L95 226L97 225L98 229H100L101 227L99 228V225L93 223V221H94V222H95L96 220L98 221V218H96V217H99V216H95V217H94L95 214H93V215H91V216L88 215ZM91 214H92V213H91ZM145 214H146L148 217L151 215V213H148L149 215H148L147 213H145ZM145 214H144V215H145ZM190 214H189V215H190ZM233 214H234V215H233ZM12 215H13V216H12ZM16 215H18V216H16ZM34 215H37V217L34 216ZM85 215H88V216L86 217ZM126 215H125V216H126ZM146 215H145V217H147ZM170 215H171V214H170ZM201 215L204 216V213H203V214L201 213ZM250 215H251V216H250ZM38 216L40 217V219H39ZM41 216H42V217H41ZM89 216H90V217H89ZM107 216H106V217H107ZM140 216H141V215H139L137 218H139ZM230 216H231V215H230ZM232 216H231V218H233ZM12 217H13V218H12ZM17 217H18V218H17ZM35 217H36V218H35ZM59 217H60V215H59ZM85 217H86L87 219H86ZM88 217H89V218H88ZM106 217H105L104 221H106V219H108V218H106ZM111 217H109V218H111ZM152 217L155 218V217H154V214L151 215V217L148 218V219L151 220L152 223H153V220H154V219H153ZM171 217H173V216H171ZM189 217H190V218H189ZM200 217H202V216H200V215L198 216V215H197V217H194V218L197 219V218H200ZM204 217H205V216H204ZM204 217H202V219H203ZM225 217H226V218H225ZM16 218H17V220H16ZM33 218H34V219H33ZM37 218H38V219H37ZM50 218H49V219H50ZM112 218H113V217H112ZM140 218H141V219L143 218V220H144L143 223H144L145 225H143L142 220H141V223H142V224H140V226H137V228L135 227V228H134L135 230H133V231L131 230L132 234H133L134 231H135V233H137V234L134 233V234H133L134 236H132L131 238H128V240H130V239L132 240V238H133V240H134V238H136V239L134 240L135 244L139 242V240H140V238H141V232L143 233L146 229H148L149 227L151 228V226H153V225L155 224V223L151 224L150 221H148V223H150L151 225H150V224H146V223H145V220H148V219H147V218L144 219L143 216H141ZM151 218H152L153 220H152ZM187 218L190 219V223H192V222L195 221L194 218L192 219V220H194V221H191V216H188ZM222 218H223V219H222ZM228 218H229V217H228ZM9 219H8V220H9ZM14 219L16 220V222L18 221V224H19V225H17V223H16V224L14 223V222H15ZM85 219H86V220H85ZM90 219H91V220H90ZM99 219H100V218H99ZM206 219H203L202 222H205ZM235 219H236V220H235ZM41 220H42V221H41ZM62 220H64V219H61L60 222H61ZM100 220H101V219H100ZM155 220H156V218H155ZM169 220H171V219H169ZM185 220H186V219H185ZM218 220H219V221H218ZM224 220H225V221H224ZM226 220H227L228 222L231 221V220H233V221L235 220L236 222H234V224H235V223H237V224L239 223V225H238V226H235V225H234V226H233V229H230V231H229V228H228L229 226H228V224H231L232 221H231L230 223H228V222H226ZM19 221H20V222H19ZM33 221H34V222H33ZM44 221H45V222H44ZM88 221H89V222H88ZM97 221H96V223L100 222V221H98V222H97ZM197 221H198V222H199V221L201 222V218H200V220H197ZM208 221H209V220H208ZM238 221H239V220H238ZM246 221H248V222H246ZM11 222H12V223H11ZM23 222H24V224H23ZM25 222H26V223H25ZM30 222L32 223L33 226L31 225ZM40 222H41V223H40ZM58 222H59V221H58ZM60 222L58 223L59 225H60ZM65 222H66V221H65ZM78 222H77V224H76V227H77V225H78ZM91 222H92V223H91ZM146 222H147V221H146ZM154 222H155V221H154ZM195 222H196V221H195ZM202 222H201V224L203 225L204 223H202ZM252 222H253V223H252ZM10 223H11V224H10ZM42 223H44L42 226L39 225V224H42ZM61 223H64V222H61ZM83 223H84V224H83ZM85 223H86V224H85ZM87 223H88V224H87ZM90 223H91V225L93 224V225H95V226H93V225L91 226ZM101 223H103V221H102ZM104 223H105V222H104ZM107 223H108V222H107ZM107 223H106V224H107ZM119 223H120V224H124V221H123V222H120V221H119ZM119 223L116 224V225H119V226H120ZM190 223H188V224H189V227L191 226ZM243 223H244V224H247V225L244 226ZM12 224H13V225H12ZM27 224H28V226H27ZM64 224H65V223H64ZM106 224H105V225H106ZM108 224H109V223H108ZM108 224H107L106 226H109ZM174 224H176V223H174ZM174 224H171V225L173 226ZM177 224H178V223H177ZM192 224H193V223H192ZM197 224H199V223H197ZM201 224H200V225H201ZM206 224H208L207 221H206ZM206 224H205V226H206ZM237 224H236V225H237ZM241 224H243V225H241ZM252 224H253V225H252ZM256 224H257V225H256ZM30 225H31V226H30ZM38 225H39V227H37ZM171 225H170L169 227H171ZM193 225L196 226L195 223H194ZM226 225H227L228 227H227ZM29 226H30V227H29ZM34 226H36V227H34ZM43 226L45 227L44 230H43V228H44ZM83 226H84L85 228H84ZM119 226H118V227H119ZM122 226H123V225H122ZM146 226H147V227H146ZM176 226H177V225H175V226H173V227H176ZM178 226H180V225H178ZM194 226H192L193 228L190 227V228H192L191 231H193ZM205 226H204V227H205ZM243 226H244V227H243ZM246 226H247V228H248V226H250V229L248 228V230H247ZM254 226H255V227H254ZM22 227H23L24 229H23ZM27 227H28V228H27ZM48 227H49V229H47ZM82 227H83V228H82ZM88 227H90V228L88 229ZM91 227L94 228V229H92ZM120 227H121V226H120ZM120 227H119V229H120ZM123 227H124V226H123ZM139 227H140V229H139V231H138V228H139ZM142 227H143V228H142ZM169 227H168V228H169ZM173 227H171L170 229H172ZM201 227L203 228V226H201ZM206 227H208L207 229L209 230V228H210V224L207 225ZM213 227H214V228H213ZM215 227H216V228H215ZM224 227H225V228H224ZM230 227H232V224L230 225ZM234 227H236V228H234ZM241 227H242V228H241ZM14 228H15V227H14ZM29 228H30V229H29ZM32 228H33V229H34V228H35V229L37 228V229H36V231H35V229L33 230ZM61 228H63V227H61ZM86 228H87V229H86ZM144 228H145V230H144ZM180 228H181V227H180ZM196 228H197V227H196ZM196 228H195V229H196ZM237 228H238V229H237ZM244 228H246V229L243 230ZM253 228H254V230H255L256 232L253 231ZM15 229H17V227H16ZM27 229H28L29 232L27 231ZM90 229H91V230H90ZM121 229H123V228H121ZM151 229H152V228H151ZM170 229H168V230H170ZM175 229H179V227H178V228H175ZM195 229H194V232L197 230V229H196V230H195ZM212 229H210L211 232H214V230H212ZM226 229H227L228 231H227ZM235 229H237V231H236ZM240 229H241V230H240ZM51 230H52V229H51ZM55 230H56V229H55ZM83 230H84V231H83ZM126 230H127V229H126ZM136 230H137V232H136ZM140 230H141V231H140ZM142 230H143V231H142ZM180 230L183 231L184 228L179 229V232L182 233V231H180ZM208 230H206L207 232H206V231H205V232H206V233H210V234L212 235V233H211V232H208ZM219 230H220V231H219ZM223 230H224V231H223ZM246 230H247V231H246ZM259 230H260V231H259ZM17 231H18V230H17ZM25 231H26V232H25ZM30 231H31V232H30ZM52 231H54V230H52ZM52 231H51V232H52ZM91 231H92V232H91ZM127 231H128V230H127ZM127 231H126V232H127ZM129 231H130V230H129ZM197 231H198V230H197ZM197 231H196V232H197ZM202 231H203V229H202ZM242 231L245 232V233H243V234L240 233V234H242V235H241L242 237L240 236L241 238L239 239V235H240V234H238V232H242ZM257 231L260 232V233H258ZM262 231H263V233H262ZM82 232H81V233H82ZM84 232H86V234H85ZM106 232H107V230H106ZM131 232H130V233H131ZM139 232H140V234H139ZM177 232H178V230H177ZM179 232H178L177 234H179ZM184 232H185V231H184ZM194 232H190V230H189V233H187V234L183 233V234H185V235H189V236H190V235H191L192 233H194ZM203 232H204V231H203ZM220 232H221V233H220ZM251 232H252L253 234H252ZM57 233H58V231H57ZM57 233H56V231H55V234H57ZM90 233H91V234H90ZM130 233H129V234H130ZM181 233H180V234H181ZM231 233H232V234H231ZM101 234H102V235H101ZM107 234H108V232H107ZM110 234H111V233L109 232V235H110ZM183 234H181V236H182ZM196 234H197V233H196ZM210 234H209V235L206 234L208 237H207V239L203 242L204 244H206V243H205L206 241L208 242V238H209ZM226 234H228L229 236L226 235ZM236 234H238V236H236ZM98 235H101V236H98ZM192 235H193V234H192ZM194 235H195V233H194ZM214 235H215V234H214ZM225 235H226V236H225ZM232 235H233L234 237H232ZM38 236H39V235H38ZM41 236H42V235H41ZM41 236H40V237H37V236H36V237H37V239H38V238H40V239H41V238H46L45 236H43V237H41ZM53 236H55V235H53ZM136 236H137V237H136ZM142 236H143V235H142ZM212 236H213V235H212ZM216 236H217V235H216ZM216 236H215V237H216ZM96 237H98V238H96ZM116 237H117V236H116ZM177 237H178V236H177ZM179 237H180V235H179ZM183 237H184V236H183ZM183 237H182V238H183ZM185 237H186V236H185ZM231 237H232V238H231ZM247 237H249V236H247ZM247 237H246V238H247ZM262 237H263V238H262ZM117 238H118V237H117ZM180 238H181V237H180ZM180 238H178L177 240H178V242L181 241V242H179V243H182L183 240H182V239L179 240ZM212 238H213V237H212ZM212 238H211V240L209 239L211 242H212V240H214L212 243H214L215 240H216L217 244L220 243V245H222V243H221V242H218V239H216L217 237H216L215 239H212ZM218 238H221V236L218 237ZM244 238H245V236H244ZM244 238H243V239H244ZM246 238H245V239H246ZM250 238H248V240L246 239V242H245L244 240H242V247L245 248V247L248 246V244H250V242H251V241H250V240H251ZM253 238H254V239H253ZM40 239H39V240H40ZM86 239H85V241H86ZM97 239H98V240H97ZM118 239H121V238L119 237ZM118 239H117V240H118ZM123 239H124V238H123ZM125 239H126V238H125ZM125 239H124V240H125ZM183 239H185V238H183ZM229 239H228V240H229ZM235 239H236V240H235ZM121 240H122V239H121ZM231 240H230V241H231ZM255 240H256V241H255ZM42 241H43V240H42ZM88 241H91L90 244L88 243ZM118 241H119V240H118ZM137 241H138V242H137ZM141 241H142V240H141ZM184 241H185V240H184ZM219 241H220V240H219ZM222 241H223V243H225L226 240L224 241V239H223ZM243 241H244V242H243ZM247 241H248V243H247ZM249 241H250V242H249ZM257 241H259V242H257ZM121 242H122V241H121ZM127 242H128V241H127ZM216 242H215V243H216ZM228 242H229V241H228ZM107 243H109V244H111V245H109V244H107ZM122 243H123V245H124V248L127 247V246H126L127 244L129 245L127 249L125 248L127 251L133 247V244L131 245L130 243H127V244L125 245V244H124L125 241L122 242ZM209 243H210V242H208V244H209ZM232 243H233V242H232ZM232 243H231L230 246H234V245H236L235 242H234V244H232ZM244 243H245V244H244ZM252 243H251V244H252ZM262 243H261V244H262ZM15 244H17L16 241H15ZM15 244H14V245H15ZM88 244H89V245H88ZM101 244H102L103 246H100ZM135 244H134V245H135ZM138 244H140V242H139ZM138 244H136V245L138 246ZM204 244H203V245H204ZM208 244H206L205 246H207ZM217 244H216V245H217ZM225 244H228L227 241H226ZM225 244H224V245H225ZM229 244H230V242H229ZM258 244H257V245H258ZM261 244H259V246H261ZM87 245H88V246H87ZM130 245H131V246H130ZM136 245H135V246H136ZM142 245L144 246V243H142ZM145 245H146V244H145ZM197 245H198V244H196L195 247H196ZM224 245H222V246H224ZM237 245H236V246H237ZM245 245H246V246H245ZM254 245H256V244H255V243L253 244V247H254L253 250H254V251H255V247H256V249H259V248H260L261 251H262V249H263V252H260V251H259L262 255L259 254V253L257 254V255H259L258 258H260V255H261V259H263V258H264V257H263V255H264V254H263V253H264V248H262V247L257 248V245H256V246H254ZM15 246H16V245H15ZM65 246H66V245H65ZM91 246H92V247H91ZM109 246L111 247V249H110ZM139 246H140V245H139ZM139 246L137 247V248H138V250H136L137 252H136V251H133L132 249H131V250H132L133 252H136V254L134 253V255H132V256L137 257L136 259H134V262H136V260H137V262H138V259L140 258L141 261L139 260L140 262H138L137 264H139V263L142 264L143 262L146 261V259H148L147 256H145V254H146V252H147V249H144L143 246H141L140 249H139ZM183 246H184V243H183ZM183 246H182V247H183ZM211 246H215V245L212 244ZM217 246H218V245H217ZM222 246H219L220 249H221ZM228 246H229V245H228ZM230 246H229V247H230ZM236 246H234V247H235V249H234V253L230 252V251H233V250H231V247H230V248L227 247V248L230 249V251H229V249L227 250L226 246L224 247V249L227 250V251H229V252L222 251L223 248L221 249V251H222L223 253H226V254L228 253V254H227V257H228V256H229V257L232 256V258H234L233 256H235V257L237 256V257H238L239 254H240V253L242 254V251L244 252L246 248H245L244 250L238 252L239 254H237V250H236V249H238V247L240 246V244H239V246H237V247H236ZM249 246H250V245H249ZM251 246H252V245H251ZM251 246L248 247V248H249L248 251H247V249H246V252H249V250H250V255H249V253H247V255H245L246 252H244L245 254H242V256L240 255V257H242V258H243V256H245V260H246V262L244 261V259H243V260L240 259V257H239V259L243 261V264H244V262H245V263H248V264H249V263H250V264H251V263H252V264H254V263H258V264L263 263V262H264V261H263L264 259H263L262 261H261L260 259H257L258 262H254V263H253V262H249V259H250V261H251V257H252L251 254H253L252 252H254V251H252V249H250V248H253V247H251ZM262 246H263V245H262ZM67 247L70 248V247L67 245V246H66V249H67ZM87 247H89V248H87ZM90 247H91V248H90ZM108 247H109V248H108ZM129 247H131V248H129ZM144 247H145V246H144ZM195 247H194V248H195ZM199 247H200V246H199ZM208 247H210V244L208 245ZM208 247H207V248H208ZM219 247H218V248H219ZM240 247H241V246H240ZM29 248H30L31 250H30ZM33 248H35V246H33ZM33 248H32L31 245H28L27 247H25V249H22V251H23L22 254H25L26 252H29L30 254L28 253L27 255H29L30 257H32V256L34 255L33 258H35V259L37 258V261H38L39 258L41 259V256H40V255H42L43 252L40 250V253H39V252H38L39 249H38V251H37V249H34V250H33ZM36 248H37V247H36ZM84 248H85V250H84ZM142 248H143V249H142ZM145 248H146V247H145ZM204 248L207 249L206 247H204ZM210 248H211V247H210ZM212 248H213V249L216 248L217 250H219L216 246H215V247H212ZM212 248H211V250L213 251L212 253H214L215 255H216V253H219V254L221 253V254H222L221 257H223V258H221L220 255L218 256V257H220V258H218L217 255L214 256V257H212V256L214 255V254H212V256L210 255V258L212 257L213 259H209V260H211V263L214 264L213 261H214V259H215L216 257L220 260V261H219V260H217V258H216L217 262L219 261V263H220V262L224 261V260H222V259H224V257L226 258V255H223V253L220 252V250H219V252H216V251L213 250ZM261 248H262V249H261ZM66 249H65V250H66ZM82 249H83L84 251H82ZM86 249H88L89 253H88V251H87ZM89 249H90V250H89ZM108 249H110L109 252H110L111 254L108 253ZM125 249H123V250L126 251ZM197 249H198V247H197L196 249H193L192 252H193L194 250L197 251ZM208 249H209V248H208ZM232 249H233V247H232ZM65 250H64V251H65ZM91 250L94 251V252H92ZM95 250H96V251H95ZM98 250H99V251H98ZM123 250H121V252H122ZM131 250H130V252H131ZM134 250H135V249H134ZM139 250H143V252L141 251V254H140V251H139ZM199 250H200V249H198V251H199ZM211 250H208V251L211 252ZM235 250H236V251H235ZM34 251H35V252H34ZM62 251H63V249H62ZM115 251H116V252H115ZM124 251H123V253L125 254V255H124V257H125V256H126V253H125ZM144 251H145V252H144ZM198 251L195 252V253H197L198 259H199V254H203V256L200 255V257H202V258L205 257V256H206V258H207L208 255H209V252H208V254H205V256H204L203 251H200L199 254H198ZM238 251H239V249H238ZM251 251H252V252H251ZM256 251H257V250H256ZM18 252H19V251H18ZM20 252H21V250H20ZM84 252H86V253H84ZM96 252H97V253H96ZM99 252H100V253H99ZM104 252H105L106 254H104ZM192 252H191V254H192L193 258H197V256H196L194 253H192ZM235 252H236V253H235ZM33 253H35V254H33ZM41 253H42V254H41ZM60 253H61V252H60ZM63 253H64V252H63ZM107 253H108L109 255H111V256H110V257H111L110 259H109V256H108ZM123 253H122V254H123ZM128 253H129V252H128ZM128 253H127V255H128ZM131 253H132V252H131ZM137 253H138V254H137ZM205 253H207V250H206ZM230 253H231V254H230ZM58 254H59V253H58ZM78 254H77V255H78ZM87 254H88V255H87ZM119 254H121L120 251H119V253H118V255H117L118 258L115 256V260H116L117 262H116V261H113V260H112V262H114V263H116V264H117V263H119V264H120V263L123 264V262H124V264L129 263L126 259H125V260L127 261L126 263H125V260H123V262H118V261H120L119 256H120V257H123L122 254H121V255H119ZM129 254H130V253H129ZM142 254H143V255H142ZM193 254H194L196 257H195ZM210 254H211V253H210ZM229 254H230V255H229ZM235 254H236V255H235ZM31 255H32V256H31ZM35 255H36V256H35ZM37 255H38V256H37ZM60 255H62V254H60ZM79 255H78V257H72V260H74L73 258H75V260L78 261V262H74V263L81 264V263H79V262H81V260L79 261V259H77V258L80 257ZM92 255H93V256H92ZM253 255H255V253H254ZM65 256H66V255H65ZM87 256H88V257H87ZM138 256H139V257H138ZM140 256H141V257H140ZM144 256H145V257H144ZM190 256H191V255H190ZM192 256H191L190 258H192ZM247 256L249 257V258H248V262H247V259H246ZM250 256H251V257H250ZM10 257H12V256H10ZM124 257L121 258V261H122V259H124ZM127 257H128V256H127ZM127 257H126V258H127ZM143 257H144V258H143ZM229 257H228V258H229ZM262 257H263V258H262ZM56 258H57V257H56ZM85 258H86V259H85ZM116 258H117V259H116ZM193 258H192L191 260H194ZM58 259H59V258H58ZM80 259H81V258H80ZM100 259H101V258H99V260H100ZM105 259H107L108 262L104 261ZM127 259H128V258H127ZM130 259H131V258H130ZM198 259L196 260V261H197L196 264H198ZM200 259H201V258H200ZM200 259H199V260H200ZM226 259H227V258H226ZM226 259H225V261H228V260H229V259H228V260H226ZM239 259H236V260L233 259V260H234V261H233V260L230 258V262H231V260H232V263H233V262L236 263L237 260H239ZM9 260L16 261V259H14V258H13V259H12V258L10 259V258L8 257V262H9ZM43 260H44V259H41L40 261L43 262ZM63 260H65V259H63ZM86 260H87V261H86ZM99 260H95L96 263H97V261H98V263L100 264ZM109 260H110V261H109ZM189 260H190V259H189ZM209 260H208V258H207L206 261H204V260H203V261L201 260V261L204 262V264H208V263H209ZM212 260H213V261H212ZM216 260H215V264H216ZM240 260H239V261H240ZM13 261H10L11 263L9 262V264H12V263H13V264H19V262L16 261L17 263H15V262H13ZM61 261H62V258H61ZM91 261H92V262H91ZM95 261H94V262H95ZM196 261H195V262H196ZM207 261H208V263H207ZM225 261L223 262V264L227 263V262H225ZM239 261H238V262H239ZM242 261H240V264H242V263H241ZM38 262H39V261H38ZM42 262H40V263H42ZM146 262H147V261H146ZM146 262H145V264H146ZM191 262H192V261H191ZM195 262H192V263L195 264ZM202 262H200V263H202ZM205 262H206V263H205ZM228 262H229V261H228ZM44 263H45V262H44ZM114 263H111V264H114ZM192 263H190V264H192ZM232 263H230V264H232ZM235 263H234V264H235ZM45 264H46V263H45ZM47 264H48V263H47ZM71 264H72V263H71ZM94 264H95V263H94ZM129 264H130V263H129ZM187 264H188V263H187ZM209 264H210V263H209ZM217 264H218V263H217ZM221 264H222V263H221ZM228 264H229V263H228ZM236 264H239V263H236Z\"/></svg>","mask_w":264,"mask_h":264}]
</instances>
